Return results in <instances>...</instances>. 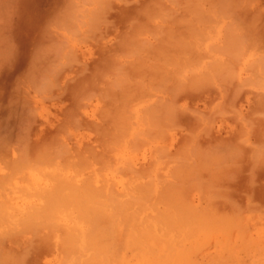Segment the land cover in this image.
I'll return each instance as SVG.
<instances>
[{"label": "rangeland", "instance_id": "374dc122", "mask_svg": "<svg viewBox=\"0 0 264 264\" xmlns=\"http://www.w3.org/2000/svg\"><path fill=\"white\" fill-rule=\"evenodd\" d=\"M19 1V2H18ZM17 2L19 3V5H17L18 6V8L19 9H17V8H15V11L17 10V14H18V16L16 17V15L13 17L12 16V18H13V20H11V21H13L12 22V24L13 25H11L12 26V32H13V35H14V37H15V40H16V42H17V46H18V48H19V50H20V55H19V57H18V59H17V65L15 64V65H13V66H16V67H13V66H10V67H8V69H5L4 70V73H1V75H0V148L1 149H3V150H1L2 151V153H0L1 155H3L2 157H4V159L6 160H2V161H0V180L1 179H3L4 180V182L2 183L3 184V187L5 188V186H9V185H7V184H5V183H7V182H5V179H8L9 177H12V178H14V176L16 177L15 179H13V183H9L10 185H14L15 187L13 188V187H9V190L7 189V187H6V189H7V192H5L4 190H6V189H1V190H3V193H5V195L1 192V190H0V192L2 193L1 194V196L3 197H1L0 196V199L1 200H4L3 202L5 203V201L7 200V199H9L8 201H6V204H7V202H8V204L10 203L11 204V206H9V208L7 207V205L5 206L6 208H4L2 205H4L3 203H2V201H1V203H2V205H1V203H0V213L2 212V214H0V225L5 229V230H3V228L0 226V230L2 231V235H5L6 237H3L4 238V240H2L1 238H0V260H2L1 262H0V264H11V262H12V264L14 263V264H31L32 262H33V264L35 263V264H60V262H61V264H62V261H63V258H65V257H67V258H65L64 259V261H63V264H79V263H83V264H85V262L87 261V259H89L87 262H86V264H91V263H88V262H91L92 261V264H94V263H96V264H127L128 262V264H136L135 263V260H136V262H137V264H152L153 262H155V263H153V264H157V262H158V264H168L169 262V264H172V263H174V264H183V262H184V264H264V155H262V154H264V151H263V153H261V150L259 151V152H257L258 154H261V156H257V158H256V154L254 155L255 156V158H253L254 156H251V155H253V152L252 151H254V150H252V149H255L257 146L256 145H251V143H255L256 144V142L258 141L259 143H260V147H261V143L263 142V144H264V141H260V140H263L264 139V135H260V133H263L264 131H262L263 129H264V127H263V125H264V112H261V111H264V109H263V106H264V103H262V102H264L263 101V99H264V53H262L263 51H264V41L263 42H258L259 40H260V37H261V39H264V0H238V1H241V2H238L239 4H236V3H233L232 4V7L233 6H235V8L239 5L240 7H238L239 8V10L241 9V8H243V6H244V8L247 10V11H245L247 14H248V16L250 17L251 16V14H252V16H251V19L249 20V22L248 21H246V20H248V16L245 14V16H243V14H239L240 12L242 13L243 11H237V13L239 14H235L237 17H238V19H239V16L241 17V16H243L244 18L242 19V17L240 18V21H241V19H242V21H244L245 19V21L243 22V24L245 23L246 24V26H245V28H247L248 30L249 29H251V27H254L255 29L257 28V29H259L258 31H260V32H258L257 30H255L254 29V31H256L255 33H257L256 35L258 36H256L255 35V33L253 32V30L251 29V31L249 30V31H247V30H245V28L242 26V27H240L239 28V25L241 26V23L242 22H239L237 19V22H239V23H236L235 21L236 20H234V19H232V20H234L233 22H231L232 20H231V18L233 17V14H232V16L231 15H229L228 17H229V19L227 18V15H228V13L226 14V10H227V8L230 10V5H227V3H225L224 4V0H221V1H219V2H222L221 4L223 5H227L228 7L226 8V10H225V7H224V5H223V8H224V10H225V14H223V12L224 11H222L220 14H219V11H220V9L219 8H221L222 6H221V4L218 2V1H216L215 2V0L214 1H212V0H200L201 2H200V5H199V7H197L196 8V10H194L193 9V7L194 6H197L199 3V0H197V3H195V4H197V5H195L193 2H195L196 0H193V4L192 3H189L190 1H192V0H188L187 2L190 4V5H194L192 8H190V5L189 4H187L188 6H186V2H185V0H175V2H177L176 4L178 5V6H176V4L173 2L174 0H171L172 2H170L169 0H151L150 1V3H149V0H138L139 2V5H138V3H137V1L136 0H103L104 2H102V3H104L102 6H100L101 8H103L104 6V11H106V12H104L103 11V9H100V10H102V12L100 11H98V5L99 4H96V2H97V0H95V2L93 1V0H89V2L87 1V3H85V4H87V6L86 5H84L83 4V2L84 1H86V0H84L83 2H82V0H79V2H78V0H73L74 2H76V5L77 4H79V6L77 7V11L80 9V11L82 12L83 10L85 11V7L84 8H81V7H83V6H86L87 7V9L90 11V12H93V11H95V12H93V13H89V11L87 12V11H85L84 13H89V15L88 16H90V20H82L83 19V17L85 16L86 17V14L84 15L83 14V12L82 13H80L79 14V18H80V22L78 23V25H77V28H76V30L80 33L79 34V37H77L76 35V37H74L73 35H71V36H73V39H72V37H70V34H67L68 35V37H70V38H68L67 37V35H66V33L64 34L63 33V31H62V29H60V28H58V26L54 23V20H53V18L54 17H56L57 16V14H59V13H62V12H64L63 10H66L67 9V7L69 6V3H71V1L70 0H18ZM59 1H62V2H59ZM70 1V2H69ZM93 1V2H92ZM99 1L101 2V0H98V2L97 3H99ZM109 1V2H108ZM124 1H125V3H124ZM130 1V2H129ZM132 1V2H131ZM146 3H145V2ZM180 1V2H179ZM182 1V2H181ZM227 0H225V2H226ZM228 1H230V0H228ZM250 1H252V3L250 2ZM59 2V3H58ZM74 2H73V6L75 5L74 4ZM91 2L92 3H94V4H91ZM129 2V3H128ZM157 2L159 3V5L160 6H158V4H157ZM167 2V3H166ZM212 2V3H211ZM243 2V3H242ZM16 3V2H15ZM17 3V4H18ZM90 3V4H89ZM137 3V4H136ZM142 3H144L145 5H143ZM154 4V6L156 7H152L153 6V4ZM164 3V4H163ZM182 3H184V5L185 6H183L182 5ZM213 3H214V5L216 4V3H218V4H216L215 5V10H214V5H213ZM229 3V2H228ZM245 3V4H244ZM246 3H248V4H246ZM254 3V4H253ZM58 4V5H57ZM89 4V5H88ZM97 6H96V5ZM106 4V5H105ZM109 6H108V5ZM148 4H150L149 5V7H150V10L151 11H149L151 14L150 15H143L142 14V11H143V13H145L144 12V10L146 11V8L145 9H143L144 8V6H148ZM156 4H157V6H156ZM161 4H162V6H161ZM175 4V5H174ZM210 4V5H209ZM230 4V3H229ZM237 6H236V5ZM143 5V6H142ZM181 7H180V6ZM202 5H204V6H202ZM208 5V6H207ZM220 5V6H219ZM247 5V6H246ZM57 6H58V8H57ZM62 6L65 8V9H63L62 8ZM66 6V7H65ZM97 7V8H95V7ZM131 6V8H128V7H130ZM133 6H136V7H133ZM138 6V7H137ZM140 6V7H139ZM141 6H142V8H141ZM146 6V7H147ZM171 6H172V8H171ZM202 6V11H203V13H204V15H207V17H209L208 15L209 14H206V13H210V14H212V15H214V17L213 18H215V22H214V19L213 20H211V18H207V20H205L206 19V17H205V19L204 18H202L201 17V15L203 14V13H201V15L199 14L200 13V11H201V9H200V11H198L197 12V9L198 8H200ZM219 6V8H217ZM230 6V7H229ZM246 6V7H245ZM249 6H251L250 8H249ZM53 7H54V10H53ZM151 7H152V9L154 8V12L152 11V9H151ZM171 8L170 9V11H172V13L171 14H174V16L172 17V15L171 14H169L170 13V11H169V8ZM186 7L187 8H189L190 10H188L187 9V11H185L184 9H186ZM205 7V8H204ZM261 7V8H260ZM56 8H57V10H56ZM109 8V9H108ZM113 10H112V9ZM139 8H141V10L139 9ZM160 8H161V10H163V11H161L160 10ZM211 8H213V10H212V12L210 11V9ZM243 8V9H244ZM127 9V10H126ZM129 9V10H128ZM167 11H166V10ZM174 9L175 10H177V11H174ZM209 9V10H208ZM217 9H219L218 11H216ZM237 9V8H236ZM242 9V10H243ZM263 11H262V10ZM53 10V11H52ZM93 10V11H92ZM110 10V11H109ZM114 10H116V11H114ZM133 10V11H132ZM137 10V11H136ZM147 10H149L148 9V7H147ZM208 10V11H207ZM233 10H235V9H233ZM261 10V11H260ZM15 11H14V13H15ZM129 11V12H128ZM134 11H136V13H134ZM139 11H141V12H139ZM158 11H160V12H158ZM190 11V12H189ZM205 11H207L206 13H205ZM215 11L217 12V13H215ZM235 11V12H236ZM49 12H51L50 14H49ZM58 12V13H57ZM127 12V13H126ZM138 12L141 14V16H140V14H139V16H138ZM147 12V14H149L148 13V11H146ZM176 12V13H175ZM185 12V13H184ZM57 13V14H56ZM95 13V14H94ZM128 13H130V14H128ZM134 13V14H137L136 16L135 15H132V14ZM166 13V14H165ZM181 13V14H180ZM234 13V12H233ZM244 13V12H243ZM16 14V13H15ZM20 14V15H19ZM53 14V15H52ZM54 14H56L55 16H54ZM91 14V15H90ZM93 14V15H92ZM106 14V16L105 17H107V18H105L104 19V15ZM126 14H128V15H126ZM146 14V13H145ZM155 14H159V16H157V15H155ZM171 15V16H169V15ZM183 14L185 15V16H183ZM200 16H199V15ZM217 14H219V16H221L222 17V15L223 16H225L224 18L222 17H217ZM255 15V17H254V15ZM259 16H258V15ZM48 15V16H47ZM52 15V16H51ZM84 15V16H83ZM94 15H96V17H95V20L97 19V21L96 22H92V21H95L94 19L92 20V16H94ZM103 15V16H102ZM128 17V16H130V17H128V18H126V16ZM132 15V16H131ZM163 15H168L167 17H165V19H164V16ZM187 15V16H186ZM194 15H196V17H198V18H200V20H201V22H199L198 21V18H196ZM46 16V17H45ZM51 16V17H50ZM152 16H157V18H154V17H152ZM160 16L162 17V18H160ZM180 16H182L181 18H186L187 17V19L189 18V20L188 21H190V19L192 20V21H190V23L192 24V28H191V24L189 23L188 25H187V19L185 20V19H181L180 18ZM193 16V19L191 18ZM231 16V17H230ZM138 17V18H137ZM170 17H172L171 19H170ZM210 17H212L211 15H210ZM235 17V16H234ZM233 17V18H234ZM246 17V18H245ZM254 17V18H253ZM256 17H258L259 18V20H257V18ZM88 18V17H87ZM140 18H141V20L142 21H144L143 23H141L142 25H143V27L145 28H143L144 29V31H143V29H141L142 28V26H140V28L138 27V24L141 22V20H140ZM153 18V19H152ZM254 20H256V21H253V19ZM46 19V20H45ZM55 19V18H54ZM107 19V20H106ZM112 19V20H111ZM115 19V20H114ZM122 19V20H121ZM128 19L130 20L129 22H128ZM136 21H135V20ZM139 19V20H138ZM151 19V20H150ZM220 20V21H218V20ZM105 20L107 21V22H105ZM126 20V22H121V21H125ZM132 20H134V21H132ZM137 20L139 21L138 23H137ZM165 20V21H164ZM170 20V21H169ZM176 20V21H175ZM183 20H185V21H183V23H182V21ZM44 21H46V22H44ZM196 21V22H195ZM198 21V22H197ZM205 21V22H204ZM210 23H209V22ZM251 21V22H250ZM45 24H44V23ZM103 22V23H102ZM109 22V23H108ZM115 22V23H114ZM131 22H133V23H135V24H137V25H135V24H133V25H131ZM177 22V23H176ZM218 22H221L220 24H219V27L218 28H220V29H218L216 26H217V23ZM226 22H227V24L230 22V23H232L231 25L230 24H228V25H230V27H233L234 29H235V31H236V33L235 32H231V34H232V36L230 35V36H228V39L230 38V40L229 41H231V42H229V43H231V44H228V43H225V40H226V37H224L225 35H228V32L229 31H231V30H233V28H230L229 29V27H226L227 25H226ZM20 23H22V24H20ZM47 23V24H46ZM105 23V24H104ZM123 23V24H122ZM176 23V24H175ZM184 23H186V24H184ZM199 23V24H198ZM201 23V24H200ZM216 23V24H215ZM43 24V25H42ZM49 24V29L47 28L46 29V26ZM80 24V25H79ZM123 26H122V25ZM124 24H126V25H124ZM167 24V25H166ZM236 24H238V25H236ZM256 24V26H254ZM107 25V26H106ZM136 26V28L138 27L139 29H138V32H136L135 30H132V29H134L135 27H133V28H131V26ZM146 25H147V27H146ZM157 25V26H156ZM160 25L163 27L162 29H161V27H160ZM165 25V26H164ZM170 25V26H169ZM186 25V26H185ZM194 25V26H193ZM251 25V26H250ZM42 26V27H41ZM44 26H45V29H44ZM105 26V27H104ZM116 26V27H115ZM149 26V27H148ZM172 26V27H171ZM190 27V29H196L197 31H195V32H198L200 29H201V31H199L200 32V34H199V32H198V35H197V37L199 36V38H203V40L202 39H198L197 40V38H196V34H194L195 32H194V30H193V34H192V32H191V30H189V27ZM198 26V27H197ZM212 26H214V28H215V30H216V32L214 31V28H212ZM260 26V27H259ZM262 26V27H261ZM82 27V28H81ZM173 27H175V28H173ZM194 27V28H193ZM227 28V30H225L226 28ZM237 27V28H236ZM259 27V28H258ZM43 30H42V29ZM87 28V29H86ZM101 28V29H100ZM113 28H115V29H113ZM125 28H127V29H125ZM165 28V29H164ZM167 28H169V30L170 31H167L166 29ZM178 28H180V29H178ZM184 28H186V29H184ZM197 28H199V30L197 29ZM225 28V29H224ZM243 28V29H242ZM41 29V30H40ZM127 31V32H125V34H124V31L125 30ZM128 29H130V30H128ZM141 29V31H142V33L140 32L139 33V30ZM158 29H159V31H158ZM160 29H161V32H162V36H161V34H160ZM172 29H174V30H176V31H174V30H172ZM188 29V30H187ZM228 29H229V31H228ZM239 29H241V31L239 30ZM45 30H48V32L50 33V34H52L53 36H56L57 38V41H61L62 43H63V46H62V48L65 50L64 51V54L63 55H65L66 54V57L64 58V57H62L61 56V59H60V57H59V59H60V61H63L62 63L61 62H59V63H61V64H66L65 62H68L67 61V56L70 54V56H68L70 59H68V60H72L71 62L72 63H68V65L66 66H64V64L61 66V64L59 65L58 64V66H59V68H57L58 66H57V64H56V66L57 67H54V66H52V68H54V69H57V70H60V71H58V72H56V70H55V72L57 73V78L55 77L56 75V73L54 72V71H51V72H53V74L52 73H50L51 75H52V77H54V78H56V80H57V82H59V84H60V87L61 88H58L59 86H57L58 84H56V82H55V84H56V87H54V85L55 84H52L55 80H53V81H51L52 80V77H50L49 75V82H48V80H47V82L45 83H43V85H42V87H37V88H35V85L33 86L32 85V83L30 82V80H28L27 78V74H26V72L29 70V69H27V68H29L30 67V64L28 63L29 61H31V60H28V58H30L31 59V53L34 51L33 49H35L36 48V46L38 45L37 44V42H38V40L40 39L41 40V37H43L42 35H44V34H40V33H44V31ZM53 30V31H52ZM91 30L93 31V33L91 32ZM150 30H152V33H154V34H152V33H149L150 32ZM164 30H165V32H164ZM221 30V31H220ZM80 31H83L82 33L80 32ZM90 33H89V32ZM136 33H135V32ZM148 31V32H147ZM154 31V32H153ZM226 31H228L227 33H226ZM234 31V30H233ZM244 31H245V33H244ZM65 32V31H64ZM169 32H170V34H169ZM178 32V33H177ZM181 32V33H180ZM239 32V33H238ZM240 32H242L243 34H246V36L247 37H249V40H248V38L247 39H245V36H241L242 34L240 33ZM37 33V34H36ZM75 33H77V32H75ZM135 33V34H134ZM223 33V34H222ZM224 33H226V34H224ZM230 33V32H229ZM254 33V34H253ZM36 34V35H35ZM82 34V35H81ZM85 34H87V36H85L84 38L86 39H81L80 38V36L81 37H83V35H85ZM89 34H90V36H89ZM92 34H93V37H92ZM119 34H120V36H123L124 35V38L127 36V35H129L130 34V38L132 39H139L140 40V44H142L141 46H143L145 49H142V50H148L147 52H146V54H145V51H143L144 52V54H143V52H142V50H139V51H141L140 52V55H142L143 57V61H144V63L142 64V66L141 65H139L140 67H138V68H134V66H133V63L131 64V62H132V60L134 61L136 58H137V56H134V55H132V56H130L129 55V51L127 52V55H129V57L128 56H124L123 57V55L124 54H126V52L125 51H123V45L125 44V42H126V46H127V44H129L127 41H126V39H125V41L119 36ZM123 34V35H122ZM150 34V35H149ZM152 34V35H151ZM160 34V35H159ZM178 34V35H177ZM204 34V35H203ZM208 34V35H207ZM235 34V35H234ZM248 34H251V35H248ZM41 35V36H40ZM117 35H118V37H117ZM126 35V36H125ZM169 37H168V36ZM190 35L192 36V37H190ZM202 35V36H201ZM207 37H206V36ZM236 35H237V37L239 38V36H240V39H237V37H236ZM38 38H37V37ZM65 36L67 37L66 38V40H67V42H66V40H65ZM89 36V37H88ZM152 36H155V37H152ZM201 36V37H200ZM209 36H210V38H209ZM213 36V37H212ZM17 37V38H16ZM22 37V38H21ZM40 37V38H39ZM88 37V38H87ZM94 37H96V38H98V41L96 40V39H93ZM119 37L124 41V44L123 45H119V44H121V39H119ZM172 37L174 38V39H172ZM178 38V42H179V44H178V42H177V38ZM236 37V38H235ZM252 37V38H251ZM60 38V39H59ZM75 38H77V39H75ZM92 38V39H91ZM103 38V39H102ZM111 38V39H110ZM127 38V37H126ZM150 40H148V39ZM163 38V39H162ZM176 38V39H175ZM192 38V39H191ZM224 38H225V40H224ZM38 39V40H37ZM108 39V40H107ZM116 39V40H115ZM119 39V40H118ZM129 39V38H128ZM171 39V40H170ZM179 39H181L180 41H179ZM209 39H211V40H209ZM233 39H234V41L236 40V41H239L240 43H238V42H235V45H234V41H233ZM242 39V40H241ZM254 39L256 40V42H253L254 41ZM258 39V40H257ZM22 42H21V41ZM40 40H39V42H40ZM78 40V41H77ZM96 40V41H95ZM103 40V41H102ZM175 41L174 43H173V41ZM182 40L184 41V42H182ZM185 40L187 41V43L185 42ZM199 40H202L201 41V43H199L200 41ZM244 40H246V42L244 41ZM251 40H253V41H251ZM19 41V42H18ZM71 41H72V43H71ZM84 41H85V43H84ZM108 41V42H107ZM113 43H111V42ZM163 41V42H162ZM168 43H167V42ZM171 41V42H170ZM241 41H242V43H243V41H244V43H243V45H242V43H241ZM31 42V43H30ZM33 42H35V45L36 46H34V44H32ZM38 42V43H39ZM68 42H70V43H68ZM94 42H98L97 43V45H99V46H95V44L96 43H94ZM120 42V43H119ZM131 42V41H130ZM155 42H157V43H155ZM162 42V43H161ZM212 42H214V44H215V48L212 46ZM20 43H22V44H20ZM74 43L76 44V45H74ZM107 43V44H106ZM119 43V44H118ZM123 43V42H122ZM161 43V44H160ZM172 43H173V45H172ZM175 43H177V45L179 46V49H178V46H176V44ZM199 43V44H198ZM202 43H203V45H202ZM237 43V44H236ZM252 43V44H251ZM257 43V44H256ZM94 44V45H93ZM106 46H105V45ZM132 44V43H131ZM162 44H163V46H162ZM167 44V45H166ZM195 44V45H194ZM210 44V45H209ZM227 44H228V46H230V47H232L233 45L234 46H236V45H238V48H237V46L236 47H234L233 49H235V50H231L232 52H230V50L228 51V49H230V47H228L227 46ZM233 44V45H232ZM255 44V45H254ZM20 45H21V47H20ZM23 45V46H22ZM29 45H33V46H29ZM70 45H72V46H70ZM91 45H93V46H91ZM111 45H115V46H111ZM119 45V46H118ZM130 45V44H129ZM217 45V46H216ZM225 45H226V47H225ZM242 45V46H241ZM108 46H109V48H108ZM125 46V45H124ZM141 46H140V48H141ZM185 46V48H183ZM197 46H199V48H200V50H199V48L197 47ZM26 47V48H25ZM112 47V48H111ZM114 47H117L116 49H113ZM173 47V48H172ZM177 47V48H176ZM242 47V48H241ZM256 47H257V49H256ZM261 47L263 48V49H261ZM105 50H104V49ZM210 48V49H209ZM213 48V49H212ZM260 48V49H259ZM30 49H32V50H30ZM113 49V50H112ZM139 49V47H137V49L136 50H138ZM169 49V50H168ZM183 49V50H182ZM219 49V50H218ZM232 49V48H231ZM259 49V50H258ZM62 50V49H61ZM101 50V51H100ZM114 50H115V53H114ZM118 50V51H117ZM129 50H131V49H129ZM168 50V51H167ZM173 50V51H172ZM180 50V51H179ZM182 50V51H181ZM185 50V51H184ZM213 50H215V51H213ZM216 50H218L219 51V53H218V51H216ZM249 52H248V51ZM260 51V52H258V51ZM87 51V52H86ZM105 51V52H104ZM112 51V52H111ZM121 51H123V52H125L124 54H121V55H119V53H122ZM139 51L137 52V53H139ZM164 51H166V53H167V56H170L171 54V57H167L166 56V54H165V56L163 55L164 54ZM171 53H170V52ZM178 51V52H177ZM201 51V52H200ZM208 51V52H207ZM228 51V52H227ZM235 51V52H234ZM238 51V52H237ZM242 51V52H241ZM63 52V51H62ZM66 52V53H65ZM110 53V55H109V53ZM118 52V59H117V53ZM170 54H169V53ZM176 52V53H175ZM185 52H188L189 54H187V53H185ZM197 52L199 53V54H197ZM246 52V53H245ZM29 53H30V55H29ZM68 53V54H67ZM100 53V54H99ZM163 53V54H162ZM213 53V54H212ZM234 53V54H233ZM259 53H261V54H259ZM61 54V53H60ZM102 54H104L103 56H102ZM174 54H175V56H174ZM205 54H206V57H205ZM213 55V56H211V55ZM219 54V55H218ZM232 56V57H230V55ZM29 55V56H28ZM74 55V56H73ZM112 55H114V58H115V61H117V62H119V63H117L116 62V64H117V67L119 66V65H123L122 67L124 68V70H125V67L124 66H126V63H127V66L126 67H128V65L129 66H131L132 68H129V69H127L126 68V70H127V73L128 74H130L131 76V78H129V79H127V80H131L132 82H133V84L132 83H130L132 86H128V88H127V90L129 89H131V87H132V89L131 90H133L132 92L131 91H129V92H131L133 95H134V97H133V95L132 94H127V95H129L130 97H132V98H130L129 96H127L128 97V99H127V97L125 98V101L123 100H121L120 99V101L117 103L119 106H122V110H120V111H122V112H120V116L121 115H124V116H126V117H117L118 119V121H120L119 123H118V127L120 126L119 124H122L123 126H121V127H123L124 129H122L125 133H126V131L128 130V128H129V132L127 131V133L128 134H126L125 135V133L124 134H122V132L123 131H119L120 130V128L121 127H117V125L115 124L114 125V128L112 127V125L114 124H112V122H111V118L108 120V119H105V117L106 118H108V117H111L109 114H108V116H106L107 114H105L104 112H106V111H108L109 109V107L108 108H106V106L108 105V103H110L111 101H110V99H108L109 97V95H107V91H108V89L106 88V87H108L104 82H106L105 80L103 81V79H102V81H101V78H100V76L102 77V74H105V67L107 66V63L108 64H110V63H113L114 65H115V61L114 62H111L112 60H114V59H112ZM140 55H138V57H140ZM179 56L178 57V59H177V56ZM210 55V56H209ZM221 55V56H220ZM233 55L235 56V57H233ZM241 55V56H240ZM254 55V56H253ZM28 56V57H27ZM110 56H111V58H110ZM164 56V57H163ZM202 56V57H201ZM210 58H209V57ZM227 56V57H226ZM127 58L126 60L125 59H123V58ZM156 57V58H155ZM166 57V59L169 61L168 63H171V64H173V65H175V63H173L174 61L173 60H177V62L179 63V64H176V65H178V66H173V65H171V64H166L165 63V60H164V62H161V61H163V58H165ZM185 57V58H184ZM199 57H201V58H199ZM204 57V59H202ZM217 57V58H216ZM245 57H247V58H245ZM255 57V58H254ZM260 57V58H259ZM94 58H96V59H94ZM134 58V59H133ZM183 58V59H182ZM73 59H74V61H73ZM105 59H106V61H105ZM123 59V60H122ZM130 59V60H129ZM151 59V60H150ZM161 59V60H160ZM201 61H200V60ZM216 59V60H215ZM218 59V60H217ZM247 59V60H246ZM127 60H128V62H127ZM141 60V59H140ZM157 60V61H156ZM263 60V61H262ZM26 61H28V62H26ZM79 63H78V62ZM120 61H122V62H120ZM126 61V62H125ZM171 61V62H170ZM211 61V63H210V65L212 64V63H214V62H218L219 64H220V66L217 64V62H216V64H215V66H216V68H218V70H219V68L221 67V73L219 74V72H216V70L215 71H213L211 68H212V66L213 65H211V67L209 68V66L210 65H208L207 66V64H209V62ZM223 61V62H222ZM230 61L231 63L227 66V64H228V62ZM237 61V62H236ZM19 62V63H18ZM24 64H23V63ZM83 62H84V64H83ZM86 62V63H85ZM97 64H96V63ZM206 62H207V64H206ZM246 62V63H245ZM29 64V67L28 66H26V65H28ZM31 63V62H30ZM78 63V64H77ZM145 63H148L147 65L145 64ZM153 63V64H152ZM157 63V64H156ZM185 63V64H184ZM187 63V64H186ZM197 63V64H196ZM254 63H256V65L254 64ZM258 63V64H257ZM21 64V65H20ZM106 64V65H105ZM112 64V65H113ZM119 64V65H118ZM154 64H155V66H154ZM182 64V65H181ZM199 64V65H198ZM205 64V65H204ZM232 64H234V66H235V68L233 67V65ZM254 64V65H253ZM261 64V65H260ZM19 65V66H18ZM72 65V66H71ZM97 65V66H96ZM157 65V66H156ZM168 65V66H167ZM188 65V67H190V68H188V69H185V68H183V67H186ZM193 67H192V66ZM230 65H231V67H233L232 68V70H233V73H232V70H231V67H230ZM247 65L248 66H250L249 68L247 67ZM86 66H87V68H86ZM96 66V67H95ZM103 69L102 70V72L100 73V71L98 70V69H100L101 70V68ZM137 66V65H136ZM144 66V67H143ZM181 66H182V68H181ZM215 66L213 67V69L215 68ZM219 66V67H218ZM253 66V67H252ZM258 67V71H256L257 70V68L256 67ZM22 67H24V68H22ZM26 67V68H25ZM150 67V68H149ZM156 67V68H155ZM158 67V68H157ZM161 67V68H160ZM166 67V68H165ZM173 67V68H172ZM179 67V68H178ZM204 67V68H203ZM229 67V68H228ZM12 68H14V69H12ZM22 68V69H21ZM60 68H62V69H60ZM155 68V69H154ZM192 68V69H191ZM199 68V69H198ZM256 68V69H255ZM11 69H12V71H11ZM25 69V70H24ZM54 69H52V70H54ZM82 69H84V70H82ZM95 71V69H96V71H95V73H94V71ZM131 69V70H130ZM140 69V70H139ZM158 69V70H157ZM174 69H175V71H174ZM179 69H180V71H181V69L183 70V69H185V71L183 70V71H179ZM194 69V70H193ZM235 69H236V72H234L235 71ZM246 69V70H245ZM254 69H255V71H254ZM17 70H21V71H17ZM22 70H23V72H22ZM89 70V72H87V71ZM99 71V74H100V76H98L99 78L97 79V77H96V73ZM125 70V71H126ZM151 70H153L152 72H151ZM156 70V71H155ZM159 70H161V71H159ZM168 70H170V72L168 71ZM191 70L193 71V73L195 72L196 73V76L198 77V75H200V73H201V71H202V73H204V72H206V71H204V70H207V72L206 73H208V74H206V73H204V74H206V75H208V76H211V77H209L210 79H211V81H209L208 79H207V81H205L206 80V78H203V76L204 75H200L201 77H199V79L197 78V77H193L194 76V74L192 75L191 74ZM197 70V71H196ZM199 70H201V71H199ZM229 70V71H228ZM26 71V72H25ZM90 71H93L92 72V74H93V76H92V74H91V72ZM104 71V72H103ZM124 71V72H125ZM129 71V72H128ZM135 71V72H134ZM138 71L140 72V73H138ZM144 71V72H143ZM146 71V72H145ZM190 73H189V72ZM220 71V70H219ZM261 71V72H260ZM19 72V73H18ZM60 72V73H59ZM76 72L78 73L77 75H76ZM79 72H80V74H79ZM81 72H82V74H84V75H81ZM84 72V73H83ZM87 72V73H86ZM177 72H180V73H178L177 74ZM184 72V73H183ZM187 72V73H186ZM211 74H210V73ZM218 73V74H216V73ZM226 72V74L224 75V76H226V77H224V78H227L229 75H230V73H232L231 74V76L230 77H232L231 79H230V77H229V79L227 78V80H221L222 78L220 77V76H222V73H225ZM18 75H17V74ZM28 73V72H27ZM133 73V74H132ZM135 73V74H134ZM137 73H138V75H137ZM145 73H146V75H145ZM155 73H157V74H155ZM162 73V74H161ZM229 75H228V74ZM258 73H260V74H258ZM261 73H263V74H261ZM5 74V75H4ZM11 74V75H10ZM22 74V75H21ZM98 74V75H99ZM180 74V75H179ZM182 74H187V76L188 77H186V75H182ZM198 74V75H197ZM237 75V77L235 78V79H233V75L234 76H236ZM256 76H255V75ZM258 74V75H257ZM26 75V76H25ZM77 77H76V76ZM79 75H81V76H79ZM132 75H134V76H136V77H133V79H132ZM143 77H142V76ZM182 75V76H181ZM215 75H218L219 77L217 78ZM242 75V76H241ZM260 75V76H259ZM16 76H18V77H16ZM83 76V77H82ZM141 76V77H140ZM207 76V77H208ZM257 76H259V77H257ZM24 77V78H23ZM79 77H80V79L82 78V80H80L79 79ZM110 77V79L113 77V75L111 76V75H109V76H107V77H105V75H104V78L107 80L108 78ZM137 77H139V78H137ZM161 77H162V81L164 80L165 81V83L166 84H164V85H161L162 83H164V81L161 83L160 82V80H161ZM176 77V78H175ZM204 77H206V76H204ZM246 77V78H245ZM248 77V78H247ZM258 79H257V78ZM90 78V79H89ZM103 78V77H102ZM155 78V79H154ZM157 78V79H156ZM181 78V79H180ZM185 78V79H184ZM194 78V79H193ZM26 79H27V81H26ZM67 79H68V81H67ZM70 79L72 80V82H70ZM85 79V80H84ZM91 79H92V81H91ZM100 79V80H99ZM139 79V80H138ZM141 79V80H140ZM148 79V80H147ZM198 81H197V80ZM203 79H205V80H203ZM213 79V80H212ZM252 79H253V81H252ZM5 80V81H4ZM45 80H46V77H45ZM44 80V81H45ZM74 80V81H73ZM76 80H78V81H76ZM94 80V81H93ZM109 80V79H108ZM107 80V81H108ZM111 80H113V78L111 79ZM134 80V81H133ZM145 80V81H144ZM177 80H179L178 81V84H177ZM181 80L182 81H184L183 82V85H182V83H180L181 82ZM185 80H186V82H185ZM196 80V81H195ZM250 80V81H249ZM50 81H51V84H50ZM129 81H127V82H129ZM139 82V81H141V84L139 83H136V82ZM148 81H150V83L148 82ZM248 83H247V82ZM28 82V83H27ZM66 82V83H65ZM76 82V83H75ZM81 82H82V84H81ZM123 82H125V81H123ZM144 82V83H143ZM158 82H160L161 84H159V87L157 86L158 85ZM197 82V83H196ZM242 82V83H241ZM244 82V83H243ZM250 82V83H249ZM49 83V84H48ZM152 83V84H151ZM157 83V84H156ZM180 83V84H179ZM219 83V84H218ZM238 83H240V84H238ZM255 83V84H254ZM68 84H71V85H68ZM83 84L84 85H86L87 84V86H85L84 88H86V87H88L89 86V89L90 90H88V88L87 89H85V91H84V88H83ZM108 84V83H107ZM121 84V83H120ZM124 84V83H123ZM122 84V85H123ZM127 83L125 82V85H126ZM136 84V85H135ZM143 84V85H142ZM195 84V85H194ZM246 86H245V85ZM258 84V85H257ZM52 85V86H51ZM67 85L70 87V86H73V87H75V88H72V87H68V89L70 90L69 92L67 91ZM74 85H77V86H74ZM109 85V84H108ZM127 85H129V84H127ZM137 85H141L140 86V89H139V87H138V89L140 90V91H138V89H136V87H137ZM154 85H156L155 87H153ZM166 85H167V87H166ZM180 85V86H179ZM187 85V86H186ZM205 85V86H204ZM239 85H240V90L238 89V88H236V86H238L239 87ZM242 85H243V88L241 89V87H242ZM252 85V86H251ZM254 85H256V86H254ZM12 86V87H11ZM21 86V87H20ZM32 86V87H31ZM50 86V87H49ZM79 86H80V89H79ZM93 88H92V87ZM121 86V85H120ZM120 86H117L118 88H120ZM149 86V87H148ZM161 86V87H160ZM178 86V87H177ZM259 86V87H258ZM21 89H20V88ZM34 87V88H33ZM76 87H77V89H76ZM123 88H125V89H123V88H121V89H123V90H126V87L123 85L122 86ZM142 87V88H141ZM148 87V88H147ZM162 87H164V88H162ZM172 87H177L176 89H178V90H176V95H175V93L173 94V92H175V89L174 88H172ZM180 87V88H179ZM197 87H198V89H197ZM203 87V88H202ZM223 87H224V90H223ZM30 88V89H29ZM39 88H40V92H39ZM49 88V89H48ZM66 88V91H64V89ZM152 88H155V89H152ZM157 88V89H156ZM159 88H162V89H159ZM202 88V89H201ZM227 88H229V90L227 89ZM19 89V90H18ZM37 89V90H36ZM63 89V90H62ZM76 89V90H75ZM91 89H95L94 91L93 90H91ZM168 89H173L174 91H171V90H168ZM191 89V90H190ZM193 89H195V90H193ZM236 89H238V91L236 90ZM34 90V91H33ZM50 90H51V92H50ZM78 90V91H77ZM82 90V91H81ZM109 90H110V86H109ZM122 90V91H123ZM222 90V91H221ZM36 91V92H35ZM63 91H64V93H63ZM75 91H77V93L79 94V96H78V94H76L77 96H78V99H76L75 98V101H74V96H76V95H74L75 94ZM81 91V92H80ZM116 91H118V92H120L119 91V89H116ZM121 91V92H122ZM163 91H165V92H163ZM181 91V92H180ZM183 91V92H182ZM189 91V92H188ZM205 91V92H204ZM207 91V92H206ZM224 91H226V93L227 94H225V92ZM228 91V92H227ZM21 92V93H20ZM23 92V93H22ZM72 92V93H71ZM74 92V93H73ZM92 92V93H91ZM94 92V93H93ZM115 92V91H114ZM125 92V91H124ZM123 92V93H124ZM127 92V91H126ZM138 94H137V93ZM141 92L143 93V94H141ZM149 92H151V94H155V96L154 95H151ZM172 92V93H171ZM194 92V93H193ZM204 92V93H203ZM211 92V93H210ZM14 93V94H13ZM20 93V94H19ZM60 93H62V94H60ZM84 93H86V94H84ZM90 93V94H89ZM141 95H140V94ZM149 93V94H148ZM9 94V95H8ZM55 94L57 95V96H55ZM60 94V95H59ZM84 94V95H83ZM88 94H89V96H88ZM91 94H93V96H91L90 97V95ZM116 94H118L119 96H120V98H121V95H122V93H117L116 92ZM203 96H202V95ZM211 94V95H210ZM263 94V95H262ZM14 95V96H13ZM28 95H30V96H28ZM52 95V96H51ZM62 95V96H61ZM139 95V96H138ZM142 95H144V97L142 96ZM146 95H149V96H146ZM168 95V96H167ZM174 95V96H173ZM206 95V96H205ZM210 95V96H209ZM236 95V96H235ZM60 96V97H59ZM117 96V95H116ZM118 96V97H119ZM123 96H126V95H123ZM122 96V97H123ZM136 96V97H135ZM158 96H161L162 97V99H161V97H159L158 98ZM173 96V97H172ZM198 98H197V97ZM200 96V97H199ZM226 96V98L224 99V97ZM239 96V97H238ZM22 97H24V99L22 98ZM50 97V98H49ZM52 97V98H51ZM81 97V98H80ZM88 97V98H87ZM89 97H90V99H89ZM211 97V98H210ZM228 97V98H227ZM251 97V98H250ZM261 97H263V99L261 98ZM14 98V99H13ZM16 98H18V99H16ZM60 98V99H59ZM117 98V97H116ZM158 98V99H157ZM173 98V99H172ZM230 98V99H229ZM247 98V99H246ZM10 99H11V101H10ZM25 99H27V101L26 102H28L27 104V109H28V107L29 106H32V107H29V108H31V110L29 111V112H31L32 110H33V114H32V112L29 114V112H28V115H26V113H25V104L26 103H24L23 101L21 102V100H24L25 101ZM62 99V100H61ZM86 99V100H85ZM123 99H124V97H123ZM130 99H133V101L132 100H130ZM137 100V102H136V100ZM168 101H167V100ZM172 101H171V100ZM229 99V100H228ZM255 99H257V100H255ZM9 100V101H8ZM50 100V101H49ZM60 100H61V102H60ZM126 100H129L128 102L126 101ZM135 100V101H134ZM141 100H142V102H141ZM144 100V101H143ZM150 100V101H149ZM156 100H160V102L158 101V102H156ZM186 100V101H185ZM20 101V102H19ZM35 101V102H34ZM169 101H171V103L173 102V107H175V109L174 110H176V111H174V112H179L180 114L181 113H183V115H182V117H179V115H178V113L177 114H175V116H173V118H172V113L170 114V115H168L167 113H166V116L168 115V116H171V117H169L170 118V120H171V122L168 120L169 118H168V116L166 117V118H168V119H166V118H164V114L161 112L162 111V109H163V111H165V109H166V105L169 107V109L171 110V108L170 107H172L171 105L169 106V104H171ZM176 101H177V103H176ZM195 101V102H194ZM222 101V102H221ZM8 102V103H7ZM10 102H11V104H10ZM76 103V104H74V103ZM106 102V103H105ZM124 102V103H123ZM127 102V103H126ZM139 102V103H138ZM158 103L157 105H159V104H161L162 103V107H165V108H157V109H159L160 110V112H159V114L158 113H155V114H158V116L160 115V117H158L159 118V120H161V124H159V122L156 124V119H155V123L153 122V125L151 124V120H150V118L151 117H153L152 116V114H151V111H148V109H147V114L145 113V110H144V112H143V109H146V107H150L149 106V103ZM169 102V103H168ZM217 102H218V105H217ZM225 102V103H224ZM13 103V104H12ZM15 103H17V104H15ZM22 103H24V105H22ZM36 103V104H35ZM72 103V104H71ZM86 103V104H85ZM154 103H153V105H154ZM165 103H166V105H165ZM181 103V104H180ZM195 103V104H194ZM204 105H203V104ZM224 103V104H223ZM244 103V104H243ZM249 103H251V104H249ZM255 103V104H254ZM3 104V105H2ZM22 106H24V107H22ZM31 104V105H30ZM34 104V105H33ZM73 104H74V106H73ZM179 104H180V106H179ZM184 104V105H183ZM186 104V105H185ZM233 104V105H232ZM262 104V105H261ZM9 105H11V108L10 107H8ZM70 105V106H69ZM183 105V106H182ZM199 105V106H198ZM217 105V106H216ZM221 105H222V108H221ZM250 105H252V106H250ZM258 105H261V106H258ZM19 106H21V107H19ZM37 108H36V107ZM69 106V107H68ZM80 106H81V108H80ZM86 106V107H85ZM105 106V107H104ZM160 106V105H159ZM185 106H187V107H185ZM229 106H232V107H235V108H233V109H235V111L233 110V109H231L232 107H229ZM245 106V107H244ZM18 107V108H17ZM68 107V108H67ZM72 107H74L73 108V113H75L74 115L76 116V121H71V122H69L71 119H72V117H74V116H71V114H67V112H71L72 111ZM132 107H134V108H132ZM142 107V108H141ZM143 107H145V108H143ZM152 107V106H151ZM150 107V108H151ZM155 107V106H154ZM177 107H180V108H178V109H176ZM189 107V108H188ZM191 107V108H190ZM197 107H198V109H197ZM217 107V108H216ZM259 107V108H258ZM11 109V110H8V109ZM15 109V112H14V110L13 109ZM22 108H24L23 110H24V112L23 113H25V116H28L27 118L26 117H24V114L21 112V110H22ZM182 108H183V111H182ZM225 108V109H224ZM229 108H230V111H229ZM245 108V109H244ZM251 108V109H250ZM258 109V110H256V109ZM263 110H262V109ZM36 109H37V111H36ZM64 109V110H63ZM67 109H71V111H67ZM132 109H133V111H132ZM141 109V110H140ZM153 109V108H152ZM156 109V108H155ZM156 109V110H157ZM172 109V110H173ZM195 109V110H194ZM217 109H219V111L220 112H222V113H224V112H226L225 114H222V113H220ZM228 109V110H227ZM248 109H250V110H248ZM254 109V110H253ZM259 109H261V110H259ZM7 110V111H6ZM18 110V111H17ZM20 110V111H19ZM34 110H35V113H34ZM77 110V111H76ZM100 110V111H99ZM102 110V111H101ZM197 110V112H195ZM8 111H10V112H12V113H10V112H8ZM19 114H22V116L21 115H18V113ZM110 111V110H109ZM108 111V112H109ZM134 111H135V115H134ZM140 111H141V113H140ZM154 111V110H153ZM158 111V110H157ZM166 111H168L167 109H166ZM165 111V112H166ZM180 111H182V112H180ZM203 112V114H201L202 112ZM211 111V112H210ZM233 111V112H232ZM257 111L259 112H261L262 114H260V113H257ZM78 112V113H77ZM170 111H168V113H169ZM201 112V113H200ZM227 112H230V113H232V116H237V114H239L240 116H237V117H232L231 116V114L230 113H228L227 114ZM236 112V113H235ZM241 112V113H240ZM254 112H256V114H259L260 115V117H257V116H259V115H256ZM72 113V112H71ZM163 114V116H162V114ZM193 113H194V115H193ZM204 113H205V116H203L204 115ZM211 113V114H210ZM246 113V114H245ZM250 113H252L251 115H250ZM6 114H7V117H6ZM9 114H10V116H9ZM12 114V115H11ZM14 114V115H13ZM67 116H66V115ZM105 114V115H104ZM146 114V115H145ZM148 114H151V117L149 116L148 117ZM207 114V115H206ZM216 114V115H215ZM226 114H227V116H226ZM244 114V115H243ZM18 115V116H17ZM68 115H70L71 116V119H70V116H68ZM144 115H145V118H147L146 120H145V118L143 119V117H144ZM176 115H178V116H176ZM180 115V116H181ZM223 115V116H222ZM248 115V116H247ZM261 115H262V118H261ZM20 117L19 119L20 120H22L21 122H20V120H18V118L17 117ZM156 116V115H155ZM188 116V119H189V117H191L190 119H192V120H188V119H183V118H186ZM195 116V117H194ZM209 116V117H208ZM242 116V117H241ZM243 116H245L244 118H246V117H249V121H253V124H257V125H259L260 124V126H257V125H254V126H252L251 125V122H249L250 123V125L253 127L252 129H251V131H250V125H247L245 122H248L247 120H245V122L243 121V122H239L240 120H244V119H241V118H243ZM255 116V117H254ZM23 117H24V119H23ZM34 118V120H32L33 118ZM64 117V118H63ZM69 117V118H68ZM140 117V118H139ZM174 117H175V119H174ZM194 117V118H193ZM208 117V118H207ZM214 117V118H213ZM252 117V118H251ZM7 118H9V120H8V122H6L7 121ZM11 118H13L12 119V121H11ZM22 118V119H21ZM31 118V119H30ZM67 118V119H66ZM75 118V117H74ZM73 118V119H74ZM77 118H79V121H80V123H78V124H81V126L79 125V126H75V124H77V122H78V120H77ZM103 118H104V120H103ZM161 118H164V119H161ZM177 118V119H176ZM180 118V119H179ZM181 118L183 119L182 121H181ZM232 118H233V120H232ZM236 118H238V120L237 121H235L234 119H236ZM256 118V120H252V119H255ZM257 118H259V119H257ZM66 119V123L64 122V120ZM68 119H69V121H68ZM72 119V120H73ZM121 119V120H120ZM123 119V120H122ZM126 121H125V120ZM152 119V118H151ZM260 119H262V120H260ZM29 120V121H28ZM86 120V121H85ZM108 120V121H107ZM139 120V121H138ZM143 120H145V121H143ZM148 120H150L151 122H149ZM158 120V121H159ZM174 121V124H175V126L177 127H175L174 125H172V123H173V121ZM178 120V121H177ZM201 120V121H200ZM202 120H204V121H202ZM209 120V121H208ZM219 120H220V122H219ZM33 121V122H32ZM62 121V122H61ZM68 121V122H67ZM162 121H165V123L164 122H162ZM186 121H191V123H194V124H190V122H186ZM213 121V122H212ZM227 121V122H226ZM235 121V122H234ZM255 121V122H254ZM18 122H20V123H18ZM30 122V123H29ZM112 124H110V123ZM121 122H123V123H121ZM140 122V123H139ZM147 122V123H146ZM176 122V123H175ZM186 122V123H185ZM199 122V123H198ZM206 122V123H205ZM237 122V123H236ZM7 123H9L8 125H7ZM17 123V124H16ZM64 123H65V125H64ZM68 123V124H67ZM74 123V124H73ZM99 123V124H98ZM109 123V124H108ZM169 123V124H168ZM171 123V124H170ZM208 123H209V125H208ZM226 123V124H225ZM232 123V124H231ZM240 123L242 124V125H240ZM30 124V125H29ZM70 124H72V125H70ZM97 124V125H96ZM102 124H104V125H102ZM181 124V125H180ZM211 124V125H210ZM220 124V125H219ZM231 124V125H230ZM243 124L245 125V127L243 126ZM4 125H6V126H4ZM16 125V126H15ZM25 125V126H24ZM61 125H64L62 128H63V130L61 129ZM67 125V126H66ZM69 125V126H68ZM86 127H85V126ZM100 125V126H99ZM106 125H107V127H106ZM111 125V126H110ZM168 126V129H166L167 128V126ZM171 126V129H169L170 128V126ZM185 125V126H184ZM222 125V126H221ZM225 125V126H224ZM228 125V126H227ZM262 125V126H261ZM3 126L4 127H6V129L4 128V132H2L3 131ZM21 126V127H20ZM26 128H24V127ZM77 128H75V127ZM103 126V127H102ZM125 126V127H124ZM152 126V127H151ZM157 126V127H156ZM164 126V127H163ZM165 126H166V128H165ZM179 126H181V128L179 127ZM182 126H184V128H182ZM198 126V127H197ZM248 126V127H247ZM18 127H19V130H17L18 129ZM23 127V128H22ZM74 127V128H73ZM102 127V128H101ZM111 128V129H109V130H111L110 131V133L108 134V132H107V134H106V131H109V130H106L105 131V129L103 130V128ZM117 127V128H116ZM127 127V128H126ZM146 127V128H145ZM148 127L149 128H151L150 130H151V132L150 131H148L147 130V132H149V133H147V135L145 136L144 134H142V132L141 131H145V133H146V130L145 129H148ZM172 127H174V128H172ZM210 127V128H209ZM243 127V128H242ZM258 127V128H257ZM16 128V129H15ZM29 128V129H28ZM99 128H101V129H99ZM117 130H116V129ZM164 128V129H163ZM195 128V129H194ZM227 130H226V129ZM256 128H257V131H256ZM7 129H9V130H7ZM23 129H25V130H23ZM65 129H66V131H65ZM162 129H163V132H165V134L163 133L162 134ZM215 129V130H214ZM221 130V131H219V130ZM240 129H243V131L246 129L247 130V132H250L251 134H249V133H247L248 135H245L246 133H244L243 134V131L242 132H240L241 130ZM259 129V130H258ZM261 129V130H260ZM22 130H23V133L25 132V134H26V132H27V134L26 135H28L29 136V131H30V136H31V140H30V138H29V140H28V136L26 137V135H24V134H22ZM61 130V131H60ZM102 130V131H101ZM203 130H205V131H203ZM249 130V131H248ZM15 131V132H14ZM21 131V132H20ZM34 131H37V133H38V136H34V135H32L33 134V132ZM64 131V132H63ZM67 131H68V133L71 135V136H69V134L67 133ZM114 131V132H113ZM117 131H119L118 133H117ZM224 131V132H223ZM6 132V133H5ZM16 132H17V136L18 135H20V134H22V136L20 135V136H18L20 139H21V137H26L27 139V141L25 140V139H18V140H16V138H18L17 136H16ZM20 134H19V133ZM87 132V133H86ZM121 132V133H120ZM190 132V133H189ZM205 132H206V134H205ZM245 132V131H244ZM5 133V134H4ZM7 133H9V134H7ZM14 133V134H13ZM113 133V134H112ZM154 133V134H153ZM161 133V134H160ZM192 133V135H190ZM233 133V134H232ZM238 133V134H237ZM240 133V134H239ZM7 134V135H6ZM50 134V135H49ZM78 136H77V135ZM119 134V135H118ZM120 134H122V135H120ZM134 134H135V136L138 138H135V139H137V141L134 139ZM150 136H149V135ZM153 134V136H151ZM157 135V138H156V135ZM169 134V135H168ZM193 134H194V136H193ZM205 134V135H204ZM208 134V135H207ZM258 134V135H257ZM264 134V133H263ZM46 135H49L48 137L49 138H47L46 137ZM75 135V136H74ZM107 135H116L117 137L119 136V141H120V143H119V146L117 145L116 146V143L115 142H117L118 140V138L115 136V138H116V140L117 141H115V139H114V137L112 136H108L107 137ZM154 135H155V137H154ZM158 135L160 136V137H158ZM207 135V136H206ZM222 137H221V136ZM241 135H243V136H241ZM250 135V136H249ZM252 135V136H251ZM257 135V137H259L260 139H258L257 137L255 138V136ZM260 135V136H259ZM7 136V137H6ZM29 136V137H30ZM74 136V137H73ZM121 136H122V138H124V139H121ZM228 136V137H227ZM237 136V137H236ZM254 136V137H253ZM261 136H262V138H261ZM46 138V141H45V138ZM50 137H51V139H50ZM68 137H70L69 139H68ZM109 137H110V139H109ZM162 137H164V138H162ZM218 137V138H217ZM230 137V138H229ZM234 137H235V139H234ZM245 137H250V139H246V141H245V139H243V138H245ZM6 138V139H5ZM37 138V139H36ZM54 138V139H53ZM127 138V139H126ZM131 138V140L132 141H136L137 142V145L139 146V148H138V146H136V142H134L133 144L135 145H133L131 142V140H129ZM159 138H161V139H159ZM191 138H193L192 140H191ZM198 138V139H197ZM219 138H221V139H219ZM224 138H226L225 140H224ZM231 138H233V140L231 139ZM240 138V139H239ZM257 140H255V139ZM32 139L34 140V141H32ZM41 139H43V140H41ZM48 139H50V141H48ZM111 139H113V140H111ZM227 139H228V141H227ZM231 139V140H230ZM236 139H238V141L236 140ZM242 139L244 140L243 142H245V144L246 145H248V146H246L245 148H244V143L242 142ZM4 140V141H3ZM25 142H23V141ZM100 140V141H99ZM127 140V141H126ZM239 140H241V141H239ZM255 140V141H254ZM6 141H7V143H6ZM13 141H16V142H13ZM22 141V143H20ZM45 141V142H44ZM60 141V142H59ZM114 141V143L115 144H112V142ZM118 141V142H119ZM131 141V142H130ZM197 141V142H196ZM214 141V142H213ZM217 141V142H216ZM218 141H221V142H218ZM229 141H231L230 142V144L231 145H229ZM234 141H235V143H234ZM252 141H254V142H252ZM10 142H11V144H10ZM47 142V143H46ZM51 142V143H50ZM58 142V143H57ZM111 142V143H110ZM185 142V143H184ZM188 142V143H187ZM225 144H224V143ZM258 142H257V145H258ZM12 143H14V146L12 145ZM45 143V145L46 146H44L43 144ZM67 143V144H66ZM73 143V144H72ZM85 143H87V144H85ZM89 143V144H88ZM122 143V144H121ZM130 143V144H129ZM173 143V144H172ZM238 143H240V144H238ZM20 144L21 145H23V147L22 146H20ZM40 144H41V146H40ZM57 144V145H56ZM61 144H62V147H61ZM79 145V147L77 148V146H75V145ZM147 144V145H146ZM153 144V145H152ZM184 144H186V145H184ZM188 144H190V145H188ZM197 144V145H196ZM207 144V145H206ZM237 144H238V146H241L242 144V148L240 149V148H234V147H238L237 146ZM1 145L3 146V147H1ZM5 145V146H4ZM11 145V146H10ZM17 145V146H16ZM18 145H19V147L20 148H22V150H23V148L25 149V150H28V148L30 149L31 147H32V149H31V152H33L34 150H33V146H34V148H35V150H36V148H41V150L43 151V152H45V153H43L44 154V156L46 157V155L47 156H49L48 158L49 159H46L45 161H43L42 159H41V157L43 156V154L42 155H40V157H38V156H36L38 153L39 154H41L42 152H39V150L40 149H37L38 150V152L36 153V151H35V153L36 154H34L33 155V153H31L33 156L32 157H34L35 158V162H39L40 163V161H41V163L40 164H42L43 162H47V164H48V162H50L51 163V165H50V163L48 164V165H50L51 167L52 166H54V164L52 165V154H54V152H52V154H50L51 152H49L48 153V150H49V146L51 147V149L50 150H53L52 149V145H53V147H55V145L58 147V150H56V152L57 151H59V149H60V151L59 152H57V153H60L61 151V154H60V156L63 158V156H65L67 159H65V161L67 162L68 161V157H70V155L71 156H73V158L72 157H70V161H71V164H69V167H66V168H68L67 170H70V169H72V170H74V172L71 170V171H67V170H65L64 168H63V164H66V163H64V158H63V160H61V158L60 159H56V156H55V158H54V161H56V160H61V161H63V163L61 162V161H59V164L60 163H62V165L60 164H57V168L60 166V170L61 169H63V170H61V176H62V181H63V177L65 178V176H67V181H73V179L71 180L70 179V177L72 178V176H73V174H77L76 175V177L74 178V180H76V185L78 186V187H81L83 184H85V182L87 181V178H88V184H87V186L88 185H90L91 186V184L92 185H94V186H96L97 187V190L99 189V188H101V187H103V186H101V184H105V183H102V182H105L106 181V185H108L109 187H110V185H112V184H114V185H112V187H114V188H116L115 189V191H113V190H111L112 191V195L110 194V198L111 199H105V197H107V195H108V191H109V187H108V191L107 190H105V188H107L106 186H105V188H102L103 190H100L101 192H102V194L104 193L103 191H105L106 193H107V195L105 196V197H99V196H95L96 194H97V192L96 193H94V191L93 190H95L96 188L95 187H92V192L91 191H88L89 193H91V194H93L91 197H90V202L88 203V196H90L89 194L88 195H86V197L87 198H84V196H81V194H84L85 193V191H84V189H82L83 187L86 189V190H89V189H91L90 188V186H84L83 185V187L81 188V190H78V192L76 191L77 189H79V188H77L76 190L74 189V187L76 186L75 184H74V186H73V184H72V187H69L70 189L72 188V189H74V191L75 192H73V190L71 189V191L74 193V195L76 196V194H79V193H81V194H79L80 195V197H79V195H78V198L79 199H81L80 200V205H86V203L84 204L83 203V200L86 202L87 201V203L89 204V206L91 207V211H89L90 209H89V206H88V209L86 210V207H87V205L86 206H84V207H82V206H80L79 207V205H78V208H76L77 209V212H76V209L74 208V205H76V204H74V202H71V199H76V197H73V195H70V193L71 194H73L70 190H68L69 188H68V186L67 185H71V184H67V183H69V182H67L65 179V182L66 183H63L64 184V186L66 187V188H68V189H66L65 190V192H64V186H62V188L61 187H59L58 185H57V187H55L54 186V184L56 183L55 181H53V180H51L52 178H54L53 176L50 178L49 176L48 177H46L45 175L47 174L46 172L48 171H51L52 170V172H53V174L55 173H57L58 175H59V172H57L58 170H56V165H55V170H54V168L53 169H51V167L49 166V170H48V166H46V168H43L42 166H45L44 164L43 165H40V166H38L39 165V163H38V165H36L37 163H35V162H30L31 164L30 165H28V168H29V166H31L30 167V169H28L26 166H27V163L28 162H26L25 160L26 159H24V157H23V155L22 154H24V153H21L19 150H21V149H19V147H18ZM27 145H30L31 147H29L28 146V148L26 147ZM49 145V146H48ZM58 145H60V147L58 146ZM89 145H91V146H89ZM93 145H94V147H93ZM110 145H111V147H110ZM112 145H113V148H115V149H113L112 148ZM128 145V146H127ZM133 145V146H132ZM181 145H183V146H181ZM196 146L195 148L196 149H194V146ZM222 145V146H221ZM227 145L230 147V149H228V148H226V150H228L227 151V153L229 152L230 154H227L226 153V150H224L222 147H224V146H226L227 147ZM25 146V147H24ZM38 146V147H37ZM48 146V147H47ZM66 146V147H65ZM132 146V147H131ZM159 146H162V148L161 147H159ZM163 146H164V148H163ZM186 146H187V149H186ZM212 146V147H211ZM216 146V147H215ZM251 146V147H250ZM46 147L48 148V150H46ZM57 147H56V149H57ZM87 149H86V148ZM121 147V148H120ZM134 147H136V151L135 150H133V149H131V148H134ZM158 147L160 148V150L158 149ZM167 147V149H168V152H167V149H165ZM231 147H233V150H232V148ZM259 147V148H260ZM264 147V146H263ZM27 148V149H26ZM62 148V149H61ZM64 148L65 149H69L70 150V153H72L73 152V154H70L69 153V151H68V149L67 150H64ZM77 148V149H76ZM174 148V149H173ZM181 148V149H180ZM192 148V149H191ZM212 148H214V149H212ZM225 148V147H224ZM244 148V149H243ZM246 148L248 149L249 148V150H248V153L250 154L251 152V154L250 155H248V153H247V150H246ZM262 148V147H261ZM5 149V150H4ZM109 149H112V150H109ZM137 149H138V151H137ZM159 151H158V150ZM210 149H211V152H210ZM218 149V150H217ZM236 151H235V150ZM240 150V152H239V150ZM242 149H243V151H242ZM258 149V148H257ZM256 149V150H257ZM264 149V148H263ZM18 150V151H17ZM21 150V151H22ZM33 150V151H32ZM46 150V151H45ZM54 150H55V148H54ZM53 150V151H54ZM101 150V151H100ZM117 150H119V152H117ZM129 150H131V151H129ZM133 150V151H132ZM166 150V153H164L163 154V152ZM170 150V151H169ZM187 150V151H186ZM195 150H197V153L198 152H200V154L204 151V154L202 155H200V154H197L196 153V155L194 154L196 151ZM200 150V151H199ZM212 150H214V151H216V155H214L215 154V152L214 151H212ZM222 150H224V151H222ZM66 151V152H65ZM67 151H68V153H67ZM77 151V152H76ZM83 151H84V154H83ZM104 151V152H103ZM157 151L160 153V155L162 156V154H163V156H162V158H157V157H161L160 155H158L157 154ZM177 151H178V153H177ZM195 151V152H194ZM230 151H232V152H230ZM233 151H234V155H232L233 157H231V158H229V157H227V156H229V155H231V153L233 154ZM242 151V152H241ZM250 151V152H249ZM3 152H5L4 154H3ZM8 152V153H7ZM22 152H24V150L22 151ZM93 154H92V153ZM128 152V153H127ZM133 152V153H132ZM141 152V153H140ZM194 152V153H193ZM212 152H214V156L212 155ZM223 152V153H222ZM243 153V154H237L236 155V153ZM244 152H246V153H244ZM16 153H17V157H16ZM21 153V157L19 156V159L20 158H22L23 157V159H22V161H20L19 159H18V155ZM57 153H56V155H57ZM64 153H67V154H64ZM86 153V154H85ZM89 153H91V154H89ZM101 153L103 154V155H101ZM162 153V154H161ZM182 153H184L183 155H182ZM220 153V154H219ZM225 153L227 154V155H225ZM6 154H8L7 156H6ZM46 154V155H45ZM49 154V155H48ZM105 154V155H104ZM130 154V155H129ZM169 154H170V157H169ZM179 154V155H178ZM194 154V155H193ZM223 154V155H222ZM1 155H0V158L1 159H3L2 157H1ZM51 155V156H50ZM84 155H88V156H84ZM96 155V156H95ZM99 155V156H98ZM149 155V156H148ZM165 155H167V157L165 156ZM176 155H178V157L180 158V159H178V158H176L177 160H179V162H176V160H174V158L176 157ZM186 155V156H185ZM200 155V156H199ZM225 155V156H224ZM235 155H236V157H237V159H236V157H235ZM44 156H43V158H44ZM53 156V157H54ZM58 156V155H57ZM68 156V157H67ZM77 156V158H78V160H77V158L75 159L74 157H76ZM92 156H93V158H92ZM95 156V157H94ZM98 156V157H97ZM104 158H103V157ZM174 157L173 159H171L172 157ZM220 156V157H219ZM246 156V157H245ZM250 156V157H249ZM8 157V158H7ZM39 158L40 159V161H38L36 158ZM59 157V156H58ZM81 157V158H80ZM102 157V158H101ZM106 157H108V158H106ZM109 157H112V159H113V161L111 160V158H109ZM121 157V159H119V158ZM190 158V160H189V158ZM199 157H202V159L200 158L199 159ZM204 157V158H203ZM226 157V158H225ZM239 157V158H238ZM241 157V158H240ZM34 158H31V155H30V157L28 158V159H30V160H34ZM92 158V159H91ZM101 160H100V159ZM105 158H106V160L107 161H105ZM130 158V159H129ZM166 158V159H165ZM186 158H188L187 159V163H186V165L187 166H189L190 164L192 165V159L191 158H193V162H195L196 164H197V162H198V164H204V165H206V166H208V167H206V166H202V168L200 169V167L201 166H199V165H196L198 168V170L195 168L196 166H194V168H195V170H197V176L199 177H201L202 176V178H201V182H200V177H199V182L200 183H202L201 185L198 183H196V182H198L197 180H194L195 178H193V177H196V178H198L197 176H195V174L196 173H194V171H192L193 173H194V175H193V173L192 172H188V174L187 173H184V170L187 172V170L186 169H190V171L192 170V168L193 167H187L186 166V169H184V164H185V159ZM206 158V159H205ZM252 158V159H251ZM0 159V160H1ZM18 159V160H17ZM52 159V160H51ZM56 159V160H55ZM87 159H90V160H87ZM98 159L100 160L99 162H101V163H99L98 162ZM109 159H110V161H112V162H110V163H108V161H109ZM119 159V160H118ZM129 159V161H131V159H133L132 161H131V164H132V162H133V164L131 165V168H128L127 166L129 165V164H126L125 162V160H128ZM156 159H158V160H156ZM205 159V160H204ZM225 159V160H224ZM233 159V161H231V160ZM236 159V160H235ZM254 159V160H253ZM255 159H259V160H255ZM261 159V160H260ZM37 160V161H36ZM50 160V161H49ZM73 160H77V161H74L73 163H78V165L77 164H74L75 166H74V169L72 168V166H73V163H72V161ZM83 160V161H82ZM156 160V161H155ZM163 160V161H162ZM172 161V163L170 162V161ZM189 160V161H188ZM202 160V161H201ZM208 162H207V161ZM253 162H252V161ZM19 161H20V164H19ZM28 161V160H27ZM70 161H69V163H70ZM79 161V162H78ZM91 163H89V162ZM92 161V162H91ZM104 161H105V163H107V164H109V166L107 167H105L104 168ZM118 161V162H117ZM154 161V162H153ZM162 161V162H161ZM174 161V162H173ZM226 163H225V162ZM263 161V162H262ZM5 164V162H6V164L4 165L3 163ZM23 162V163H22ZM26 162V163H25ZM86 162V163H85ZM124 162V163H123ZM182 162V163H181ZM212 162H213V165L211 166L210 164H212ZM215 162V163H214ZM217 162V163H216ZM255 162H260L261 163V165H259L258 167L259 168H257V166L255 167L254 166V164H255ZM2 163V164H1ZM18 163V164H17ZM35 163V165H33ZM53 163H57V161L56 162H53ZM80 163V164H79ZM127 163H129L128 161H127ZM154 163H156V164H154ZM194 163V164H195ZM233 163H234V165H233ZM248 163V165H246ZM16 165V166H19V167H17L19 170H17V169H15L16 168V166H14V165ZM29 164V163H28ZM68 164V163H67ZM67 164H66V166H67ZM82 164V165H81ZM87 166H86V165ZM90 164V165H89ZM107 164H105V165H107ZM136 164V165H135ZM153 164V165H152ZM160 164V165H159ZM177 164H178V166L179 167H177V169H173V170H177L178 172V174H180V177H182L183 178V176L185 177L184 179L185 180H187L188 181V183L186 182V181H184L182 178H180L179 176H177L178 174L176 173V175H173V174H175V172L173 173L172 172V166L173 165H176L177 166ZM208 164V165H207ZM214 164H215V166H214ZM220 164V165H219ZM226 164H228V166L226 165ZM231 164V165H230ZM263 164V165H262ZM3 165H4V167L5 166H7V167H5V168H2L3 167ZM21 165H22V167H21ZM59 165V166H58ZM81 167H80V166ZM85 165V166H84ZM104 168V169H106L105 170V175L106 176H104V174L102 175V177L100 178V174L103 172L104 173V171H102L101 172V170H99V172H101V173H99L98 172V170L96 171V169H99L101 166ZM112 167H111V166ZM127 165V166H126ZM190 165V166H191ZM221 165H223V167H221ZM252 165H253V167H252ZM13 166V167H12ZM33 166H34V168H33ZM62 166V167H61ZM90 168H89V167ZM120 166H121V168L123 169L124 167H127L128 169H134L135 167H137V174L139 173V171H140V169H145V172L142 170L141 172H140V174H142V175H144V178H143V176L141 177L140 175H135V171H136V168H135V170H133L134 172H132V174L133 175H135V176H133L132 174H131V172L128 170L127 171V168H125V169H121V171H125L126 172V175L123 173V172H121L120 171ZM134 166V167H133ZM143 166V167H142ZM154 166H155V168H154ZM218 168H217V167ZM220 166V167H219ZM224 166H226V168L224 167ZM231 166V167H230ZM232 166H234V168L232 167ZM238 166V167H237ZM246 166V167H245ZM39 168V170L41 169L42 171L43 170H47V171H45V174L44 173H42V171L40 170H38V168ZM42 167V168H41ZM71 167V168H70ZM77 167H79V169H81L82 167V171H78L79 169L77 168ZM88 167V168H87ZM93 167V169H91ZM99 167V168H98ZM113 168V170L111 169V168ZM117 167H119V168H117ZM130 167V166H129ZM133 167V168H132ZM139 167V168H138ZM145 167H149V168H145ZM183 167V168H182ZM203 167L204 168H206V169H203ZM215 167V168H214ZM237 169H236V168ZM251 167V168H250ZM8 168H10L11 170H13V172L14 171H20L19 172V174H15V175H11L10 173H13L12 171H10V173H9V171H8ZM21 168H23V171L21 170ZM27 168V169H26ZM31 168H33V171H34V173H32L33 171H32V169ZM37 168V170L39 171H35V169ZM76 168H77V172H76ZM112 170H110V169ZM115 168V169H114ZM160 168V169H159ZM173 168H174V166H173ZM176 168V167H175ZM222 168H224V169H226V170H224V169H222ZM230 168V169H229ZM3 169V170H2ZM91 171H90V170ZM119 169V170H118ZM138 169H139V171H138ZM147 169V170H146ZM149 169V170H148ZM154 169V170H153ZM184 169V170H183ZM200 169V170H199ZM214 170V171H216V172H214V171H212V170ZM218 169V170H217ZM220 169V170H219ZM228 169H229V171H228ZM235 171H233V170ZM252 169V170H251ZM262 169V170H261ZM8 172V173H6V171ZM65 170V171H64ZM88 170V171H87ZM117 170L118 171H120L121 173H123V176L121 175V173L119 172H117ZM223 170H224V172H223ZM64 171V172H63ZM147 171L149 172L150 171V173H147ZM189 171V170H188ZM207 171V172H206ZM222 171V172H221ZM227 171V173H225ZM6 174H5V173ZM27 172V173H26ZM41 172V173H40ZM44 172V171H43ZM51 172V173H52ZM62 172H63V174H62ZM68 172V173H67ZM88 172V173H87ZM157 172H162V177H164V178H162L163 180L164 179H166V181H163L160 177L161 176H159V179H160V181L164 184V186H163V184L161 183V182H157L158 180L156 179L157 178V176L158 175H160V174H158ZM170 172H171V174L173 175H169L170 174ZM196 172V171H195ZM198 172H200V174L198 173ZM203 172V173H202ZM205 172V173H204ZM210 172H211V175H213V172H214V174H216V176L215 175H213V176H211L210 175ZM220 173V174H218V173ZM230 172V173H229ZM231 172H234V175L236 176V177H234V175H233V173H231ZM17 173V172H16ZM43 174V175H41L40 176V174ZM72 173V174H71ZM79 173H81V176H80V174ZM84 173V174H83ZM94 173V176L93 175H91V174H93ZM96 173H98V174H96ZM144 173H147L148 175L147 176H145L146 174H144ZM157 173V174H156ZM193 175V176H191V174ZM242 173V174H241ZM9 174L11 175V176H9ZM49 174H50V172H49ZM49 174H47V175H49ZM57 174H56V177H59V176H57ZM88 174V175H87ZM202 174V175H201ZM209 174V175H208ZM4 175H8V176H4ZM34 175V176H33ZM65 175V176H64ZM87 175V176H86ZM100 175V176H99ZM120 175V176H119ZM128 175L131 177V178H129L128 179ZM182 175V176H181ZM186 175H187V177H186ZM222 175H224V176H222ZM231 175H232V177H231ZM44 176V177H43ZM51 176V175H50ZM60 176V177H61ZM89 176H90V178H89ZM108 176V177H107ZM138 176H140L141 178H139ZM178 177L177 179H178V181H177V179H176V177ZM190 176V177H189ZM210 178H209V177ZM221 176V177H220ZM246 176V177H245ZM3 177H7V178H3ZM46 177V178H45ZM59 177V180L61 179ZM91 177H93V181H92V178ZM95 177V178H94ZM121 177L123 178V179H121ZM132 177H134V181H136V182H134L133 180H131L130 181V179H133ZM137 177V178H136ZM147 177V178H146ZM149 177V178H148ZM192 177V178H191ZM205 177V178H204ZM214 179H213V178ZM216 177V178H215ZM219 177H220V179H219ZM226 177V178H225ZM230 177V178H229ZM245 177V178H244ZM248 177V178H247ZM19 178V179H18ZM85 178H86V180H85ZM98 178H99V180H98ZM143 178V179H142ZM187 178V179H186ZM206 178H209V179H207V180H205ZM231 178H232V180H231ZM235 178V179H234ZM10 179V181L12 180L11 178H9ZM8 179V180H9ZM18 179V180H17ZM45 179H47V180H45ZM91 179V182H89V180ZM107 179V180H106ZM141 179V180H140ZM182 179V180H181ZM191 179V180H190ZM203 179V180H202ZM217 179V180H216ZM223 179L225 180V181H223ZM255 179V180H254ZM2 180V181H3ZM31 183H33V185H30V182ZM32 180V181H31ZM84 182L83 184H81L82 183V181ZM95 180V181H94ZM109 180H110V183H109ZM114 182H113V181ZM145 182L146 180V182L145 183H150L147 187H151V189L149 188V189H147L148 191H147V193H148V198L146 197V201L145 200H142V199H144V197L141 199V204L139 203L140 202V200H139V202H138V199H140V196H138L139 195V190L140 189H143V190H140V191H142V194L144 195V196H146L147 194H146V192H145V188H147V187H139V184L141 183H143L144 184V182ZM148 180H149V182H148ZM179 180H181L182 181V183H180L181 181H179ZM195 181V182H193V181ZM211 180L213 181L211 184H213L212 186L215 188V189H213V188H211L212 190H210V189H208V188H210V182H211ZM215 180V181H214ZM234 180V181H233ZM241 180V181H240ZM2 181H0V184H1V182ZM7 181V180H6ZM43 181V182H42ZM47 181H48V183H47ZM50 181H52V182H50ZM56 181H58V180H56ZM128 181H130L131 183L133 182V183H135L136 184V186H138L139 187V189H138V193H137V190H135L136 191V194H138L137 196H138V198L136 199V198H131V197H128V195H131V196H133L132 194H131V192H130V186H131V188L134 190V186H135V184H127V185H129V187L126 185V183L128 182ZM138 181L140 182V183H138ZM185 182V186H184V182ZM228 181V182H227ZM36 182V183H35ZM47 184H46V183ZM54 182V183H53ZM59 182V181H58ZM58 182H57V184H58ZM61 182V181H60ZM95 182V183H94ZM113 182V183H112ZM118 182V183H117ZM120 182V183H119ZM122 182V183H121ZM126 182V183H125ZM166 182V183H165ZM168 182H170V183H168ZM191 182V183H190ZM192 182H193V184H192ZM208 182V183H207ZM222 182V183H221ZM240 184H239V183ZM250 182V183H249ZM94 183V184H93ZM109 183V184H108ZM112 183V184H111ZM116 183V184H115ZM124 183V184H123ZM129 183V182H128ZM168 183V184H167ZM173 183V184H172ZM175 183V184H174ZM180 185V184H182V185H180V186H178V184ZM195 183V184H194ZM224 183V184H223ZM255 183V184H254ZM258 183V184H257ZM1 184V185H2ZM4 184H5V186H4ZM52 184V185H51ZM59 184H62V183H59ZM122 184V185H121ZM138 184V185H137ZM140 184V185H141ZM165 184H167L168 185V188H167V185L165 186ZM172 184V185H171ZM205 184H207L206 185V187H204V185ZM242 184H243V186H242ZM251 184H252V186H251ZM0 185V187H2ZM38 185H40V187L38 186ZM56 185V184H55ZM115 185H117V187H115ZM119 185V186H118ZM121 185V186H120ZM125 185V186H124ZM146 185V184H145ZM170 185V186H169ZM225 185V186H224ZM23 186V187H22ZM48 186V187H47ZM52 186V187H51ZM53 186L56 188H53ZM99 186H101V187H99ZM135 186V187H136ZM142 186V185H141ZM160 186H163V187H165V188H162V187H160ZM176 186H178V187H180V188H182V187H185V188H182L183 190L182 191H184V197L182 198V200H180L181 199V197L183 196V193H181V190H180V188H177ZM194 188H193V187ZM209 186V187H208ZM220 187V190H221V188L223 189V190H225V191H220V190H218V188ZM234 186V187H233ZM251 186V187H250ZM32 187V188H31ZM38 191V190H40V191H43L44 190V188L45 187H47V188H45V190H44V193L45 194H43L42 192H37L36 190H35V192L37 193V194H35L34 193V188ZM60 189H59V188ZM99 187V188H98ZM111 187V188H112ZM173 187L175 188V190H173ZM187 187L189 188V187H192V189L189 191V189H187ZM203 187V188H202ZM208 187V188H207ZM224 187V188H223ZM228 187V188H227ZM10 188L12 189L13 188V190L14 191H18V192H13L12 190H10ZM18 188H21V189H23V193H26V194H24V195H22V197H20L21 196V192H19V189ZM24 188H25V192H24ZM28 188V189H27ZM40 188V189H39ZM41 188L43 189V190H41ZM50 188H53L55 191H53V189H50ZM87 188H89V189H87ZM95 188V189H94ZM114 188H112V189H114ZM162 188V189H161ZM207 188V189H206ZM230 188V189H229ZM252 188V189H251ZM27 189V190H26ZM31 189V190H30ZM131 189V191H132V193L134 194L135 193V191L133 192V190ZM136 189H137V187H136ZM167 189V190H166ZM177 189H179V190H177ZM207 190L206 191V193H208L209 191V195H207L206 193H205V190ZM228 189H229V191H228ZM30 190V191H29ZM53 192H52V191ZM118 192H123V193H127L126 194V198L128 197L129 198V200L131 199V200H133V199H135L138 203L137 204H135V205H133V203L134 202H136L135 200H133V202L132 201H129V203L131 202V207H135V206H142V204L144 203V202H146V208H147V206H148V208L146 209L145 207L143 208V207H140V208H142V209H145V211H146V215L145 216H147V217H150V216H148V215H151V214H153V212H155L151 217H150V219L149 220H151V219H153V221H156L155 219L157 218V221H158V223H156V222H151V221H148L147 220V218H145L144 220L142 219V216H140V214H142V212L144 211V210H141V209H139V211H142V212H140L139 213V215H138V218H139V216H140V220L142 221V223H140L141 221L138 219V218H136V220L133 218V220H135V221H131V222H126L125 220H126V217H127V215H128V218L130 217L131 218V220H132V217H134L135 215H137L138 213V211H134L135 209H133V211H132V213H131V211L129 212V209H128V211H127V209L125 208L126 206L125 205H129V203H126L125 204V202L126 201H124V202H122L121 204L123 205V203L125 204V205H123V206H125V207H122V205L120 204V202L122 201L121 199H123L122 197V195H124V194H122V193H118ZM162 190H164V192H165V190H166V192L165 193H167V195H168V191H170V196H167V200H170V201H173L171 204V206H167L166 204H169L170 202L169 201H167L166 203H162V201H160L161 202V204H159L160 202H159V200H163V199H161V196H159L161 193H163L164 194V192L162 191ZM171 190H173L172 192H171ZM188 190V191H187ZM213 190H215V191H213ZM237 190H239L240 192H237ZM11 191H12V194H11ZM27 191V192H26ZM47 191H48V193H47ZM84 191V192H83ZM96 191V190H95ZM162 191V192H161ZM174 191H176L175 193H174ZM251 191L253 192V193H251ZM57 193V194H53V193ZM65 193L64 195H63V193ZM68 192V193H67ZM70 192V193H69ZM87 192V193H88ZM99 192V191H98ZM100 192V193H101ZM115 192H117V194L119 195V194H122L121 196L119 195V197H120V200L117 198V196H115L114 194H115ZM144 192V193H143ZM179 192V193H178ZM188 192V193H187ZM218 192V193H217ZM219 192H221L222 194H220ZM224 192H226L225 194H224ZM227 192L228 193H230V194H232V196L230 195V194H228L227 195ZM6 193H7V196H6ZM30 193H32V194H30ZM39 193H41V194H43V195H41V196H43V197H41L40 195H39ZM50 193V194H49ZM87 193H85V194H87ZM109 193H110V191H109ZM185 193H187V194H185ZM205 195H204V194ZM212 193V194H211ZM213 193H215V197L213 196ZM242 193V194H241ZM13 194H15V195H13ZM17 194V195H16ZM27 194H28V196H27ZM29 194H30V196L31 195H35V197L34 196H32V197H30L29 196ZM62 194V195H61ZM66 194H68V196L66 195ZM84 194V195H85ZM99 194V193H98ZM97 194V195H98ZM101 194V195H102ZM163 194H162V196H163ZM173 194V195H172ZM175 194V195H174ZM177 194V195H176ZM190 195V197H189V195ZM9 195L11 196V198H13V199H11V198H7V197H9ZM20 195V196H19ZM27 197H29V198H27ZM142 195V196H143ZM172 195V196H171ZM180 195H181V197H180ZM202 195H204V196H202ZM225 195V196H224ZM240 195V196H239ZM250 195H251V197H250ZM18 196V197H17ZM38 198H37V197ZM53 198V200L51 199V197ZM60 196H62V200H61V197ZM63 196H65L64 198H63ZM141 196V197H142ZM158 196V197H157ZM166 196V195H165ZM165 196H163V198L164 199H166L165 198ZM187 196V197H186ZM202 196V197H201ZM218 196H220V198L219 199H215L216 197L218 198ZM222 196V197H221ZM229 198H228V197ZM234 196H236L235 198H234ZM6 197V198H5ZM20 197V198H19ZM25 197V198H24ZM41 199H40V198ZM55 197V198H54ZM57 197V198H56ZM68 197V199H70V202H67L68 200H66V198ZM72 197V198H71ZM134 197H136V195L134 194ZM155 197H157V198H159V200L157 201L158 202V204H157V202H156V200H157V198L155 199ZM169 197H171V198H173V200H171V198L170 199H168ZM175 197V198H174ZM178 197H180L179 199H178ZM208 197H211L210 199L208 198ZM212 197H214V198H212ZM228 199H227V198ZM251 199H250V198ZM16 198V199H15ZM47 198H49V199H47ZM95 198V199H94ZM100 200H102V201H100V204H99V206H100V208L101 209H103V210H101V209H99L98 207V204H96V202L97 201H99V199ZM128 198L126 199V200H128ZM185 198V199H184ZM187 198H189V199H187ZM202 198V199H201ZM205 198V199H204ZM225 198V199H224ZM6 199V200H5ZM15 199V200H14ZM19 199V200H18ZM46 200V202H45V200ZM85 199H87V200H85ZM92 199V200H91ZM97 199V200H96ZM148 199H149V202L147 203V201H148ZM177 199V200H176ZM191 199V200H190ZM203 199H204V201H203ZM214 199H215V201H214ZM235 199V200H234ZM239 201H238V200ZM77 200V199H76ZM96 200V201H95ZM117 202H116V201ZM154 200V201H153ZM175 200H176V202H175ZM184 200V201H183ZM189 200V201H188ZM40 201V203H41V205L44 203V205H42L41 207H40V204H38L37 202H39ZM64 202V204L66 205V202H67V205H68V203L69 204H74L73 206L72 205H69L68 207L67 206H65L64 204H62V203H58V202ZM72 201H74V200H72ZM78 201V200H77ZM76 201V202H77ZM82 201V202H81ZM108 201V202H107ZM111 201H112V203H111ZM181 203V201L183 202L182 204H178L179 202ZM193 203H192V202ZM212 201H214V202H212ZM240 205V207L242 208L241 209V212L242 213H240L241 215H239V213H238V211H240L239 209V206H238V208H237V206L235 207V204H237L236 202ZM253 204H251L250 202ZM12 202V203H11ZM48 202V204H53L52 206V208L53 209H56V210H54V212H56L57 213V215H56V213H54L55 215L53 216V209L51 208L50 209V205H46L45 206V204ZM55 202V203H54ZM79 202V201H78ZM95 202V203H94ZM102 202V203H101ZM104 202V203H103ZM106 202H107V206H106ZM118 202H119V204H118ZM128 202V201H127ZM163 202H165V200L163 201ZM178 202V203H177ZM184 202H186L187 203V205H186V203H185V206L183 207V205H184ZM211 202V203H210ZM249 202V203H248ZM30 203L31 204H33V205H31L30 206ZM36 203V204H35ZM58 203V204H57ZM97 203H99V202H97ZM110 203V204H109ZM114 203H116V205H114ZM174 203H175V205H174ZM209 203H210V205H209ZM214 203V205H212ZM254 203H256V204H254ZM257 203H258V205H257ZM261 203V204H260ZM12 204H13V206H12ZM23 204V205H22ZM26 204V205H25ZM57 204V205H56ZM59 204H61L63 207H64V209H61L62 207H61V205H59ZM96 204V205H95ZM102 204V205H101ZM145 204V203H144ZM151 204V205H150ZM192 204H194V205H192ZM216 204V205H215ZM237 204V205H238ZM243 204V205H242ZM251 204V205H250ZM35 205H36V208H35ZM37 205H39V207L37 206ZM54 205L55 206H60V207H55L54 208ZM108 205H112L111 207H112V209H113V212L112 211H109V209L110 210H112L111 209V207L110 206H108ZM119 205V206H118ZM133 205V206H132ZM166 206L167 208H169V209H167L166 207H164L165 209H167V210H162V207L163 206ZM191 205V206H190ZM246 206V208H244L245 206ZM14 206H16L14 209L15 210H13L12 208L14 207ZM20 206V207H19ZM29 206H30V208H29ZM32 206H33V209H32ZM71 206V207H70ZM96 206H97V208H98V210H101V212L100 211H95V209H96ZM103 206V207H102ZM121 206V208L118 210V208H117V210H118V213H116L117 211H114L115 210V208L116 207H120ZM174 206V208H172ZM176 206L178 207V209H180V208H182V209H184L183 210V213H182V211H181V209H180V213H182L181 215L180 214H177V215H179V216H181L180 217V220H182L183 221V223L179 220V222L178 221H176V222H173V221H175L176 219L178 220L179 219V217L175 214L176 212H178L177 210H175V208H176ZM187 206V207H186ZM193 206H196L195 208L193 207ZM201 206V207H200ZM204 206V207H203ZM249 208H248V207ZM18 207V208H17ZM23 207H25V208H23ZM44 207V208H43ZM49 209H48V208ZM75 207H77V206H75ZM108 207H110L109 209H108ZM130 206H127V208H131ZM133 207V208H134ZM192 207V208H191ZM197 207H198V209H197ZM216 207H218V208H216ZM45 208H47L46 210H45ZM59 208V209H58ZM67 208H68V213H69V211H70V209H72V208H74V210L72 209V211H74L73 212V214H72V211H70L71 213H69L71 216H72V218L70 217V216H68V214L67 213H65V212H67ZM70 208V209H69ZM82 209V208H85V212L86 213H91L92 212V210L93 211H95V213H101V214H99V215H101V216H98V214H96L95 216L97 217H101L100 219H98V218H96L95 219V216H92L91 214H86L84 211H83V209L82 210H79V209ZM135 208H138V207H135ZM203 209H205V210H203L205 213H206V216L204 215V212H202V210ZM254 209V211H250L249 212V210L250 209ZM4 210V212H3V210ZM8 210V212L9 213H11V215L10 216H8V212L6 213V214H4L7 210ZM19 209L21 210V211H23V212H25L27 209H29L28 211L29 212H27L26 211V214H28V216H26L25 215V213H21V211L20 212H18L19 211ZM41 209H42V211L44 212H42L41 211ZM60 209L61 210H64L63 212L62 211H60ZM105 209V210H104ZM124 209V210H123ZM148 209H152L151 211H149ZM174 209V210H173ZM187 209V210H186ZM195 209V210H194ZM252 209V210H253ZM18 210V211H17ZM31 210H33V212H34V214H33V212H31ZM49 210V211H48ZM50 210H51V212H50ZM58 210H59V212H58ZM80 211V213H79V211ZM137 210V209H136ZM158 210H162V212L164 211H166L165 213L163 212V214L161 215V212L160 211H158ZM173 210V211H172ZM186 210V211H185ZM206 210H207V212H210L211 214H207V212H206ZM209 210V211H208ZM256 210V211H255ZM258 210V211H257ZM38 211V212H37ZM81 211H83V214H81L82 212ZM122 211L124 212V211H127V212H129V214H126V216H122V219L123 218H125V219H121V217L118 219V217H114L115 215H113V214H116V216H117V214L119 215V216H121L122 215ZM145 211H144V213L142 214L143 215V218H144V214H145ZM147 211H149V212H147ZM160 212V214H158V215H155L156 214V212ZM168 211H171V214H170V212L168 213ZM176 211V212H175ZM196 211V212H195ZM219 211V212H218ZM235 211V212H234ZM247 211V212H246ZM31 212V213H30ZM44 214V216H47L48 218H49V216H50V220H48V218L47 217H42L41 216V214ZM48 212L49 213H52V214H49L48 215ZM109 212V213H108ZM112 212V214H110ZM121 212V213H120ZM133 212H135V215L133 214ZM174 212V213H173ZM222 212V215L221 216H223V214H225L226 216H227V218H226V216L224 217L223 216V218L221 219V218H214L215 216L217 217V215L219 216L220 215V213ZM12 213L14 214V216L12 215ZM18 215H16V214ZM38 213V214H37ZM60 213H62V214H60ZM76 213H77V215L78 214H80V215H76ZM94 212H92V214H93ZM94 213V214H95ZM121 215H120V214ZM200 213V214H199ZM201 213H203V216H205L204 218H203V216H202V214ZM219 213V214H218ZM233 213L235 214V215H233ZM22 214H23V216L25 215L26 216V218H25V216H24V218H22ZM31 214V217L29 216ZM37 214V215H36ZM66 214H67V217H66ZM85 214H86V216H88L89 215V217H90V215H91V220L90 221H92V220H94V221H92V223L89 221V217H84L85 216ZM124 214H125V212H124ZM130 214H133V215H130ZM168 214V215H167ZM175 216H173V215ZM213 214V217H211V215ZM3 215V216H2ZM6 217H5V216ZM17 217H19L20 216V218H22V219H24V220H20V218H16V216ZM37 216V218H35V216ZM40 215V216H39ZM59 215V216H58ZM65 215V216H64ZM84 215V216H83ZM166 215V216H165ZM171 215V216H170ZM199 215H201V216H199ZM2 216V217H1ZM52 216H53V218H52ZM57 216V218H56V220L58 219L59 221H60V223H59V225H61V224H63V222H64V224L62 225V227L61 226H59V227H61L62 228V230H61V228H58L57 226L58 225H56L59 221L57 220L56 222V224H53L54 222H52L54 219H55V217ZM76 216L78 217V218H76ZM81 216H83V218L81 217ZM110 216H113V217H110ZM132 216V217H131ZM154 216V217H153ZM159 216H160V218H159ZM163 216H165V217H163V218H165V220H163L162 219V217ZM168 216H170L169 218H168ZM173 216V218H171ZM220 216V217H221ZM242 216V217H241ZM250 216V217H249ZM59 217V218H58ZM82 219H81V218ZM93 217H94V219H93ZM156 217V218H155ZM166 217H167V219H166ZM177 217V218H176ZM201 217V218H200ZM207 217V218H206ZM210 217V218H209ZM229 217V218H228ZM232 217H235L234 219L235 220H233V221H235V223H231L230 222V219L232 218ZM244 217V218H243ZM1 218H3V219H1ZM5 218V219H4ZM7 218V219H6ZM31 218V219H30ZM33 218H35V219H33ZM39 218V221H40V219L42 220V224H41V222H39L37 219ZM44 220H43V219ZM45 218H47V219H45ZM63 218V219H62ZM64 218H65V220H64ZM68 218V219H67ZM74 219V221L76 222V223H79L78 221H80L81 223H82V225H81V223H79L80 225H76L77 226V229H75V228H73V227H75L74 225L76 224V223H74V221H72L71 219ZM89 218V219H88ZM113 218V220L111 221V219ZM118 219V221L119 220H122V221H119V224L117 223L118 221L117 220H115V219ZM155 218V219H154ZM171 218V219H170ZM176 218V219H175ZM182 218V219H181ZM209 218V219H208ZM10 219V224L12 225L13 224V226H15L14 227V229L15 230H17L18 231V229H19V231L18 232H20L21 231V233L20 234H15V232H17V231H14V230H11L12 229V227L8 224V226H7V224H5V226H4V221L5 220H9ZM19 219V220H18ZM29 219H30V221H31V223L32 222H38L37 224H39V226L38 225H35V223H32L31 225H32V229L30 230H28L27 231V227L28 228H30L31 227V225L29 226V225H23V224H26V221H28L29 222ZM76 219H77V221H76ZM78 219H80V220H78ZM86 219V221H83V220H85ZM98 219V221L97 222H101V224H99V223H97L96 222V220ZM161 219H162V221H164V222H162L161 221ZM174 219V220H173ZM199 219V220H198ZM212 221H211V220ZM216 219V220H215ZM4 220V221H3ZM36 220V221H35ZM46 220V221H45ZM88 220V221H87ZM101 220V221H100ZM129 219H127V221H128ZM139 220V221H138ZM173 220V221H172ZM210 220V221H209ZM218 220H219V222H218ZM224 220V221H223ZM232 220V219H231ZM20 221V222H19ZM25 222V223H23V222ZM43 221H45V222H47V221H50L51 222V224L49 225V223H44L45 224V226H44V228L47 226L48 228H46L48 231L46 232V229H44L42 226H43ZM71 221V222H70ZM83 221V222H82ZM115 222V223H117L116 224V228L113 226V225H115V223H113L112 224V222ZM138 221V222H137ZM145 221L147 222L148 221V224H150V225H148L147 223L145 224ZM166 221H168V222H166ZM172 221V222H171ZM207 221H209V222H207ZM222 222V224H221V226H220V224L219 223H221ZM226 221L228 222V223H226ZM256 221V222H255ZM6 222V221H5ZM12 222V223H11ZM67 222V223H66ZM93 222H96V223H93ZM135 222H136V224H135ZM144 222V223H143ZM159 222H161V223H159ZM165 222L167 223L166 225H164L165 224ZM169 222H171V223H169ZM211 222V223H210ZM214 222V223H213ZM218 222V223H217ZM74 223V224H73ZM85 225H84V224ZM89 223H90V225H89ZM104 223V224H103ZM120 223H121V225H120ZM122 223H124V225L122 224ZM126 223H130V224H126ZM132 223H133V225H132ZM154 223H156V224H154V226H152ZM163 223V224H162ZM169 223V224H168ZM173 223V224H172ZM182 223V224H181ZM224 223H226V225L224 224ZM240 223V224H239ZM27 224H29V223H27ZM70 226H68V225ZM87 224V225H86ZM93 224V225H92ZM144 224L146 225L145 227L148 229V230H146V228L144 227ZM160 224L162 225V226H160ZM177 224V225H176ZM180 224V225H179ZM211 224V225H210ZM215 224H217V225H215ZM224 224V225H223ZM228 224H229V226L231 225V227H233V228H231V229H229L228 228ZM232 224H235V226L233 225L232 226ZM244 224V225H243ZM249 224H251V225H249ZM51 225L54 227V225H56V229H53V227H51ZM66 225V226H65ZM73 225V226H72ZM100 225V226H99ZM128 226V229H127V226ZM170 225V226H169ZM184 225V226H183ZM223 225V226H222ZM236 225H237V227H236ZM246 225V226H245ZM248 225V226H247ZM255 225H256V227H255ZM23 226H25L26 228H24ZM37 226V227H36ZM51 228H50V227ZM65 226V228H67L70 232H68V231H66V229L65 228H63ZM80 228H79V227ZM92 226V227H91ZM96 226V227H95ZM120 226V227H119ZM129 226H131V227H129ZM138 226V227H137ZM148 226H150V227H148ZM165 226H169V227H165ZM181 226V227H180ZM215 226V227H214ZM216 226H219V227H221V229L223 230V232H222V230L219 228V227H216ZM227 226V227H226ZM242 226H243V230H239V229H241L242 228ZM250 226H253V227H250ZM9 229H8V228ZM40 227H42V228H40ZM73 228L72 230L70 229V228ZM82 227V228H81ZM102 229H101V228ZM103 227H105V228H103ZM125 227L126 229H127V231H128V233H127V231L125 232L124 230H125V228L123 229V228ZM134 227V228H133ZM152 227H154V229L152 228ZM157 229H156V228ZM172 229H171V228ZM179 227V228H178ZM193 227V228H192ZM203 227V228H202ZM211 227H213V228H211ZM239 227H241V228H239ZM55 228V227H54ZM80 229V231H79V229ZM93 228V229H92ZM95 228H98L99 229V235H101L102 236V234H100L101 233V230H102V232H103V235H105V238L104 239H102L104 236H102V238H99V239H102V240H99L98 242H97V244L95 243V238L97 237L98 238V229H95ZM167 228H168V230H167ZM182 228V229H181ZM185 228V229H184ZM218 228V229H217ZM226 229L227 228V232L225 233V230L224 229ZM246 228H248V230L246 231L245 229ZM8 229V230H7ZM39 231H38V230ZM44 229V231H42ZM52 229V230H51ZM75 229V230H74ZM92 229V230H91ZM135 229H137V230H135ZM162 229V230H161ZM210 229V230H209ZM216 229H217V231H216ZM219 229H220V231H219ZM233 229H234V231H233ZM54 230V231H53ZM56 230H57V232H56ZM59 230V231H58ZM76 230H78L79 232L77 233V231ZM82 230V231H81ZM104 230V231H103ZM117 230H118V232H117ZM132 230H134V231H132ZM155 231V233L153 232V231ZM164 230H166V231H164ZM212 230H213V232H212ZM251 232H250V231ZM14 231V232H13ZM52 233H51V232ZM66 231V232H65ZM72 231V232H71ZM136 231V232H135ZM149 231V232H148ZM173 231V232H172ZM175 231V232H174ZM233 231V232H232ZM7 232H9V234L7 233ZM12 232V233H11ZM34 232V233H33ZM39 232V233H38ZM61 232V233H60ZM64 232H65V234L68 232L69 234L71 233V235L69 236V234H66V235H68L69 237H71V236H73V234L76 232V234H74L75 235V239H73L74 241H71V239H72V237H71V239H69V237H67V236H65V234H64ZM86 232V233H85ZM136 234H135V233ZM152 234H151V233ZM181 232H184V234L183 233H181ZM188 232V233H187ZM209 232V233H208ZM221 232V234H219V233ZM228 232H229V234H228ZM48 233V234H47ZM59 233V234H58ZM81 233V234H80ZM90 233L92 234V235H90ZM95 233H97V236L95 237L94 235H96ZM115 233H116V235H115ZM121 233V234H120ZM126 233H127V235H126ZM131 233V234H130ZM149 233V235H147V234ZM160 235V237H159V235ZM174 233H177V234H174ZM201 233H203V234H200ZM209 234V235H207L206 236V234ZM0 234H1V232H0ZM15 234V235H14ZM38 235V234H41V235H38V236H35V237H33V239H32V236L33 235ZM43 234V235H42ZM64 234V235H63ZM84 234H86L85 236L86 237H88V241L89 242H87V239L84 237ZM107 234H108V237H107ZM112 234V235H111ZM114 234V235H113ZM133 234V235H132ZM139 234V235H138ZM171 234V235H170ZM173 234V235H172ZM183 234V235H182ZM189 234V235H188ZM199 234V235H198ZM8 235V236H7ZM32 235V236H31ZM49 235V236H48ZM58 235H60L59 237H57ZM61 235H62V237H61ZM78 235V236H77ZM89 235H90V237H89ZM109 235L110 236H113L112 238H110L109 237ZM123 235V236H122ZM128 235H129V237H131V238H129L128 237ZM135 235H136V237H135ZM156 235H158V236H156ZM204 235L206 236V238H204ZM250 235V236H249ZM101 236H99V237H101ZM134 236V237H133ZM179 236V237H178ZM197 236H200V237H197ZM208 236H210L209 238H208ZM211 236H212V238H211ZM230 236H231V239H230ZM245 236V237H244ZM254 236V237H253ZM38 237V238H37ZM45 237H47V238H45ZM50 237V238H49ZM53 237H55V238H53ZM65 237L68 239H66L67 240V242L65 241ZM77 237V238H76ZM83 237V238H82ZM92 237V238H91ZM93 237H95V238H93ZM150 237V240H151V242L153 241V245H154V243H155V245L153 246L150 242H148V238ZM154 237V238H153ZM163 237V238H162ZM165 237V238H164ZM202 237V238H201ZM227 237H229L228 239H227ZM262 237V238H261ZM19 238V239H18ZM53 238V239H52ZM59 238V239H58ZM73 238H74V236H73ZM86 239V247L87 248H85V245H84V243H85V239ZM89 238L91 239V240H89ZM97 238H96V241H97ZM120 238H122V239H120ZM125 238V239H124ZM126 238H128V240H126ZM140 239V241H139V239ZM178 238V239H177ZM192 238V239H191ZM195 238H197L198 239V241H196L195 240ZM221 238V239H220ZM244 238V239H243ZM51 239V240H50ZM56 239V240H55ZM77 239V240H76ZM110 239H112L111 241H109ZM134 239H135V242L133 243V241H134ZM186 239L188 240L187 242H186ZM204 239V240H203ZM211 239V240H210ZM225 239H226V241L227 242H229V243H227L226 241H225ZM31 240V241H30ZM53 240V241H52ZM81 240H83L84 242H82ZM115 240V241H114ZM131 240V241H130ZM133 240V241H132ZM155 240V241H154ZM193 242V240H194V242H196V246L195 245H193V243L191 242V241ZM220 240H221V242H220ZM30 241V242H29ZM66 242V243H63V245H62V243L61 242ZM71 241V242H70ZM80 241V242H79ZM94 241V242H93ZM101 241H104V244L103 243H101ZM119 241V242H118ZM121 241V242H120ZM138 241V242H137ZM156 241H157V243H156ZM159 241V242H158ZM31 242H32V244H31ZM50 242V243H49ZM52 242V243H51ZM70 242V243H69ZM91 242V243H90ZM115 242H116V245H115ZM127 242L131 245H129L128 246V244H127ZM142 242L144 243V244H142ZM182 242L184 243L183 245H182ZM220 242V243H219ZM250 242H251V246H250ZM79 243H83L82 245H80ZM88 243H89V245H88ZM92 243H95L94 245L92 244ZM137 243V244H136ZM159 243H161V244H163L164 243V248L162 247V252H163V249H166V250H164V253L163 254H161L162 252H160V254L158 253V251L160 250L159 248H161L160 246H161V244H159ZM171 243V244H170ZM225 243H226V245H225ZM263 243V244H262ZM2 244V245H1ZM66 244V245H65ZM69 244V245H68ZM73 244H75V246L73 245ZM91 244V245H90ZM99 244H102V245H99ZM113 244L115 245V247L113 246ZM133 244V245H132ZM135 244V245H134ZM142 244V245H141ZM149 244V245H148ZM156 244H157V249H154V247L156 246ZM191 244V245H190ZM199 244V245H198ZM222 244V245H221ZM224 244V245H223ZM247 244V245H246ZM70 245H71V250H70ZM84 245V246H83ZM96 245H98L97 246V248H96ZM118 245V246H117ZM159 245V246H158ZM186 247H185V246ZM190 245V246H189ZM252 245H253V247H252ZM261 245V246H260ZM263 245V246H262ZM30 246V247H29ZM94 246V247H93ZM119 246H121V247H119ZM148 246V247H147ZM152 246V247H151ZM167 246V247H166ZM170 246V247H169ZM173 246V247H172ZM193 246V247H192ZM199 248H198V247ZM208 246V247H207ZM40 247H44V248H41V252H40V250H38ZM64 247V248H63ZM74 247V248H73ZM80 247H83L82 249L80 248ZM89 247H92V248H89ZM102 247V248H101ZM105 247V248H104ZM126 247V248H125ZM132 247V248H131ZM142 247H144V248H142ZM175 247V248H174ZM189 247V251H188V249H186V248H188ZM252 247V248H251ZM4 248H5V250H4ZM37 248V250H38V253H42V254H38L37 253V251L35 250ZM61 248V249H60ZM62 248H63V250H62ZM75 250V252L73 251V249ZM106 248H107V251H106ZM122 248H123V250H122ZM140 248V249H139ZM141 248H142V250H141ZM183 248V249H182ZM202 248V249H201ZM263 248V249H262ZM7 249V250H6ZM49 249V250H48ZM66 249H69L70 250V252H72L73 251V253H70V252H68V250H66ZM77 249H79V253H77L78 252V250ZM86 249V250H85ZM89 249V250H88ZM92 249H94V250H91ZM99 249V250H98ZM116 249V250H115ZM118 249V250H117ZM125 249V250H124ZM132 249V250H131ZM169 249V250H168ZM178 249V250H177ZM42 250L45 252V253H43L42 252ZM45 250H47V251H45ZM77 250V251H76ZM81 250V251H80ZM97 250H98V255L97 254H95V253H97ZM101 250H103V251H105V252H101ZM135 250V251H134ZM158 250V251H157ZM160 250V251H161ZM168 250V251H167ZM89 252V254H90V256H89V254H88V252ZM109 251V252H108ZM115 251V252H114ZM125 251L127 252V254L125 253ZM132 253H131V252ZM139 251V252H138ZM141 251H143V254H142V252ZM145 251H147V252H145ZM178 251H182V252H178ZM185 251H187V252H185ZM37 253V255H36V253ZM47 252H49V254L47 253ZM66 252V253H65ZM84 252H86V254H84L83 255V253ZM92 252V253H91ZM106 252H108V253H106ZM135 252H136V255L134 256V254H135ZM153 252V253H152ZM238 252V253H237ZM6 253H7V255L9 256V258H8V256H7V258H6ZM22 253V254H21ZM64 253V254H63ZM82 253V254H81ZM99 253H101L102 255H105V256H99L100 254ZM48 254V255H47ZM67 254V255H66ZM76 254H81L80 256L79 255H76ZM106 254H107V256H106ZM120 254V255H119ZM147 254H148V256H147ZM5 255V256H4ZM39 255V256H38ZM41 255H43L42 257H41ZM63 255V256H62ZM65 255V256H64ZM78 256L79 257V259H78V257H76V256ZM83 255V256H82ZM119 255V256H118ZM126 256V259H125V256ZM129 255H132V256H129ZM139 255V256H138ZM147 257H146V256ZM150 255L152 256V259H151V257H150ZM159 255V256H158ZM4 256V257H3ZM23 256V257H22ZM45 256V257H44ZM82 256V257H81ZM96 256H98V257H96ZM110 257V259H108L109 257ZM137 256V257H136ZM153 256H154V258H153ZM163 256V257H162ZM221 256H223V257H221ZM36 257V258H35ZM42 259H44V260H46V261H44V260H42ZM73 257H76L75 259L73 258ZM84 257V258H83ZM100 257H101V259H100ZM105 257V258H104ZM108 257V258H107ZM116 259H115V258ZM129 257H132L133 259V261H131V258L130 259H128ZM148 257H150L149 259H147ZM157 257V258H156ZM164 257H165V259H164ZM167 257V258H166ZM216 257V258H215ZM4 258V259H3ZM25 258V259H24ZM31 258H32V260H31ZM90 258H91V260H90ZM102 258L103 259H107V260H102ZM118 258V259H117ZM145 258V259H144ZM161 258V259H160ZM181 258H182V260H181ZM218 258V259H217ZM6 259H7V261H6ZM8 259H9V261H8ZM35 259H38V260H35ZM40 259H41V261H40ZM52 259V260H51ZM81 259H85L84 260V262L83 261H81ZM112 259V260H111ZM163 259V260H162ZM217 259V260H216ZM220 259V260H219ZM3 260H4V263H3ZM61 260V261H60ZM66 260V261H65ZM95 260H96V262H95ZM98 260V261H97ZM100 260H102V261H100ZM123 260V261H122ZM130 260V261H129ZM145 260V262H143ZM159 260H161V262L159 261ZM166 260V261H165ZM172 260H173V262H172ZM222 260V261H221ZM14 261V262H13ZM20 261H21V263H20ZM71 261H73V262H71ZM151 261H153V262H151ZM183 261V262H182ZM38 262V263H37ZM41 262H43V263H41ZM65 262V263H64ZM120 262V263H119ZM127 262V263H126ZM142 262V263H141ZM163 262V263H162Z\"/></svg>", "mask_w": 264, "mask_h": 264}, {"label": "bare ground", "instance_id": "6f19581e", "mask_svg": "<svg viewBox=\"0 0 264 264\" xmlns=\"http://www.w3.org/2000/svg\"><path fill=\"white\" fill-rule=\"evenodd\" d=\"M17 1H18V0H0V75H1V73H4V70H5V69H8V67L15 65V64L17 63V59H18V57H19V55H20V53H19L20 50H19V48H18V46H17V42H16L15 37H14L15 34L13 35L12 29H11V28H12L11 25L14 24V23L12 24L13 21H11V20H13L12 16H13V15H14V16L16 15V17L18 16V14H17V10L15 11V8L19 9L18 6H17V5H19V3H18L19 1H18V2H17ZM70 1H71V3H69V6L67 7V9H66V10H63L64 12L59 13V14H57V13H58V12H57V13H56L57 16L54 17L55 19L53 18V20H54V23L58 26V28L62 29V31H63L64 34H65V33H66V35H67V34H70V37H72V39H73V36H74V37H76V36L79 37V34H80V33L77 31L79 28L76 30L77 25H78V23L80 22L79 14L83 12V14L85 15L86 13H84V12H85V11H87V12L89 11V10L87 9V7H86L87 4H85V3H87V1L89 2V0H86V1L82 0V2L84 1L83 4L86 5V6L81 7V8H84V7H85V8H84L85 11L83 10L82 12L80 11V9H79L78 11L76 10L80 3L76 5V2H74L75 0H74V1H73V0H70ZM70 1H69V2H70ZM93 1L95 2V0H93ZM93 1H92V2H93ZM104 1H105V0H104ZM104 1L101 0V2L99 1V3H97V2H98V0H97V2H96V4H99V5H98V8H99L98 11H99V12H100V11L102 12V10H100V9H103V11H104V9H105V8H104L105 6H104L103 8L100 7V6H102V5L104 4V3H102V2H104ZM136 1H137V3L139 2L138 0H136ZM150 1H151V0H149V3H150ZM166 1H167V0H166ZM169 1L172 2L171 0H169ZM176 1H177V0H176ZM187 1H188V0H185V2H186V3H185L186 6H188L187 4L193 2V0L190 1L189 3H188ZM203 1H204V0H203ZM208 1H209V0H208ZM212 1H214V0H212ZM216 1H218V0H215V2H216ZM219 1H221V0H219ZM219 1H218V2H219ZM235 1L237 2L238 0H230V1L227 0L226 2H225V0H224V4L227 3V5H230V6H231V7L229 6V7H230V10L227 8V7H228L227 5H224V4H223V5H224V7H225V10H226V8H227V10H226V14L228 13V15H227V18H228V19H229L228 16H229V15L232 16V14H233V17H234V16H235V17H234V18L232 17L231 20H232V19H234V20L237 19L239 22H242V23H241V26L239 25V28H240V27H242V26L245 24V23L243 24V22H244L246 19H245L244 21H242V19L244 18L243 16H245V14L248 16V14H247L248 12H247V13L245 12V11H247V10L244 8V6H243L244 9H243V8L240 9L241 11L244 12V13H243V12H242V13H241V12L239 13V14H243V16H241L242 19H241V21H240V18H241V17L239 16V19H238L237 16H238L239 14L237 13V11H240L238 7L241 6V5H240L241 3L239 4L238 2H241V1H238L237 3H236ZM244 1H245V0H244ZM246 1H247V0H246ZM248 1H249V0H248ZM248 1H247V2H248ZM15 2H16V3H15ZM59 2H62V1H59ZM59 2H58V3H59ZM73 2H74V4H75L74 6L72 5ZM78 2H79V0H78ZM92 2H91V4H94V3H92ZM108 2H109V1H108ZM129 2H130V1H129ZM129 2H128V3H129ZM131 2H132V1H131ZM144 2H145V1H144ZM146 2H147V1H146ZM146 2H145V3H146ZM173 2H174L175 4L177 3V2H175V0H174ZM173 2H172V3H173ZM179 2H180V1H179ZM181 2H182V1H181ZM200 2H201L200 0H199V2H198L199 4L197 3V0H196L195 2H193L194 4H195V3L198 4V5L195 4V5H197V6H194V5H193L194 7H193L192 5L189 4V5H190V8L193 7V9L196 10V8L199 7ZM204 2H205V1H204ZM209 2H210V1H209ZM228 2H229L230 4H229ZM232 2H233V3H236V4H239L240 6H239V5L237 6V5L235 4V5L237 6V7H236L237 9H236L235 6L232 7V4H233ZM250 2L252 3V1H250ZM17 3H18V4H17ZM124 3H125V1H124ZM137 3H136V4H137ZM166 3H167V2H166ZM193 3H192V4H193ZM201 3H202V2H201ZM211 3H212V2H211ZM219 3L221 4L222 2H219ZM242 3H243V2H242ZM248 3H249V2H248ZM248 3H246V4H248ZM89 4H90V3H89ZM89 4H88V5H89ZM96 4H95V5H96ZM142 4L145 5L144 3H142ZM150 4H151V3H150ZM150 4H148V6L146 5V6L148 7L149 10H147V7H146V6H144V8H143V9L146 8V11H148L149 14H147V12H146L145 10H144V12H145L146 14L143 13V11L141 10V8H142L143 5L141 6V8H139V9L142 11V14H143V15H146V16H147V15H150V14H151V13L149 12V11H151V10H150V7H149ZM152 4H153V3H152ZM157 4H158V6H160L158 2H157ZM157 4H156V6H157ZM163 4H164V3H163ZM175 4H174V5H175ZM216 4H218V3H216ZM216 4H215V5H216ZM244 4H245V3H244ZM253 4H254V3H253ZM57 5H58V4H57ZM105 5H106V4H105ZM107 5H108V4H107ZM138 5H139V3H138ZM182 5L185 6L184 3H182ZM209 5H210V4H209ZM213 5H214V3H213ZM215 5H214V10H215ZM223 5L221 4V6H222L221 8H219L220 5L217 7V8L220 9L219 14H220L222 11H224L223 14H225V10H224V8H223ZM96 6H97V5H96ZM108 6H109V5H108ZM161 6H162V4H161ZM176 6H178V5L176 4ZM179 6H180V5H179ZM191 6H192V7H191ZM202 6H204V5H202ZM202 6H201L200 8L197 9V12L200 11V9H201V11H200V13H199L200 15H201V13H203V11H204V10L202 11V9H203ZM207 6H208V5H207ZM216 6H217V5H216ZM246 6H247V5H246ZM246 6H245V7H246ZM65 7H66V6H65ZM94 7H95V6H94ZM133 7H136V6H133ZM137 7H138V6H137ZM139 7H140V6H139ZM152 7H155L154 4H153ZM152 7H151V9H152ZM180 7H181V6H180ZM188 7H189V6H188ZM250 7H251V6H249V8H250ZM57 8H58V6H57ZM57 8H56V10H57ZM62 8L65 9L63 6H62ZM95 8H97V7H95ZM128 8H131V6L128 7ZM155 8H156V7H155ZM168 8H169V7H168ZM171 8H172V6H171ZM171 8H169V11H170ZM204 8H205V7H204ZM260 8H261V7H260ZM108 9H109V8H108ZM111 9H112V8H111ZM131 9H132V8H131ZM187 9L190 10V9L187 8V7H186V9H184V10L187 11ZM219 9H217L216 11H218ZM233 9H235V10H233ZM242 9H243V10H242ZM53 10H54V7H53ZM53 10H52V11H53ZM112 10H113V9H112ZM126 10H127V9H126ZM128 10H129V9H128ZM160 10H161V8H160ZM165 10H166V9H165ZM208 10H209V9H208ZM208 10H207V11H208ZM212 10H213V8L210 9L211 12H212ZM221 10H222V11H221ZM236 10H237V11H236ZM244 10H245V11H244ZM261 10H262V9H261ZM261 10H260V11H261ZM14 11H15L16 14L14 13ZM92 11H93V10H92ZM109 11H110V10H109ZM114 11H116V10H114ZM132 11H133V10H132ZM136 11H137V10H136ZM136 11H134V13H136ZM141 11H139V12H141ZM152 11L154 12V8L152 9ZM161 11H163V10H161ZM166 11H167V10H166ZM174 11H177V10L174 9ZM207 11H205V13H206ZM216 11H215V13H217ZM235 11H236V12H235ZM262 11H263V10H262ZM79 12H80V13H79ZM93 12H95V11H93ZM93 12H90V11H89V13H93ZM104 12H106V11H104ZM128 12H129V11H128ZM139 12H138V16H139V14H140ZM158 12H160V11H158ZM189 12H190V11H189ZM230 12H231L232 14H231ZM233 12H234V13H233ZM50 13H51V12H49V14H50ZM89 13L86 14V17L83 15L84 17H83L82 20H84V19H85V20H86V19H87V20H90V19H89L90 16H88ZM126 13H127V12H126ZM134 13H133V14L131 13V14L136 16L137 14H134ZM171 13H172V11H170L169 14H171ZM175 13H176V12H175ZM184 13H185V12H184ZM56 14H54V16H55ZM94 14H95V13H94ZM128 14H130V13H128ZM128 14H126V15H128ZM165 14H166V13H165ZM169 14H168V15H169ZM180 14H181V13H180ZM199 14H198V15H199ZM206 14H209V15H208L209 17H207V15H204V13L201 15V17L203 16L202 18H204V19H205V17H206L205 20H207V18H211V20L214 19V22L216 21L215 18H213L214 15H212V14H210V13H206ZM219 14H217V17H221V16H219ZM221 14H222V13H221ZM221 14H220V15H221ZM235 14H236V15L238 14V15L236 16ZM19 15H20V14H19ZM52 15H53V14H52ZM52 15H51V16H52ZM90 15H91V14H90ZM92 15H93V14H92ZM126 15H125V16H126ZM132 15H131V16H132ZM155 15H157V14H155ZM168 15H166V16L163 15V16H164V19H165V17H167ZM171 15H172V17L174 16V14H171ZM171 15H169V16H171ZM200 15H199V16H200ZM210 15H211L212 17H210ZM253 15H254V14H253ZM257 15H258V14H257ZM14 16H13V17H14ZM47 16H48V15H47ZM51 16H50V17H51ZM102 16H103V15H102ZM105 16H106V14L103 16L104 19L107 18V17H105ZM140 16H141V14H140ZM140 16H139V17H140ZM157 16H159V14H158ZM157 16H155V17L152 16V17L157 18ZM183 16H185V15L183 14ZM186 16H187V15H186ZM194 16L196 17V15H194ZM199 16H198V17H199ZM204 16H205V17H204ZM225 16H226V15H225ZM225 16L222 15L223 18H224ZM231 16H230V17H231ZM251 16H252V14H251ZM251 16H250V17L248 16V20H246V21L249 22V20L251 19ZM258 16H259V15H258ZM45 17H46V16H45ZM87 17H88V18H87ZM95 17H96V15L92 16V17H91L92 20H93V19L95 20ZM128 17H130V16H128ZM128 17L126 16V18H128ZM147 17H148V16H147ZM172 17H170V19H171ZM181 17H182V16H180V18H181ZM198 17H196V18H198ZM222 17H221V18H222ZM254 17H255V15H254ZM254 17H253V18H254ZM96 18H97V17H96ZM137 18H138V17H137ZM160 18H162V17L160 16ZM191 18L193 19V16H192ZM225 18H226V17H225ZM245 18H246V17H245ZM249 18H250V19H249ZM253 18H252V19H253ZM256 18H257V20H259L258 17H256ZM152 19H153V18H152ZM181 19H185V20H186L187 17H186V18L184 17V18H181ZM45 20H46V19H45ZM106 20H107V19H106ZM106 20H105V22H107ZM111 20H112V19H111ZM114 20H115V19H114ZM121 20H122V19H121ZM134 20H135V19H134ZM134 20H132V21H134ZM138 20H139V19H138ZM138 20H137V23L139 22ZM140 20H141V18H140ZM150 20H151V19H150ZM185 20H183V21H185ZM188 20H189V18L187 19V22H188L187 25L190 23V21H192L191 19H190V21H188ZM201 20H202V19H201ZM201 20H200V18H198V21H199V22H201ZM217 20H218V19H217ZM234 20H232L231 22H233ZM237 20H236L235 22H236V23H239V22H237ZM96 21H97V19H96L95 21H92V22H96ZM129 21H130V20L128 19V22H129ZM135 21H136V20H135ZM135 21H134V22H135ZM164 21H165V20H164ZM169 21H170V20H169ZM175 21H176V20H175ZM181 21H182V20H181ZM183 21H182V23H183ZM198 21H197V22H198ZM218 21H220V20H218ZM253 21H256V20L253 19ZM44 22H46V21H44ZM44 22H43V23H44ZM121 22H126V20H125V21H121ZM143 22H144V21L141 20V22L138 24V27H139V28H140V26H142L141 29L144 28L143 25L141 24V23H143ZM195 22H196V21H195ZM204 22H205V21H204ZM208 22H209V21H208ZM250 22H251V21H250ZM102 23H103V22H102ZM108 23H109V22H108ZM114 23H115V22H114ZM176 23H177V22H176ZM176 23H175V24H176ZM191 23H192V22H191ZM191 23H190V24H191ZM209 23H210V22H209ZM220 23H221V22H218V23H217V26H216L217 28L219 27V24H220ZM20 24H22V23H20ZM44 24H45V23H44ZM46 24H47V23H46ZM104 24H105V23H104ZM122 24H123V23H122ZM122 24H121V25H122ZM133 24H135V23L131 22V25H133ZM184 24H186V23H184ZM198 24H199V23H198ZM200 24H201V23H200ZM215 24H216V23H215ZM228 24L231 25L232 23L229 22ZM228 24H227V22H226V25H227L226 27H229V29H230V28H233V27H230V25H228ZM242 24H243V25H242ZM42 25H43V24H42ZM79 25H80V24H79ZM124 25H126V24H124ZM131 25H130V26H131ZM135 25H137V24H135ZM135 25H134V26H131V28L135 27V28L132 29V30H135V31L137 30L136 32H138V29H139V28H138V27L136 28ZM166 25H167V24H166ZM236 25H238V24H236ZM48 26H49V24L46 26V29H47V28L49 29ZM106 26H107V25H106ZM122 26H123V25H122ZM156 26H157V25H156ZM162 26H163V25H162ZM162 26L160 25L161 29L163 28ZM164 26H165V25H164ZM169 26H170V25H169ZM185 26H186V25H185ZM193 26H194V25H193ZM231 26H232V25H231ZM245 26H246V24H245L243 27L245 28ZM250 26H251V25H250ZM254 26H256V24H255ZM41 27H42V26H41ZM104 27H105V26H104ZM115 27H116V26H115ZM146 27H147V25H146ZM148 27H149V26H148ZM171 27H172V26H171ZM188 27H189V26H188ZM197 27H198V26H197ZM226 27H225V28H226ZM259 27H260V26H259ZM259 27H258V28H259ZM261 27H262V26H261ZM81 28H82V27H81ZM173 28H175V27H173ZM191 28H192V24H191ZM193 28H194V27H193ZM212 28H214V26H212ZM225 28H224V29H225ZM236 28H237V27H236ZM41 29H42V28H41ZM41 29H40V30H41ZM44 29H45V26H44ZM86 29H87V28H86ZM100 29H101V28H100ZM113 29H115V28H113ZM125 29H127V28H125ZM125 29H124V30H125ZM141 29L139 30V33H140V32L142 33ZM144 29H145V28H144ZM144 29H143V31H144ZM161 29H160V34H161V36H162ZM164 29H165V28H164ZM178 29H180V28H178ZM184 29H186V28H184ZM197 29L199 30V28H197ZM218 29H220V28H218ZM229 29H228V31H229ZM242 29H243V28H242ZM251 29L253 30L254 33L256 32V31H254V29H255L254 27H251ZM251 29H249V30L251 31ZM259 29H260V28H259ZM259 29L256 28L255 30L258 31ZM42 30H43V29H42ZM128 30H130V29H128ZM166 30H167V31H170L169 28H167ZM172 30H174V29H172ZM187 30H188V29H187ZM189 30H191L192 34H193V30H194V32L197 31L196 29H190V27H189ZM225 30H227V28H226ZM230 30H231V29H230ZM233 30H234V31H233ZM233 30L229 31L230 33H229L228 31H226V33L228 32V35H225V36H224V37L227 36V37H226V40H225V38H224L225 43L231 44V43H229V42H231V41H229L230 38L228 39V36H230V35L232 36L231 32H235V33H236V31H235L234 28H233ZM239 30L241 31V29H239ZM245 30L249 31L247 28H245ZM52 31H53V30H52ZM64 31H65V32H64ZM135 31H134V32H135ZM158 31H159V29H158ZM174 31H176V30H174ZM199 31H201V29H200ZM199 31H198V32H199ZM214 31L216 32L215 28H214ZM220 31H221V30H220ZM260 31H261V30H260ZM260 31H258V32H260ZM75 32H77V33H75ZM80 32L82 33L83 31H80ZM88 32H89V31H88ZM91 32L93 33L92 30H91ZM125 32H127V31L125 30V31H124V34H125ZM136 32H135V33H136ZM147 32H148V31H147ZM153 32H154V31H153ZM164 32H165V30H164ZM198 32H195V33H194V34H196V38H197V40H198V39H202V40H203V38H199V36L197 37ZM50 33H51V32H50ZM50 33L48 32V30H45L44 33H43V32L40 33V34H44V35H42L43 37H41V40L39 39L40 42H39V40L37 39L38 42H39V43L37 42L38 45L36 44V45H37V46H36V45H35V42L32 43V44H34V46H36V48H35L33 45H29V46H33L35 49H33L34 51L31 53V54H32V55H31V56H32L31 59L28 58V60H31V61H29V62L26 61V62H28V63L30 64V67H29V64L27 63L28 65H26V66L29 67V68H27V69H29V70L27 71L28 73H27L26 71H25V72H26L27 77H28L27 79L30 80V82L32 83V85H33V84L35 85V88H37V87H42L43 83H44V82L46 83L47 80H48V82H49V78L52 77V75H51L50 73L53 74V72H51V71H54V72H55V70H56V72L60 71V70H57V69L52 68V66L57 67L58 64L60 65V64L63 62V61H60L61 56L64 54V51H65V50L62 48L63 43H62L61 41H57V39H56L57 37H56V36H53V35L50 34ZM83 33H84V32H83ZM89 33H90V32H89ZM135 33H134V34H135ZM149 33H152V30H150ZM177 33H178V32H177ZM180 33H181V32H180ZM226 33H224V34H226ZM238 33H239V32H238ZM240 33L242 34L241 36H245V39L248 38V40H249V37H247L246 34H243L242 32H240ZM244 33H245V31H244ZM254 33H253V34H254ZM36 34H37V33H36ZM36 34H35V35H36ZM152 34H154V33H152ZM152 34H151V35H152ZM157 34H158V33H157ZM157 34H156V35H157ZM160 34H159V35H160ZM169 34H170V32H169ZM199 34H200V32H199ZM222 34H223V33H222ZM229 34H230V35H229ZM256 34H257V33H255V35H256ZM71 35H73V36H71ZM75 35H76V36H75ZM81 35H82V34H81ZM122 35H123V34H122ZM149 35H150V34H149ZM154 35H155V34H154ZM156 35H155V36H156ZM177 35H178V34H177ZM203 35H204V34H203ZM207 35H208V34H207ZM234 35H235V34H234ZM248 35H251V34H248ZM40 36H41V35H40ZM85 36H87V34L83 35V37L80 36V38L83 39ZM89 36H90V34H89ZM89 36H88V37H89ZM119 36H120V34H119ZM125 36H126V35H125ZM155 36H152V37H155ZM167 36H168V35H167ZM201 36H202V35H201ZM201 36H200V37H201ZM205 36H206V35H205ZM256 36H257V35H256ZM36 37H37V36H36ZM67 37H68V35H67ZM67 37L65 36V40H66ZM70 37H68V38H70ZM88 37H87V38H88ZM92 37H93V34H92ZM117 37H118V35H117ZM120 37H121L124 41H125V39H126L127 42L129 41L128 43H129L130 45L127 44V46H126V42H125V44H124V41H123ZM120 37H119V39H121V44H119L120 42H119L118 44H119L120 46L123 45V44L125 45V46L123 45V47H124V48H123V51H125L126 54H124L125 52L121 51L122 53H119V55L124 54L123 57H124L125 55L129 57V55L132 56V55L135 54L134 56H137V58H136L134 61L132 60L131 64L133 63L134 68H138V67H140L139 65L142 66V64L144 63V61H143V58H142L143 56L140 55V52H141V51H139V50H142V49H145V48H144L143 46H141L142 44H140V40H139V39H133V38L131 39V38H130V34L126 36L127 38H126V37L124 38V35H123V36H120ZM168 37H169V36H168ZM190 37H192V36L190 35ZM206 37H207V36H206ZM212 37H213V36H212ZM232 37H233V36H232ZM236 37H237V35H236ZM236 37H235V38H236ZM257 37H258V36H257ZM16 38H17V37H16ZM21 38H22V37H21ZM37 38H38V37H37ZM39 38H40V37H39ZM85 38H86V37H85ZM85 38H84V39H85ZM128 38H129V39H128ZM155 38H156V37H155ZM176 38H177V37H176ZM176 38H175V39H176ZM209 38H210V36H209ZM251 38H252V37H251ZM59 39H60V38H59ZM70 39H71V38H70ZM72 39H71V40H72ZM75 39H77V38H75ZM91 39H92V38H91ZM93 39H96V40L98 41V38H96V37H94ZM102 39H103V38H102ZM110 39H111V38H110ZM119 39H118V40H119ZM147 39H148V38H147ZM162 39H163V38H162ZM172 39H174V38L172 37ZM191 39H192V38H191ZM237 39H240V36H239V38L237 37ZM85 40H86V39H85ZM96 40H95V41H96ZM107 40H108V39H107ZM115 40H116V39H115ZM148 40H149V39H148ZM170 40H171V39H170ZM180 40H181V39H179V41H180ZM202 40H199V41H200L199 43H201ZM209 40H211V39H209ZM241 40H242V39H241ZM257 40H258V39H257ZM20 41H21V40H20ZM77 41H78V40H77ZM102 41H103V40H102ZM130 41H131V42H130ZM149 41H150V40H149ZM172 41H173V40H172ZM233 41H234V39H233ZM244 41L246 42V40H244ZM244 41H243V43H244ZM251 41H253V40H251ZM263 41H264V39H261V37H260V40H259L258 42H263ZM18 42H19V41H18ZM21 42H22V41H21ZM66 42H67V40H66ZM107 42H108V41H107ZM110 42H111V41H110ZM122 42H123V43H122ZM162 42H163V41H162ZM162 42H161V43H162ZM166 42H167V41H166ZM170 42H171V41H170ZM174 42H175V41H173V43H174ZM177 42H178V38H177ZM182 42H184V41L182 40ZM185 42L187 43L186 40H185ZM235 42L240 43L239 41H236V40H235V41H234V45H235ZM253 42H256V40L254 39ZM30 43H31V42H30ZM68 43H70V42H68ZM71 43H72V41H71ZM71 43H70V44H71ZM84 43H85V41H84ZM94 43H96V44H95V46H96L98 42H94ZM111 43H112V42H111ZM131 43H132V44H131ZM155 43H157V42H155ZM161 43H160V44H161ZM167 43H168V42H167ZM173 43H172V45H173ZM199 43H198V44H199ZM212 43H213L212 46H213V45L215 46L214 42H212ZM241 43H242V41H241ZM243 43H242V45H243ZM246 43H247V42H246ZM20 44H22V43H20ZM72 44H73V43H72ZM106 44H107V43H106ZM112 44H113V43H112ZM175 44H176V46H178L177 43H175ZM178 44H179V42H178ZM228 44H227V46H228ZM236 44H237V43H236ZM251 44H252V43H251ZM256 44H257V43H256ZM74 45H76V44L74 43ZM93 45H94V44H93ZM93 45H91V46H93ZM104 45H105V44H104ZM119 45H118V46H119ZM166 45H167V44H166ZM194 45H195V44H194ZM202 45H203V43H202ZM209 45H210V44H209ZM232 45H233V44H232ZM234 45H233L232 47L228 46V47H230V49H228V51L230 50V52H232L231 50H235V49H233V48L236 47V46H237V48H238V45H236V46H234ZM242 45H241V46H242ZM254 45H255V44H254ZM263 45H264V44H263ZM22 46H23V45H22ZM70 46H72V45H70ZM97 46H99V45H97ZM105 46H106V45H105ZM111 46H115V45H111ZM140 46H141V48H140ZM162 46H163V44H162ZM214 46H213V47H214ZM216 46H217V45H216ZM20 47H21V45H20ZM93 47H94V46H93ZM137 47H139L138 50H136ZM197 47L199 48V46H197ZM225 47H226V45H225ZM21 48H22V47H21ZM25 48H26V47H25ZM108 48H109V46H108ZM111 48H112V47H111ZM116 48H117V47H114L113 49H116ZM172 48H173V47H172ZM176 48H177V47H176ZM183 48H185V46H184ZM200 48H201V47H200ZM200 48H199V50H200ZM214 48H215V47H214ZM226 48H227V47H226ZM231 48H232V49H231ZM241 48H242V47H241ZM61 49H62V50H61ZM103 49H104V48H103ZM113 49H112V50H113ZM129 49H131V50H129ZM178 49H179V46H178ZM209 49H210V48H209ZM212 49H213V48H212ZM256 49H257V47H256ZM259 49H260V48H259ZM259 49H258V50H259ZM261 49H263V48L261 47ZM30 50H32V49H30ZM104 50H105V49H104ZM168 50H169V49H168ZM168 50H167V51H168ZM182 50H183V49H182ZM182 50H181V51H182ZM218 50H219V49H218ZM218 50H216V51H218ZM258 50H257V51H258ZM62 51H63V52H62ZM100 51H101V50H100ZM117 51H118V50H117ZM128 51H129V55H127V52H128ZM138 51H139V53H137ZM143 51H145V54H146V52H147L148 50H147V51H146V50H142V52H143ZM172 51H173V50H172ZM179 51H180V50H179ZM184 51H185V50H184ZM213 51H215V50H213ZM228 51H227V52H228ZM247 51H248V50H247ZM86 52H87V51H86ZM104 52H105V51H104ZM111 52H112V51H111ZM111 52H110V53H111ZM142 52H141V53H142ZM169 52H170V51H169ZM169 52H168V53H169ZM177 52H178V51H177ZM200 52H201V51H200ZM207 52H208V51H207ZM234 52H235V51H234ZM237 52H238V51H237ZM241 52H242V51H241ZM248 52H249V51H248ZM258 52H260V51H258ZM60 53H61V54H60ZM65 53H66V52H65ZM108 53H109V52H108ZM110 53H109V55H110ZM114 53H115V50H114ZM170 53H171V52H170ZM170 53H169V54H170ZM175 53H176V52H175ZM185 53L189 54L188 52H185ZM218 53H219V51H218ZM245 53H246V52H245ZM262 53H264V51H263ZM67 54H68V53H67ZM99 54H100V53H99ZM116 54H117L116 56H117V59H118V52H117ZM143 54H144V52H143ZM162 54H163V53H162ZM165 54H166V56H167L166 51H164V54H163V55L165 56ZM197 54H199V53L197 52ZM212 54H213V53H212ZM233 54H234V53H233ZM259 54H261V53H259ZM29 55H30V53H29ZM29 55H28V56H29ZM103 55H104V54H102V56H103ZM138 55H140V57H138ZM171 55H172V54H171ZM171 55H170V56H167V57H171ZM210 55H211V54H210ZM210 55H209V56H210ZM218 55H219V54H218ZM229 55H230V54H229ZM28 56H27V57H28ZM68 56H70V54H69ZM68 56H67V61H68V62H65L67 65H68L69 62L72 63V62H71L72 60H71V61L68 60V59H70ZM73 56H74V55H73ZM104 56H105V55H104ZM112 56H113L112 59H114V60H112L111 62H114V61H115L114 55H112ZM164 56H163V57H164ZM174 56H175V54H174ZM176 56H177V55H176ZM209 56H208V57H209ZM211 56H213V55H211ZM220 56H221V55H220ZM240 56H241V55H240ZM253 56H254V55H253ZM59 57H60V59H59ZM62 57L65 58V57H66V54L63 55ZM105 57H106V56H105ZM178 57H179V56H177V59H178ZM201 57H202V56H201ZM201 57H199V58H201ZM205 57H206V54H205ZM226 57H227V56H226ZM230 57H232V56L230 55ZM233 57H235V56L233 55ZM106 58H107V57H106ZM110 58H111V56H110ZM129 58H130V57H129ZM155 58H156V57H155ZM184 58H185V57H184ZM209 58H210V57H209ZM216 58H217V57H216ZM245 58H247V57H245ZM254 58H255V57H254ZM259 58H260V57H259ZM263 58H264V57H263ZM94 59H96V58H94ZM123 59L126 60L127 58L125 57V58H123ZM123 59H122V60H123ZM133 59H134V58H133ZM140 59H141V60H140ZM182 59H183V58H182ZM202 59H204V57H203ZM202 59H201V60H202ZM118 60H119V59H118ZM118 60H117V61H118ZM129 60H130V59H129ZM150 60H151V59H150ZM160 60H161V59H160ZM164 60H165V63L167 62L166 64H171V63H168L169 61L166 59V57L163 58V61H161V62H164ZM199 60H200V59H199ZM201 60H200V61H201ZM215 60H216V59H215ZM217 60H218V59H217ZM246 60H247V59H246ZM58 61L61 62V63H59ZM73 61H74V59H73ZM105 61H106V59H105ZM117 61L114 62L115 65H114L113 63H110V64L107 63V66L105 67V68H106V69H105V74H102V77H103V78H102V77L100 76V74H99V71H100V73H101L102 70H103L100 66H99V67L101 68V70L98 69L99 71L97 70L98 72L95 74L96 77H97V79L99 78L98 76H100L101 81H102V79H103V81L105 80L106 82H104V83L108 86V87H106V88L108 89V91H107V92H108L107 95H109V96H108V97H109L108 99H110L111 102L108 103V105L106 106V108L109 107L108 109H109L110 111L108 110L109 112L106 111V112H104V113L107 114L106 116H108V114H109V115L111 114V115H110L111 117H108V118L105 117V119H108V120H109V119L111 118V122H112V124H113V123H114V124L112 125L110 122H109V123L112 125L113 128H114V125H115V124H116L117 127H118V123L120 122V121H118V120H119L118 118H119V117L122 118V117L124 116V115H121V116L119 115L120 112H122L123 110L121 109L122 106H119L117 103L120 101V99H121L122 101H123V100L125 101V98H126L127 96H129V95H127V94H128V93H129V94H132L131 92L133 91V90H131L132 87H131L130 90H129V89L127 90L128 86H132L130 83L133 84V82H132L131 80H130V81L127 80V79L131 78V77H130V76H131V75H130L131 73L128 74V73H127V70H126V68L129 69V68H132V67L129 66V65H128L129 68L126 67V66H127V63H126V66H124V67H125V70H126V71H125L124 68L122 67L124 64H123L122 66L118 64L119 66L117 67V64H116ZM156 61H157V60H156ZM173 61H174L173 63H175V62H176V63H175V65H173V64H171V65H173V66H178V65H176V64H179V63L177 62V60H176V61L173 60ZM262 61H263V60H262ZM30 62H31V63H30ZM74 62H75V61H74ZM77 62H78V61H77ZM106 62H107V61H106ZM120 62H122V61H120ZM125 62H126V61H125ZM127 62H128V60H127ZM170 62H171V61H170ZM208 62H209V61H208ZM216 62H217V61H216ZM216 62H214V63L211 64V65H213L211 69H212L213 71H215V70L217 69L216 72H219V74H220V73L222 72V71H221V67L219 68V70H220V71H219L218 68H216V66H215ZM222 62H223V61H222ZM227 62H228V61H227ZM236 62H237V61H236ZM18 63H19V62H18ZM22 63H23V62H22ZM78 63H79V62H78ZM78 63H77V64H78ZM85 63H86V62H85ZM95 63H96V62H95ZM117 63H119V62H117ZM128 63H129V62H128ZM210 63H211V61L209 62V64H207V62H206L207 66L210 65ZM230 63H231V62L229 61L228 64H227V66H228ZM245 63H246V62H245ZM23 64H24V63H23ZM56 64H57V66H56ZM63 64H64V63H63ZM63 64H61V66H62ZM66 64H64V66H65ZM83 64H84V62H83ZM96 64H97V63H96ZM112 64H113V65H112ZM145 64L147 65L148 63H145ZM152 64H153V63H152ZM156 64H157V63H156ZM184 64H185V63H184ZM186 64H187V63H186ZM196 64H197V63H196ZM217 64L220 66V64H219L218 62H217ZM254 64L256 65V63H254ZM254 64H253V65H254ZM257 64H258V63H257ZM16 65H17V64H16ZM20 65H21V64H20ZM67 65H66V66H67ZM105 65H106V64H105ZM136 65H137V66H136ZM148 65H149V64H148ZM181 65H182V64H181ZM198 65H199V64H198ZM204 65H205V64H204ZM211 65L209 66V68L211 67ZM232 65H233V67L235 68L234 64H232ZM260 65H261V64H260ZM18 66H19V65H18ZM71 66H72V65H71ZM96 66H97V65H96ZM96 66H95V67H96ZM154 66H155V64H154ZM156 66H157V65H156ZM167 66H168V65H167ZM191 66H192V65H191ZM214 66H215V68L213 69ZM219 66H218V67H219ZM256 66H257V65H256ZM256 66H255V67H256ZM13 67H16V66H13ZM143 67H144V66H143ZM187 67H188V65H187L186 67H183V68H185V69L190 68V67H188V68H187ZM192 67H193V66H192ZM230 67H231V65H230ZM233 67H231V70H232ZM247 67L249 68L250 66L247 65ZM252 67H253V66H252ZM22 68H24V67H22ZM22 68H21V69H22ZM25 68H26V67H25ZM57 68H59V66H58ZM86 68H87V66H86ZM149 68H150V67H149ZM155 68H156V67H155ZM155 68H154V69H155ZM157 68H158V67H157ZM160 68H161V67H160ZM165 68H166V67H165ZM172 68H173V67H172ZM178 68H179V67H178ZM181 68H182V66H181ZM203 68H204V67H203ZM228 68H229V67H228ZM256 68H257L256 71H258V67H256ZM256 68H255V69H256ZM12 69H14V68H12ZM12 69H11V71H12ZM52 69H54V70H52ZM60 69H62V68H60ZM87 69H88V68H87ZM185 69H183V70L185 71ZM191 69H192V68H191ZM198 69H199V68H198ZM249 69H250V68H249ZM255 69H254V71H255ZM24 70H25V69H24ZM82 70H84V69H82ZM92 70H93V69H92ZM130 70H131V69H130ZM139 70H140V69H139ZM157 70H158V69H157ZM183 70L181 69V71H183ZM193 70H194V69H193ZM245 70H246V69H245ZM17 71H21V70H17ZM86 71H87V70H86ZM93 71H94V70H93ZM93 71H90L91 74H92ZM95 71H96V69H95ZM95 71H94V73H95ZM124 71H125V72H124ZM152 71H153V70H151V72H152ZM155 71H156V70H155ZM159 71H161V70H159ZM168 71L170 72V70H168ZM174 71H175V69H174ZM179 71H180V69H179ZM181 71H180V72H181ZM196 71H197V70H196ZM199 71H201V70H199ZM204 71L207 72V70H204ZM228 71H229V70H228ZM263 71H264V70H263ZM22 72H23V70H22ZM56 72H55V73H56ZM60 72H61V71H60ZM60 72H59V73H60ZM87 72H89V70H88ZM87 72H86V73H87ZM103 72H104V71H103ZM128 72H129V71H128ZM134 72H135V71H134ZM143 72H144V71H143ZM145 72H146V71H145ZM180 72H177V74L180 73ZM188 72H189V71H188ZM206 72H204V73H206ZM216 72H215V73H216ZM234 72H236V69H235ZM260 72H261V71H260ZM18 73H19V72H18ZM55 73H54V74H55ZM83 73H84V72H83ZM138 73H140V72L138 71ZM138 73H137V75H138ZM183 73H184V72H183ZM186 73H187V72H186ZM189 73H190V72H189ZM204 73H202V71H201V73H200V75L202 74V75L206 76V77L203 76V78H206V80H205V79H203V80L207 81V79H208L209 81H211V79L209 78V77H211V76L206 75V74H208V73H206V74H204ZM209 73H210V72H209ZM232 73H233V70H232ZM232 73H230V75L227 73V74L229 75V76L227 77L228 79H229V77L231 76ZM236 73H237V72H236ZM16 74H17V73H16ZM49 74H50L51 76H50ZM54 74H53V75H54ZM77 74H78V73L76 72V75H77ZM79 74H80V72H79ZM98 74H99V75H98ZM132 74H133V73H132ZM134 74H135V73H134ZM155 74H157V73H155ZM161 74H162V73H161ZM191 74H192V75L194 74L193 77H197V76H196V73H195V72L193 73L192 70H191ZM210 74H211V73H210ZM216 74H218V73H216ZM223 74L225 75L226 72H225V73H222V76H220V77L222 78L221 80H227V78H224V77H226L227 75L224 76ZM258 74H260V73H258ZM258 74H257V75H258ZM261 74H263V73H261ZM4 75H5V74H4ZM10 75H11V74H10ZM17 75H18V74H17ZM21 75H22V74H21ZM48 75H49L50 77H49ZM55 75H56L55 77L57 78V73H56ZM76 75H75V76H76ZM81 75H84V74H82V72H81ZM81 75H79V76H81ZM104 75H105V77H107V76H109V75H111V76L113 75V77H112L113 80H111L112 78L110 79V77H109V78H108L109 80L107 79V80H108V81H107V80L104 78ZM145 75H146V73H145ZM179 75H180V74H179ZM182 75H186V77L189 76V75L187 76V74H182ZM182 75H181V76H182ZM197 75H198V74H197ZM200 75H198V77H197L198 79H199V77H201ZM235 75H236V74H235ZM254 75H255V74H254ZM25 76H26V75H25ZM47 76H48L49 78H48ZM92 76H93V74H92ZM141 76H142V75H141ZM141 76H140V77H141ZM207 76H208V77H207ZM215 76H216L217 78L219 77L218 75H215ZM241 76H242V75H241ZM255 76H256V75H255ZM259 76H260V75H259ZM259 76H257V77H259ZM16 77H18V76H16ZM45 77H46V80H45ZM76 77H77V76H76ZM82 77H83V76H82ZM133 77H136V76L132 75V79H133ZM142 77H143V76H142ZM234 77L236 78L237 75H236V76L233 75V79H235ZM257 77H256V78H257ZM23 78H24V77H23ZM56 78L52 77V80H51V81L55 80L52 84H55V82H56V84H58L57 86H59L58 88H61V87H60V84H59V82H57ZM137 78H139V77H137ZM175 78H176V77H175ZM211 78H212V77H211ZM231 78H232V77H230V79H231ZM245 78H246V77H245ZM247 78H248V77H247ZM27 79H26V81H27ZM79 79H80V77H79ZM89 79H90V78H89ZM154 79H155V78H154ZM156 79H157V78H156ZM180 79H181V78H180ZM184 79H185V78H184ZM193 79H194V78H193ZM257 79H258V78H257ZM44 80H45V81H44ZM80 80H82V78H81ZM84 80H85V79H84ZM99 80H100V79H99ZM138 80H139V79H138ZM140 80H141V79H140ZM147 80H148V79H147ZM196 80H197V79H196ZM196 80H195V81H196ZM199 80H200V79H199ZM212 80H213V79H212ZM231 80H232V79H231ZM4 81H5V80H4ZM51 81H50V84H51ZM67 81H68V79H67ZM73 81H74V80H73ZM76 81H78V80H76ZM91 81H92V79H91ZM93 81H94V80H93ZM123 81H125V82H126L127 84H129V85H127V84L125 85V82H123ZM127 81H129V82H127ZM133 81H134V80H133ZM144 81H145V80H144ZM163 81H164V80H163ZM163 81H162V77H161L160 82L162 83ZM178 81H179V80H177V84H178ZM197 81H198V80H197ZM249 81H250V80H249ZM252 81H253V79H252ZM70 82H72L71 79H70ZM148 82L150 83V81H148ZM160 82H158V85H157L158 87H159V84H161ZM183 82H184V81L181 80L180 83H182V85H183ZM185 82H186V80H185ZM246 82H247V81H246ZM27 83H28V82H27ZM65 83H66V82H65ZM75 83H76V82H75ZM107 83H108L109 85H108ZM120 83H121V84H120ZM123 83H124V84H123ZM136 83H138V84L140 83V84H141V81H139V82L137 81ZM143 83H144V82H143ZM180 83H179V84H180ZM196 83H197V82H196ZM241 83H242V82H241ZM243 83H244V82H243ZM247 83H248V82H247ZM249 83H250V82H249ZM48 84H49V83H48ZM56 84L54 85V87H56ZM81 84H82V82H81ZM122 84H123L125 87L127 86V87H126V90H123V89H125V88L122 87V86H123ZM151 84H152V83H151ZM156 84H157V83H156ZM164 84H166L165 81H164V83H162L161 85H164ZM218 84H219V83H218ZM238 84H240V83H238ZM254 84H255V83H254ZM34 85H33V86H34ZM68 85H71V84H68ZM68 85H67V91L69 92L70 90L68 89V87H69ZM120 85H121V86H120ZM135 85H136V84H135ZM142 85H143V84H142ZM194 85H195V84H194ZM240 85H241V84H240ZM240 85H239V87L236 86V88H238L239 90H240ZM244 85H245V84H244ZM257 85H258V84H257ZM51 86H52V85H51ZM74 86H77V85H74ZM85 86H87V84H86V85L83 84V88H84ZM109 86H110V90H109ZM117 86H120V88H118ZM140 86H141V85H137L136 89H138V87H139V89H140ZM155 86H156V85H154L153 87H155ZM157 86H156V87H157ZM179 86H180V85H179ZM186 86H187V85H186ZM204 86H205V85H204ZM245 86H246V85H245ZM251 86H252V85H251ZM254 86H256V85H254ZM11 87H12V86H11ZM20 87H21V86H20ZM20 87H19V88H20ZM31 87H32V86H31ZM49 87H50V86H49ZM70 87L75 88V87H73V86H70ZM70 87H69V88H70ZM91 87H92V86H91ZM148 87H149V86H148ZM148 87H147V88H148ZM158 87H157V88H158ZM160 87H161V86H160ZM166 87H167V85H166ZM177 87H178V86H177ZM177 87H175V88L172 87V88L175 89V92H173V94L175 93V95H176V90H178V89H176ZM258 87H259V86H258ZM33 88H34V87H33ZM87 88H88V90H90V89H89V86H88V87L84 88V91H85V89H87ZM92 88H93V87H92ZM121 88H123V89H121ZM141 88H142V87H141ZM157 88H156V89H157ZM162 88H164V87H162ZM162 88H159V89H162ZM179 88H180V87H179ZM202 88H203V87H202ZM202 88H201V89H202ZM242 88H243V85H242L241 89H242ZM20 89H21V88H20ZM29 89H30V88H29ZM37 89H38V88H37ZM37 89H36V90H37ZM48 89H49V88H48ZM63 89H64V88H63ZM63 89H62V90H63ZM76 89H77V87H76ZM76 89H75V90H76ZM79 89H80V86H79ZM116 89H119L120 92L116 91ZM139 89H138V91L141 90V89H140V90H139ZM152 89H155V88H152ZM197 89H198V87H197ZM227 89L229 90V88H227ZM238 89H236V90L238 91ZM18 90H19V89H18ZM91 90L94 91L95 89H91ZM122 90H123V91H122ZM162 90H163V89H162ZM168 90L174 91L173 89H168ZM190 90H191V89H190ZM193 90H195V89H193ZM223 90H224V87H223ZM33 91H34V90H33ZM64 91H66V88L64 89ZM64 91H63V93H64ZM67 91H66V92H67ZM77 91H78V90H77ZM77 91H75V94H74V95L78 94ZM81 91H82V90H81ZM81 91H80V92H81ZM114 91H115V92H114ZM121 91H122V92H121ZM124 91H125V92H124ZM126 91H127V92H126ZM129 91H131V92H129ZM178 91H179V90H178ZM221 91H222V90H221ZM35 92H36V91H35ZM39 92H40V88H39ZM50 92H51V90H50ZM116 92L119 93V94L122 93L121 98H120V96H119L118 94H116ZM123 92H124V93H123ZM163 92H165V91H163ZM180 92H181V91H180ZM182 92H183V91H182ZM188 92H189V91H188ZM204 92H205V91H204ZM204 92H203V93H204ZM206 92H207V91H206ZM224 92H225V94H227L226 91H224ZM227 92H228V91H227ZM20 93H21V92H20ZM20 93H19V94H20ZM22 93H23V92H22ZM71 93H72V92H71ZM73 93H74V92H73ZM91 93H92V92H91ZM93 93H94V92H93ZM136 93H137V92H136ZM149 93L151 94V92H149ZM149 93H148V94H149ZM171 93H172V92H171ZM193 93H194V92H193ZM210 93H211V92H210ZM13 94H14V93H13ZM60 94H62V93H60ZM60 94H59V95H60ZM84 94H86V93H84ZM84 94H83V95H84ZM89 94H90V93H89ZM89 94H88V96H89ZM137 94H138V93H137ZM139 94H140V93H139ZM141 94H143V93L141 92ZM141 94H140V95H141ZM8 95H9V94H8ZM116 95H117V96H116ZM123 95H126V96H123ZM132 95H133V94H132ZM151 95H154V96H155V94H151ZM201 95H202V94H201ZM210 95H211V94H210ZM210 95H209V96H210ZM262 95H263V94H262ZM13 96H14V95H13ZM28 96H30V95H28ZM51 96H52V95H51ZM55 96H57V95L55 94ZM61 96H62V95H61ZM78 96H79V94H78ZM78 96H77V95L74 96V101H75V98L78 99ZM91 96H93V94H91L90 97H91ZM118 96H119V97H118ZM122 96L124 97V99H123ZM138 96H139V95H138ZM142 96L144 97V95H142ZM146 96H149V95H146ZM167 96H168V95H167ZM173 96H174V95H173ZM173 96H172V97H173ZM202 96H203V95H202ZM205 96H206V95H205ZM235 96H236V95H235ZM59 97H60V96H59ZM90 97H89V99H90ZM116 97H117V98H116ZM129 97H130V96H129ZM133 97H134V95H133ZM135 97H136V96H135ZM159 97H161V96H158V98H159ZM196 97H197V96H196ZM199 97H200V96H199ZM238 97H239V96H238ZM22 98L24 99V97H22ZM49 98H50V97H49ZM51 98H52V97H51ZM80 98H81V97H80ZM87 98H88V97H87ZM130 98H132V97H130ZM158 98H157V99H158ZM197 98H198V97H197ZM210 98H211V97H210ZM225 98H226V96L224 97V99H225ZM227 98H228V97H227ZM250 98H251V97H250ZM261 98L263 99V97H261ZM13 99H14V98H13ZM16 99H18V98H16ZM59 99H60V98H59ZM127 99H128V97H127ZM161 99H162V97H161ZM172 99H173V98H172ZM229 99H230V98H229ZM229 99H228V100H229ZM246 99H247V98H246ZM61 100H62V99H61ZM61 100H60V102H61ZM85 100H86V99H85ZM130 100L133 101V99H130ZM135 100H136V99H135ZM135 100H134V101H135ZM166 100H167V99H166ZM170 100H171V99H170ZM255 100H257V99H255ZM8 101H9V100H8ZM10 101H11V99H10ZM22 101H23L24 103H26V104H25V109L22 108L21 112L23 113L24 110H25L26 115H28V112L31 110V108H29V107H32V106H29L28 109H27V105H28V104H27L28 102H26L27 99H25V101H24V100H21V102H22ZM49 101H50V100H49ZM126 101L128 102L129 100H126ZM143 101H144V100H143ZM149 101H150V100H149ZM158 101L160 102V100H156V102H158ZM167 101H168V100H167ZM171 101H172V100H171ZM171 101H169V102L171 103ZM185 101H186V100H185ZM263 101H264V99H263ZM19 102H20V101H19ZM34 102H35V101H34ZM75 102H76V101H75ZM127 102H126V103H127ZM129 102H130V101H129ZM136 102H137V100H136ZM141 102H142V100H141ZM169 102H168V103H169ZM194 102H195V101H194ZM221 102H222V101H221ZM7 103H8V102H7ZM24 103H22V105H24ZM73 103H74V102H73ZM105 103H106V102H105ZM123 103H124V102H123ZM138 103H139V102H138ZM153 103H154V102H153ZM153 103H149V106L151 105L152 107H151V106H150L151 108H150V107H146V109H143V112H144V110H145V113L147 114V113H148V112H147V109H148V111H151V114H152L153 117H151V114H148V117L150 116V117L152 118V119L150 118V120H151L152 122H151L150 120H148V121L151 122L152 125H153V122L155 121V119H156V121H155L156 124H157L158 122H159V124H161V123H160L161 120H159V118H158V117H160V115L158 116V114H159V112H160L159 109H160V108H165V107H162V106H161L162 103L159 104L160 106L157 105L158 103H156V104L154 103V105H153ZM176 103H177V101H176ZM224 103H225V102H224ZM224 103H223V104H224ZM262 103H264V102H262ZM10 104H11V102H10ZM12 104H13V103H12ZM15 104H17V103H15ZM35 104H36V103H35ZM71 104H72V103H71ZM74 104H76V103H74ZM74 104H73V106H74ZM85 104H86V103H85ZM180 104H181V103H180ZM180 104H179V106H180ZM194 104H195V103H194ZM202 104H203V103H202ZM243 104H244V103H243ZM249 104H251V103H249ZM254 104H255V103H254ZM2 105H3V104H2ZM20 105H21V104H20ZM22 105H21V106H22ZM30 105H31V104H30ZM33 105H34V104H33ZM165 105H166V103H165ZM170 105L172 106V105H173V102H172L171 104H169V106H170ZM183 105H184V104H183ZM183 105H182V106H183ZM185 105H186V104H185ZM203 105H204V104H203ZM217 105H218V102H217ZM217 105H216V106H217ZM232 105H233V104H232ZM261 105H262V104H261ZM261 105H258V106H261ZM21 106H19V107H21ZM69 106H70V105H69ZM69 106H68V107H69ZM154 106H155V107H154ZM198 106H199V105H198ZM250 106H252V105H250ZM8 107L11 108V105H9ZM22 107H24V106H22ZM35 107H36V106H35ZM68 107H67V108H68ZM85 107H86V106H85ZM104 107H105V106H104ZM185 107H187V106H185ZM229 107H232V106H229ZM244 107H245V106H244ZM10 108H9L8 110H11ZM17 108H18V107H17ZM36 108H37V107H36ZM73 108H74V107H72V111H71V109H67V111H71V112H72V113H71V112H67V114H71V116H74V117H75V118L72 117V119L74 118V119L72 120V119H71V116L68 115V116H70V119H71L70 121H69V119H68L69 122H71V121H76L75 119H76V116H77V115H76V116L74 115L76 112L73 113V111H74ZM80 108H81V106H80ZM132 108H134V107H132ZM141 108H142V107H141ZM143 108H145V107H143ZM152 108H153V109H152ZM155 108H156V109L159 108V109H157L158 111H157ZM170 108H171V110H170L169 107L166 105V109H167L168 111H170L169 113H168V111H166V109H165L166 112L163 111V109H162L161 112L164 114V118H166V117H167L168 115H170L171 113H172V114H171V115H172V118H173V116H175V114H177V113H178V115L180 114L178 111H177V112H174V111H176V110H174L175 107L172 106V107H170ZM173 108H174V109H173ZM178 108H180V107H177L176 109H178ZM188 108H189V107H188ZM190 108H191V107H190ZM216 108H217V107H216ZM221 108H222V105H221ZM233 108H235V107H232L231 109H233ZM258 108H259V107H258ZM12 109H13V108H12ZM23 109H24V110H23ZM29 109H30V110H29ZM172 109H173V110H172ZM197 109H198V107H197ZM224 109H225V108H224ZM244 109H245V108H244ZM250 109H251V108H250ZM250 109H248V110H250ZM255 109H256V108H255ZM261 109H262V108H261ZM261 109H259V110H261ZM263 109H264V106H263ZM263 109H262V110H263ZM13 110H14V112H15V109H13ZM28 110H29V111H28ZM63 110H64V109H63ZM120 110H122V111H120ZM140 110H141V109H140ZM153 110H154V111H153ZM194 110H195V109H194ZM198 110H199V109H198ZM217 110L219 111V109H217ZM227 110H228V109H227ZM233 110L235 111V109H233ZM253 110H254V109H253ZM256 110H258V109H256ZM6 111H7V110H6ZM17 111H18V110H17ZM17 111H16V112H17ZM19 111H20V110H19ZM36 111H37V109H36ZM76 111H77V110H76ZM99 111H100V110H99ZM101 111H102V110H101ZM132 111H133V109H132ZM182 111H183V108H182ZM182 111H180V112H182ZM229 111H230V108H229ZM250 111H251V110H250ZM8 112H10V111H8ZM31 112H32V114H33V110H32ZM31 112H29V114H30ZM195 112H197V110H196ZM201 112H202V111H201ZM201 112H200V113H201ZM210 112H211V111H210ZM219 112H220V111H219ZM222 112H223V111H222ZM222 112H220V113H222ZM232 112H233V111H232ZM261 112H264V111H261ZM261 112H260V111H259V112L257 111V113L262 114ZM10 113H12V112H10ZM17 113H18V112H17ZM25 113H23V114H24V117L27 118L28 116H25ZM34 113H35V110H34ZM77 113H78V112H77ZM140 113H141V111H140ZM155 113H158V114H155ZM162 113H161V114H162ZM166 113L168 114L167 116H166ZM225 113H226V112H224V113H222V114H225ZM228 113H230V112H227V114H228ZM235 113H236V112H235ZM240 113H241V112H240ZM254 113L256 114V112H254ZM35 114H36V113H35ZM105 114H104V115H105ZM146 114H145V115H146ZM163 114H162V116H163ZM181 114L183 115V113H181ZM181 114H180V115H181ZM201 114H203V112H202ZM210 114H211V113H210ZM227 114H226V116H227ZM230 114H231V116H232V113H230ZM245 114H246V113H245ZM251 114H252V113H250V115H251ZM11 115H12V114H11ZM13 115H14V114H13ZM18 115H21V116H22V114H19V113H18ZM18 115H17V116H18ZM65 115H66V114H65ZM134 115H135V111H134ZM145 115H144L143 119L145 118ZM155 115H156V116H155ZM178 115H176V116H178ZM180 115H179V117H182V115H181V116H180ZM193 115H194V113H193ZM206 115H207V114H206ZM215 115H216V114H215ZM243 115H244V114H243ZM256 115H259V114H256ZM9 116H10V114H9ZM17 116H16V117H17ZM66 116H67V115H66ZM118 116H119V117H118ZM203 116H205V113H204ZM222 116H223V115H222ZM234 116H235V115H234ZM234 116H232V117H234ZM237 116H240V115L237 114ZM237 116H235V117H237ZM247 116H248V115H247ZM6 117H7V114H6ZM10 117H11V116H10ZM24 117H23V119H24ZM117 117H118V118H117ZM124 117H126V116H124ZM169 117H171V116H168V118H169ZM194 117H195V116H194ZM194 117H193V118H194ZM208 117H209V116H208ZM208 117H207V118H208ZM241 117H242V116H241ZM244 117H245V116H243V118H241V119H244V120H240L239 122H243V121L245 122V120L248 119V120H247L248 122H245L247 125H250L249 122H251V125H252V126L257 125V124H253V121H249V120H250L249 117H246L247 119L244 118ZM254 117H255V116H254ZM257 117H260V115L257 116ZM263 117H264V116H263ZM17 118H18V120H20V119H19L20 117H17ZM28 118H29V117H28ZM32 118H33V117H32ZM63 118H64V117H63ZM68 118H69V117H68ZM139 118H140V117H139ZM164 118H161V119H164ZM168 118H166V119H168ZM190 118H191V117H189V119H188V116H187L186 118H183V119H185V120H186V119H188V120H192V119H190ZM213 118H214V117H213ZM251 118H252V117H251ZM261 118H262V115H261ZM12 119H13V118H11V121H12ZM21 119H22V118H21ZM30 119H31V118H30ZM66 119H67V118H66ZM66 119H65V120L63 119L64 122L66 121ZM117 119H118V120H117ZM146 119H147V118H145V120H146ZM174 119H175V117H174ZM176 119H177V118H176ZM179 119H180V118H179ZM183 119L181 118V121H182ZM257 119H259V118H257ZM8 120H9V118H7V121H6V122H8ZM24 120H25V119H24ZM32 120H34V118H33ZM77 120H78V122H77V124H75V126H79V125L81 126V124H78V123H80L79 118H77ZM103 120H104V118H103ZM108 120H107V121H108ZM120 120H121V119H120ZM122 120H123V119H122ZM124 120H125V119H124ZM145 120H143V121H145ZM158 120H159V121H158ZM168 120L171 122L170 118H169ZM232 120H233V118H232ZM234 120L237 121L238 118H236V119H234ZM252 120H256V118H255V119H252ZM260 120H262V119H260ZM21 121H22V120H20V122H21ZM28 121H29V120H28ZM68 121H67V122H68ZM85 121H86V120H85ZM125 121H126V120H125ZM138 121H139V120H138ZM172 121H173V120H172ZM177 121H178V120H177ZM200 121H201V120H200ZM202 121H204V120H202ZM208 121H209V120H208ZM235 121H234V122H235ZM20 122H18V123H20ZM32 122H33V121H32ZM61 122H62V121H61ZM155 122H154V123H155ZM162 122L165 123V121H162ZM186 122H190L191 125L194 124V123H191V121H186ZM186 122H185V123H186ZM212 122H213V121H212ZM219 122H220V120H219ZM226 122H227V121H226ZM254 122H255V121H254ZM263 122H264V121H263ZM29 123H30V122H29ZM65 123H66V122H65ZM65 123H64V125H65ZM109 123H108V124H109ZM121 123H123V122H121ZM139 123H140V122H139ZM146 123H147V122H146ZM175 123H176V122H175ZM198 123H199V122H198ZM205 123H206V122H205ZM236 123H237V122H236ZM8 124H9V123H7V125H8ZM16 124H17V123H16ZM67 124H68V123H67ZM73 124H74V123H73ZM98 124H99V123H98ZM165 124H166V123H165ZM168 124H169V123H168ZM170 124H171V123H170ZM225 124H226V123H225ZM231 124H232V123H231ZM231 124H230V125H231ZM29 125H30V124H29ZM64 125H61V126H60L62 130H63L62 127H63ZM70 125H72V124H70ZM96 125H97V124H96ZM102 125H104V124H102ZM111 125H110V126H111ZM119 125H120L119 127L123 126L122 124H119ZM172 125L175 126L174 121H173ZM180 125H181V124H180ZM208 125H209V123H208ZM210 125H211V124H210ZM219 125H220V124H219ZM240 125H242V124L240 123ZM251 125H250V131H251V129L253 128ZM4 126H6V125H4ZM4 126H3V128H2V129H3L2 132H4V128L6 129V127H7V126H6V127H4ZM8 126H9V125H8ZM15 126H16V125H15ZM24 126H25V125H24ZM24 126H23V127H24ZM66 126H67V125H66ZM68 126H69V125H68ZM72 126H73V125H72ZM75 126H74V127H75ZM84 126H85V125H84ZM99 126H100V125H99ZM166 126H167V125H166ZM166 126H165V128H166ZM169 126H170V125H169ZM184 126H185V125H184ZM184 126H182V128H184ZM221 126H222V125H221ZM224 126H225V125H224ZM227 126H228V125H227ZM243 126L245 127L244 124H243ZM257 126H260V124L257 125ZM261 126H262V125H261ZM20 127H21V126H20ZM23 127H22V128H23ZM74 127H73V128H74ZM85 127H86V126H85ZM102 127H103V126H102ZM102 127H101V128H102ZM106 127H107V125H106ZM112 127H111V128H112ZM117 127H116V128H117ZM119 127H118V128H119ZM124 127H125V126H124ZM151 127H152V126H151ZM156 127H157V126H156ZM163 127H164V126H163ZM175 127H176V126H175ZM179 127L181 128V126H179ZM197 127H198V126H197ZM247 127H248V126H247ZM263 127H264V125H263ZM24 128H25V127H24ZM75 128H76V127H75ZM101 128H99V129H101ZM108 128H109V127H108ZM108 128L106 129V128L104 127L103 130L105 129V131H106V130L111 129V128H109V129H108ZM116 128H115V129H116ZM126 128H127V127H126ZM129 128H130V127H129ZM129 128H128V130H127L128 132H129ZM145 128H146V127H145ZM172 128H174V127H172ZM176 128H177V127H176ZM209 128H210V127H209ZM242 128H243V127H242ZM257 128H258V127H257ZM257 128H256V131H257ZM15 129H16V128H15ZM25 129H26V128H25ZM25 129H23V130H25ZM28 129H29V128H28ZM76 129H77V128H76ZM122 129H124V128L121 127L119 131H123ZM150 129H151V128L148 127V129H145V130H146V133H145L144 130L141 131V132H142V134H144V135L146 136L147 133H149V132H147V130L151 132L152 129H151V130H150ZM163 129H164V128H163ZM163 129H162L161 132H162V134H163V133L165 134V132H163ZM166 129H168V126H167ZM169 129H171V126H170ZM194 129H195V128H194ZM225 129H226V128H225ZM7 130H9V129H7ZM17 130H19V127H18ZM23 130H22V134L26 135L27 132H26V134H25V132L23 133ZM116 130H117V129H116ZM214 130H215V129H214ZM218 130H219V129H218ZM221 130H222V129H221ZM221 130H219V131H221ZM226 130H227V129H226ZM240 130H241L240 132L243 131V129H240ZM258 130H259V129H258ZM260 130H261V129H260ZM0 131H1V130H0ZM60 131H61V130H60ZM65 131H66V129H65ZM101 131H102V130H101ZM110 131H111V130L106 131V134H107V132H108V134H109ZM119 131H117V133H118ZM127 131H126V133L123 131L122 134H124V133H125V135L128 134ZM203 131H205V130H203ZM244 131H245V132H244ZM244 131H243V134L246 133L245 135H248L247 133L251 134L250 132H247L246 129H245ZM248 131H249V130H248ZM262 131H264V129H263ZM14 132H15V131H14ZM20 132H21V131H20ZM63 132H64V131H63ZM113 132H114V131H113ZM223 132H224V131H223ZM5 133H6V132H5ZM5 133H4V134H5ZM18 133H19V132H18ZM67 133H68V131H67ZM86 133H87V132H86ZM120 133H121V132H120ZM189 133H190V132H189ZM263 133H264V132H263ZM263 133H260V135H264ZM0 134H1V133H0ZM7 134H9V133H7ZM7 134H6V135H7ZM13 134H14V133H13ZM19 134H20V133H19ZM22 134H20V135L22 136ZM68 134H69V133H68ZM110 134H111V133H110ZM112 134H113V133H112ZM122 134H120V135H122ZM153 134H154V133H153ZM153 134H152L151 136H153ZM160 134H161V133H160ZM205 134H206V132H205ZM205 134H204V135H205ZM232 134H233V133H232ZM237 134H238V133H237ZM239 134H240V133H239ZM20 135H18V136H20ZM32 135H34V136H38L37 131H34ZM49 135H50V134H49ZM49 135H46V137L49 138V137H48ZM76 135H77V134H76ZM118 135H119V134H118ZM148 135H149V134H148ZM155 135H156V134H155ZM155 135H154V137H155ZM165 135H166V134H165ZM168 135H169V134H168ZM190 135H192V133H191ZM207 135H208V134H207ZM207 135H206V136H207ZM257 135H258V134H257ZM257 135L255 136V138L257 137ZM260 135H259V136H260ZM0 136H1V135H0ZM16 136H17V132H16ZM18 136H17V137H18ZM27 136H28V135H26V137H27ZM29 136H30V131H29ZM29 136H28V140H29V138H30V140H31V136H30V137H29ZM69 136H71V135L69 134ZM74 136H75V135H74ZM74 136H73V137H74ZM77 136H78V135H77ZM108 136H111V135H107V137H108ZM112 136L114 137L115 141H117V140L119 141V136L117 137V136L115 135V136L118 138L117 140H116V138H115L114 135H112ZM112 136H111V137H112ZM122 136H123V135H122ZM122 136H121V139H124L125 137L122 138ZM149 136H150V135H149ZM193 136H194V134H193ZM220 136H221V135H220ZM241 136H243V135H241ZM249 136H250V135H249ZM251 136H252V135H251ZM6 137H7V136H6ZM26 137H21V139H25V140H26V139H27ZM158 137H160V136L158 135ZM221 137H222V136H221ZM227 137H228V136H227ZM236 137H237V136H236ZM253 137H254V136H253ZM44 138H45V137H44ZM69 138H70V137H68V139H69ZM135 138H137V137H136L135 134H134V139H135ZM156 138H157V135H156ZM162 138H164V137H162ZM217 138H218V137H217ZM229 138H230V137H229ZM255 138H254V139H255ZM257 138L260 139L259 137H257ZM261 138H262V136H261ZM0 139H1V138H0ZM5 139H6V138H5ZM18 139H20V138H19V137L16 138V140H18ZM21 139H20V140H21ZM36 139H37V138H36ZM50 139H51V137H50ZM50 139H48V141H50ZM53 139H54V138H53ZM109 139H110V137H109ZM126 139H127V138H126ZM137 139H138V138H137ZM137 139H135V140L137 141ZM159 139H161V138H159ZM192 139H193V138H191V140H192ZM197 139H198V138H197ZM219 139H221V138H219ZM225 139H226V138H224V140H225ZM231 139L233 140V138H231ZM231 139H230V140H231ZM234 139H235V137H234ZM239 139H240V138H239ZM243 139H245V141H246V139L248 140V139H250V137H248V138L245 137V138H243ZM243 139H242V142L244 141ZM25 140H24V141H25ZM30 140H29V141H30ZM41 140H43V139H41ZM69 140H70V139H69ZM111 140H113V139H111ZM129 140H131V138H130ZM236 140L238 141V139H236ZM255 140H256V139H255ZM255 140H254V141H255ZM3 141H4V140H3ZM22 141H23V140H22ZM22 141H21L20 143H22ZM24 141H23V142H24ZM26 141H27V140H26ZM32 141H34V140L32 139ZM45 141H46V138H45ZM45 141H44V142H45ZM99 141H100V140H99ZM118 141L115 142V143H116V146H117V145L119 146L120 141H119V142H118ZM126 141H127V140H126ZM131 141H132V140H131ZM131 141H130V142H131ZM136 141H132L131 143L133 144V143L136 142ZM227 141H228V139H227ZM239 141H241V140H239ZM254 141H252V142H254ZM256 141H257V140H256ZM260 141L262 142V141H264V139H263V140H260ZM0 142H1V141H0ZM13 142H16V141H13ZM59 142H60V141H59ZM196 142H197V141H196ZM213 142H214V141H213ZM216 142H217V141H216ZM218 142H221V141H218ZM230 142H231V141H229V145H231ZM257 142H258V141H257ZM257 142H256V144H255V143H251V145H253V146L256 145V146H257L255 149H252V150H254V151H252V152H253V155H251V156H254V155L256 154V155H255L256 158H257V156H258V157L261 156V154H258L257 152H259V151L261 150V153H263V151H264V149H263V148H264V147H263V146H264L263 142L261 143V147H262V148L260 147V143H259V142H258V145H257ZM6 143H7V141H6ZM24 143H25V142H24ZM46 143H47V142H46ZM50 143H51V142H50ZM57 143H58V142H57ZM110 143H111V142H110ZM115 143H114V141L112 142V144H115ZM184 143H185V142H184ZM187 143H188V142H187ZM223 143H224V142H223ZM231 143H232V142H231ZM234 143H235V141H234ZM243 143H244V145H245L244 148H245L246 146H248V145L245 144V142H243ZM10 144H11V142H10ZM66 144H67V143H66ZM72 144H73V143H72ZM85 144H87V143H85ZM88 144H89V143H88ZM121 144H122V143H121ZM129 144H130V143H129ZM135 144H136V146H138V145H137V142H136ZM172 144H173V143H172ZM224 144H225V143H224ZM238 144H240V143H238ZM238 144H237V146H238ZM12 145L14 146V143H12ZM43 145L46 146L45 143H44ZM56 145H57V144H56ZM56 145H55V147H53V145H52V149L54 150V148H55L54 151H53V150H50L51 147H50L49 145H48V146H49V150H48V148H47L48 146L46 147V150H48V153L51 152L50 154H52V152H54V154H52V157H51V158L53 159V160L51 159V160H52V165L54 164V166H52V167L50 166V165H51V163H50L51 161H50V160H49L50 162H48V164L50 163V165H48L47 162H43L42 164H40L41 161H42L43 159H44L43 161H45L46 159H49V158H48L49 156H47L46 154H45V155H46L47 158L44 156L43 153H45V152H43V151H42L43 149L41 150L40 147H39V148H36V150H37V149H40L39 152H42V153H41V154L38 153L36 156L39 155L38 157H40V155L43 154L44 158H43V156H42V157H41V159H42L41 161H40V159H39L38 157L36 158L37 160L39 159L38 161H40V163L38 162L39 165H38L37 162H35V158L32 157L34 154H36V153L38 152V150H37V151L35 150L34 146H33V150H34V151L32 150L33 152H31L32 147H31L30 145H27V146H26L27 148H28V146L31 147L30 149L28 148V150H25V149L23 148L24 152H22L23 150H22V148L19 147V145H18V147H19V149L22 150V151H21V150H19V151H20L21 153H24V154H22V155H23L24 159H26L25 161L29 163V164L27 163V166H26L27 168H28V165L31 164L30 162L33 161V162L37 163L36 165H38V166L44 164L45 166H42L43 168H46V166H48V167H47L48 170H49V166L51 167V169L54 168V170H55V165H56V170H58V169L60 168L59 165H60V164L62 165V163H63V161H61V160H63V158H64V163H66V164L68 163L67 166H66V164H63L64 166L62 165L63 168L65 169L66 167H69V164H71V161H70V160L73 158V156L70 155V157H72L71 159H70V157L67 156L69 159H68V161L66 162L65 159H67V158H66L65 156H63V158H62V157H61L62 155L60 156V154H61L62 151H61L60 153H57V152L60 151V149H59V151L56 152V150H58V147H57ZM74 145H75V144H74ZM133 145H134V144H133ZM133 145H132V146H133ZM146 145H147V144H146ZM152 145H153V144H152ZM184 145H186V144H184ZM188 145H190V144H188ZM196 145H197V144H196ZM206 145H207V144H206ZM242 145H243V144H242ZM242 145H241V146H242ZM4 146H5V145H4ZM10 146H11V145H10ZM16 146H17V145H16ZM20 146L23 147V145H21V144H20ZM40 146H41V144H40ZM58 146L60 147V145H58ZM75 146H77V145H75ZM89 146H91V145H89ZM127 146H128V145H127ZM132 146H131V147H132ZM134 146H135V145H134ZM181 146H183V145H181ZM193 146H194V145H193ZM221 146H222V145H221ZM241 146L234 147V148H235V149H236V148H240ZM1 147H3V146L1 145ZM24 147H25V146H24ZM37 147H38V146H37ZM56 147H57V149H56ZM61 147H62V144H61ZM65 147H66V146H65ZM78 147H79V145L77 146V148H78ZM91 147H92V146H91ZM93 147H94V145H93ZM110 147H111V145H110ZM159 147L162 148V146H159ZM159 147H158V149L160 150ZM195 147H196V146H194V149H196ZM211 147H212V146H211ZM215 147H216V146H215ZM224 147H225V148H224ZM224 147H222V148H223L224 150H226V148H228L229 146L227 145V147H226V146H224ZM242 147H243V146H242ZM242 147H241V148H242ZM250 147H251V146H250ZM254 147H255V146H254ZM259 147H260V148H259ZM27 148H26V149H27ZM62 148H63V147H62ZM62 148H61V149H62ZM77 148H76V149H77ZM85 148H86V147H85ZM87 148H88V147H87ZM87 148H86V149H87ZM112 148H113V145H112ZM120 148H121V147H120ZM138 148H139V146H138ZM163 148H164V146H163ZM231 148H232V150H233V147H231ZM241 148H240V149H241ZM244 148H243V149H244ZM257 148H258V149H257ZM0 149H1V148H0ZM67 149H68V148H67ZM67 149L64 148V150H67ZM113 149H115V148H113ZM131 149L135 150L136 147L131 148ZM139 149H140V148H139ZM158 149H157V150H158ZM165 149H167V147H166ZM173 149H174V148H173ZM180 149H181V148H180ZM186 149H187V146H186ZM191 149H192V148H191ZM212 149H214V148H212ZM228 149H230V147H229ZM235 149H234V150H235ZM243 149H242V151H243ZM256 149H257V150H256ZM1 150H3V149H1ZM1 150H0V153H2ZM4 150H5V149H4ZM46 150H45V151H46ZM109 150H112V149H109ZM133 150H132V151H133ZM159 150H158V151H159ZM161 150H162V149H161ZM161 150H160V151H161ZM217 150H218V149H217ZM217 150H216V151H217ZM224 150H222V151H224ZM236 150H237V149H236ZM236 150H235V151H236ZM238 150H239V149H238ZM246 150H247V153H248L249 148H248V149L246 148ZM258 150H259V151H258ZM17 151H18V150H17ZM35 151H36V153H35ZM68 151H69V153H70V150H69V149H68ZM68 151H67V153H68ZM100 151H101V150H100ZM129 151H131V150H129ZM135 151H136V150H135ZM137 151H138V149H137ZM158 151H157V154L159 153ZM169 151H170V150H169ZM186 151H187V150H186ZM195 151H196V152H195ZM195 151H194L195 153H194V152H193V153L196 155L197 150H195ZM199 151H200V150H199ZM212 151H214V150H212ZM216 151H214L215 154H214V152H212V155H213V154L216 155ZM227 151H228V150H226V153H227ZM242 151H241V152H242ZM256 151H257V152H256ZM65 152H66V151H65ZM76 152H77V151H76ZM103 152H104V151H103ZM117 152H119V150H117ZM167 152H168V149H167ZM210 152H211V149H210ZM230 152H232V151H230ZM239 152H240V150H239ZM249 152H250V151H249ZM252 152H251V153H252ZM4 153H5V152H3V154H4ZM7 153H8V152H7ZM21 153L18 155V159H19V156L21 155ZM31 153H33V155H32ZM56 153H57V155H58L59 157L56 155ZM67 153H64V154H67ZM91 153H92V152H91ZM91 153H89V154H91ZM127 153H128V152H127ZM132 153H133V152H132ZM140 153H141V152H140ZM164 153H166V150L163 152V154H164ZM177 153H178V151H177ZM202 153L204 154V151H203ZM202 153H201V154H202ZM222 153H223V152H222ZM226 153H225V155L230 154L229 152H228L227 154H226ZM235 153H236V152H235ZM244 153H246V152H244ZM251 153H250V154H251ZM259 153H260V152H259ZM70 154H73V152L70 153ZM83 154H84V151H83ZM85 154H86V153H85ZM92 154H93V153H92ZM92 154H91V155H92ZM161 154H162V153H161ZM163 154H162V156H163ZM183 154H184V153H182V155H183ZM194 154H193V155H194ZM197 154H200V152H198ZM201 154H200V155H201ZM203 154H202V155H203ZM219 154H220V153H219ZM237 154H238V153H236V155H237ZM239 154H240V153H239ZM239 154H238V155H239ZM241 154H243V153H241ZM241 154H240V155H241ZM250 154L248 153V155H250ZM0 155H1V154H0ZM7 155H8V154H6V156H7ZM30 155H31V158H34V160H30V159H28V158L30 157ZM48 155H49V154H48ZM54 155L56 156V159H60V158H61V160H59V161H61L62 163L59 164V161L56 160V159H55V160L57 161V163H53V162H56V161H54V158H55ZM67 155H68V154H67ZM101 155H103V154L101 153ZM104 155H105V154H104ZM129 155H130V154H129ZM158 155H160V153H159ZM178 155H179V154H178ZM178 155H176L175 158L171 156V157H172L171 159L174 158V160H176V162H179V160L176 159V158L180 159V158L178 157ZM200 155H199V156H200ZM214 155H213V156H214ZM222 155H223V154H222ZM225 155H224V156H225ZM232 155H234V151H233V154L231 153V155H229V156H227V157L231 158V157H233ZM236 155H235V157H236ZM238 155H237V156H238ZM243 155H244V154H243ZM262 155H264V154H262ZM2 156H3V155H1V157H2ZM50 156H51V155H50ZM53 156H54V157H53ZM84 156L86 157V156H88V155H84ZM95 156H96V155H95ZM95 156H94V157H95ZM98 156H99V155H98ZM98 156H97V157H98ZM148 156H149V155H148ZM160 156H161V155H160ZM162 156H161V157H157V158H162ZM165 156L167 157V155H165ZM185 156H186V155H185ZM241 156H242V155H241ZM255 156H254L253 158H255ZM4 157H5V156H4ZM4 157H2L3 159L0 158V159H1L0 161H2V160L4 161V160H5ZM16 157H17V153H16ZM20 157H21V156H20ZM23 157L20 158L21 160H20V159H19V160L22 161ZM88 157H89V156H88ZM102 157H103V156H102ZM102 157H101V158H102ZM169 157H170V154H169ZM214 157H215V156H214ZM219 157H220V156H219ZM245 157H246V156H245ZM249 157H250V156H249ZM7 158H8V157H7ZM45 158H46V159H45ZM74 158L76 159L77 156L74 157ZM80 158H81V157H80ZM92 158H93V156H92ZM92 158H91V159H92ZM103 158H104V157H103ZM106 158H108V157H106ZM106 158H105V161L108 160V159L106 160ZM109 158H111L112 161H113V159H114V158L112 159V157H109ZM118 158H119V157H118ZM188 158H189V157H188ZM188 158L185 159L186 162H185V164H184V165H185V166H184V169H186V166H187L186 163H187V159H188ZM200 158L202 159V157H199V159H200ZM203 158H204V157H203ZM225 158H226V157H225ZM233 158H234V157H233ZM238 158H239V157H238ZM240 158H241V157H240ZM263 158H264V157H263ZM18 159H17V160H18ZM93 159H94V158H93ZM99 159H100V158H99ZM99 159H98V162L101 160V159H100V160H99ZM119 159H121V157H120ZM119 159H118V160H119ZM129 159H130V158H129ZM129 159H128V160H125V161H126L125 163H126V164H129L128 166L126 165L128 168H131V165L133 164V162H132V164H131V161H132L133 159H131V161H129ZM165 159H166V158H165ZM191 159H192V165L190 164L191 166L189 165V166H187V167H190V168L193 167V168H192L191 171H190V169H186L187 172L183 169V170H184V173H187V174H188V172H192V171H194V173H196L195 176H197V170H198L197 168H198L199 166H201V167H200V169H201L202 166H203L204 164H203V165H202V164H198V162H197V164H196L195 162H193V161H194L193 158H191ZM205 159H206V158H205ZM205 159H204V160H205ZM236 159H237V157H236ZM236 159H235V160H236ZM251 159H252V158H251ZM27 160H28V161H27ZM37 160H36V161H37ZM77 160H78V158H77ZM77 160H73L72 163H73L74 161H77ZM87 160H90V159H87ZM156 160H158V159H156ZM156 160H155V161H156ZM189 160H190V158H189ZM189 160H188V161H189ZM202 160H203V159H202ZM202 160H201V161H202ZM224 160H225V159H224ZM230 160H231V159H230ZM253 160H254V159H253ZM255 160L257 161V160H259V159H255ZM260 160H261V159H260ZM5 161H6V160H5ZM20 161H19V164H20ZM46 161H47V160H46ZM69 161H70V163H69ZM82 161H83V160H82ZM105 161H104V168H105L106 166H107V167L109 166V164L105 163ZM112 161H110V159H109L108 163H110V162H112ZM127 161H128L129 163H127ZM162 161H163V160H162ZM162 161H161V162H162ZM169 161H170V160H169ZM206 161H207V160H206ZM231 161H233V159H232ZM251 161H252V160H251ZM263 161H264V160H263ZM263 161H262V162H263ZM26 162H25V163H26ZM78 162H79V161H78ZM88 162H89V161H88ZM91 162H92V161H91ZM101 162H102V161H101ZM101 162H99V163H101ZM117 162H118V161H117ZM153 162H154V161H153ZM170 162L172 163V161H170ZM173 162H174V161H173ZM207 162H208V161H207ZM224 162H225V161H224ZM252 162H253V161H252ZM2 163H3V162H2ZM2 163H1V164H2ZM22 163H23V162H22ZM35 163H34L33 165H35ZM85 163H86V162H85ZM89 163H90V162H89ZM102 163H103V162H102ZM123 163H124V162H123ZM181 163H182V162H181ZM194 163H195V164H194ZM214 163H215V162H214ZM216 163H217V162H216ZM225 163H226V162H225ZM263 163H264V162H263ZM3 164H4V163H3ZM5 164H6V162H5ZM5 164H4V165H5ZM17 164H18V163H17ZM57 164H59V165H58V166H59L58 168H57ZM74 164H77V165H78V163H73V166H72L73 169H74V166H75ZM79 164H80V163H79ZM90 164H91V163H90ZM90 164H89V165H90ZM105 164H107V165H105ZM154 164H156V163H154ZM258 164L261 165L260 162H259V163H258V162H255L254 166H255V167L257 166V168H259L260 166H259ZM4 165H3L2 168L7 167V166L4 167ZM13 165H14V164H13ZM71 165H72V164H71ZM81 165H82V164H81ZM85 165H86V164H85ZM85 165H84V166H85ZM135 165H136V164H135ZM152 165H153V164H152ZM156 165H157V164H156ZM159 165H160V164H159ZM196 165H199V166L197 167ZM207 165H208V164H207ZM210 165L212 166V165H213V162H212V164H210ZM219 165H220V164H219ZM226 165L228 166V164H226ZM230 165H231V164H230ZM233 165H234V163H233ZM246 165H248V163H247ZM262 165H263V164H262ZM14 166H16V165H14ZM62 166H61V167H62ZM79 166H80V165H79ZM86 166H87V165H86ZM100 166H101V165H100ZM110 166H111V165H110ZM129 166H130V167H129ZM173 166H174V168H173ZM173 166H172V172H173V171H174V172L176 171L175 174H173V175H176V173H177L178 171H177V170H173V169H177V167H179V166H178V164H177V166H176V165H173ZM194 166H196L195 168H196L197 170H195ZM204 166H206V165H204ZM214 166H215V164H214ZM258 166H259V167H258ZM12 167H13V166H12ZM17 167H19V166H16L15 169L19 170ZM21 167H22V165H21ZM30 167H31V166H29L28 169H30ZM42 167H41V168H42ZM75 167H76V166H75ZM80 167H81V166H80ZM88 167H89V166H88ZM88 167H87V168H88ZM111 167H112V166H111ZM111 167H110V168H111ZM127 167H124L123 169H125V168H127ZM133 167H134V166H133ZM133 167H132V168H133ZM142 167H143V166H142ZM175 167H176V168H175ZM206 167H208V166H206ZM216 167H217V166H216ZM219 167H220V166H219ZM221 167H223V165H221ZM224 167L226 168V166H224ZM230 167H231V166H230ZM232 167L234 168V166H232ZM237 167H238V166H237ZM245 167H246V166H245ZM252 167H253V165H252ZM27 168H26V169H27ZM33 168H34V166H33ZM33 168H31L32 171H33ZM37 168H38V167H37ZM37 168L35 169V171L37 170ZM70 168H71V167H70ZM77 168L79 169V167H77ZM77 168H76V172H77ZM82 168H83V167H82ZM82 168L79 169L78 171H79V172L82 171ZM89 168H90V167H89ZM98 168H99V167H98ZM104 168L101 166L99 169H96V171L98 170V172H99V170H101V172L104 171V173H103V172H102V173L99 172V173H101V174H100L101 176L99 175L100 178L102 177L103 174H104V176H106L105 173H106L107 171L105 172V170H106L107 168H106V169H104ZM110 168H109V169H110ZM117 168H119V167H117ZM128 168H127V171L129 170V171L131 172V174H132V172H134L133 170H135V168H136L135 175H140V176H141V175L143 174V173L140 174V172H141L142 170L145 172V169H140V171H139V169H138L139 173L137 174V173H136V172H137V167H135L133 170H132V169H128ZM138 168H139V167H138ZM145 168H149V167H145ZM154 168H155V166H154ZM182 168H183V167H182ZM214 168H215V167H214ZM217 168H218V167H217ZM235 168H236V167H235ZM250 168H251V167H250ZM5 169H6V168H5ZM67 169H68V168H66L65 170H67ZM91 169H93V167H92ZM94 169H95V168H94ZM94 169H93V170H94ZM111 169L113 170V168H111ZM111 169H110V170H111ZM114 169H115V168H114ZM119 169H120V171H121V169H122L121 166H120ZM119 169H118V170H119ZM123 169H122V170H123ZM159 169H160V168H159ZM200 169H199V170H200ZM203 169H206V168L203 167ZM222 169H224V168H222ZM229 169H230V168H229ZM229 169H228V171H229ZM236 169H237V168H236ZM2 170H3V169H2ZM9 170L13 172L14 169L11 170L10 168H8V171H9ZM17 170L14 171L13 173H10V171H9V173H10L11 175H12V174H13V175H15V174H19L20 171L18 172ZM21 170L23 171V168H21ZM38 170H39V168H38ZM38 170H37V171H38ZM40 170H41V169H40ZM40 170H39V171H40ZM61 170H63V169H61ZM61 170L59 169V170L57 171V172L60 171V172H59V175L56 173L57 176H59V177L61 176V174H60V173H61ZM65 170H64V171H65ZM71 170H72V169L67 170V171H71ZM89 170H90V169H89ZM112 170H111V171H112ZM118 170H117V172L119 173L120 171H118ZM146 170H147V169H146ZM148 170H149V169H148ZM153 170H154V169H153ZM188 170H189V171H188ZM206 170H207V169H206ZM211 170H212V169H211ZM217 170H218V169H217ZM219 170H220V169H219ZM224 170H226V169H224ZM224 170H223V172H224ZM232 170H233V169H232ZM251 170H252V169H251ZM261 170H262V169H261ZM5 171H6V170H5ZM39 171H38V172H39ZM41 171H42V170H41ZM43 171H44V172H43ZM43 171H42V173L45 174V171H47V170H43ZM64 171H63V172H64ZM72 171L74 172V170H72ZM87 171H88V170H87ZM90 171H91V170H90ZM113 171H114V170H113ZM195 171H196V172H195ZM212 171H214V170H212ZM233 171H234V170H233ZM16 172H17V173H16ZM49 172H50V174H49ZM49 172L47 171L46 173L49 174V175L46 174L45 176H46V177L49 176L50 178L53 176L54 178H52L51 180H53V181L56 182V183H55L56 185L54 184V186L57 187V185H58V186L60 185L59 187L62 188V186H64L63 183H66L65 180H66V181L68 180V179H67V176L64 175L66 179L63 177V181H62V176L60 177L61 179L59 180V177H56V174H55V173L53 174L52 170L49 171ZM51 172H52V173H51ZM63 172H62V174H63ZM82 172H83V171H82ZM121 172H123V171H121ZM121 172H120V173H121ZM174 172H173V173H174ZM206 172H207V171H206ZM214 172H216V171H214ZM214 172H213V175L216 176V174H214ZM221 172H222V171H221ZM221 172H220V173H221ZM234 172H235V171H234ZM234 172H231V173H233V175H234ZM4 173H5V172H4ZM6 173H8V172L6 171ZM6 173H5V174H6ZM26 173H27V172H26ZM32 173H34V171H33ZM40 173H41V172H40ZM40 173H39V174H40ZM67 173H68V172H67ZM77 173H78V172H77ZM87 173H88V172H87ZM123 173L126 175V172H125V171H124ZM123 173H121L122 176H123ZM147 173H150V171H149V172L147 171ZM147 173H144V174H146L145 176L148 175ZM157 173H158V174L161 173V174L158 175L157 178H156V179L158 180L157 182H161L160 179H159V176L162 175V172H160V173L157 172ZM157 173H156V174H157ZM178 173H179V172H178ZM178 173H177V174H178ZM192 173H193V172H192ZM194 173H193V175H194ZM198 173L200 174V172H198ZM202 173H203V172H202ZM204 173H205V172H204ZM217 173H218V172H217ZM220 173H218V174H220ZM225 173H227V171H226ZM229 173H230V172H229ZM10 174H9V176H11ZM71 174H72V173H71ZM79 174H80V176H81V173H79ZM83 174H84V173H83ZM96 174H98V173H96ZM133 174H134V173H133ZM133 174H132V175H133ZM190 174H191V173H190ZM241 174H242V173H241ZM41 175H43V174H40V176H41ZM50 175H51V176H50ZM76 175H77V174H76ZM76 175L73 174L72 178L70 177V179H71V180L73 179V181H70V182L67 181V182H69V183H67V184H71V183H72L73 186H74V184L76 185V180H74V178L76 177ZM87 175H88V174H87ZM87 175H86V176H87ZM91 175L94 176V173L91 174ZM135 175H133V176H135ZM169 175H172L171 172H170ZM173 175H172V176H173ZM193 175L191 174V176H193ZM201 175H202V174H201ZM208 175H209V174H208ZM210 175H211V172H210ZM213 175H211V176H213ZM220 175H221V174H220ZM4 176H8V175H4ZM33 176H34V175H33ZM119 176H120V175H119ZM130 176H131V175H130ZM130 176L128 175V179L131 178ZM140 176H138V177L141 178V177L143 176V178H144V175H142L141 177H140ZM148 176H149V175H148ZM177 176L180 177V174H178ZM181 176H182V175H181ZM222 176H224V175H222ZM12 177H13V176H12ZM12 177H9V178L12 179L11 181H10L9 178H8L9 180H8V179H5V182H7V183H5V184L9 185V186L7 187V186H5V184H4L5 188L3 187V184H2V183L4 182V180L1 179L0 181H2V180H3V181L1 182L2 185L0 184V185L2 186V187H0V188H1V189H3V188L6 189V187H7L8 190H9V187H10V186L14 188L15 186H14L13 184H12V185H10V184L13 183L12 181H13V179H15L16 177H15V176H14V178H12ZM43 177H44V176H43ZM46 177H45V178H46ZM107 177H108V176H107ZM123 177H124V176H123ZM175 177H176V176H175ZM186 177H187V175H186ZM189 177H190V176H189ZM197 177H198V176H197ZM199 177H200V176H199ZM199 177H198V178L193 177V178H195L194 180H197V181H198V180H199ZM208 177H209V176H208ZM220 177H221V176H220ZM220 177H219V179H220ZM231 177H232V175H231ZM234 177H236V176L234 175ZM245 177H246V176H245ZM245 177H244V178H245ZM3 178H7V177H3ZM89 178H90V176H89ZM91 178H92V181H93V177H91ZM94 178H95V177H94ZM102 178H103V177H102ZM132 178H133V179H130V181H131V180H133V181L135 180L134 177H132ZM136 178H137V177H136ZM143 178H142V179H143ZM146 178H147V177H146ZM148 178H149V177H148ZM160 178L162 179V178H164V177L161 176ZM177 178H178V177H176V179H177ZM180 178H182V177H180ZM184 178H185V177L183 176L182 179L188 183V181L185 180ZM191 178H192V177H191ZM201 178H202V176L200 177V182H201ZM204 178H205V177H204ZM209 178H210V177H209ZM209 178H206L205 180H207V179H209ZM212 178H213V177H212ZM215 178H216V177H215ZM225 178H226V177H225ZM229 178H230V177H229ZM247 178H248V177H247ZM18 179H19V178H18ZM18 179H17V180H18ZM64 179H65V180H64ZM121 179H123V178L121 177ZM182 179H181V180H182ZM186 179H187V178H186ZM213 179H214V178H213ZM234 179H235V178H234ZM6 180H7V181H6ZM45 180H47V179H45ZM56 180H58L59 182L56 181ZM85 180H86V178H85ZM98 180H99V178H98ZM106 180H107V179H106ZM140 180H141V179H140ZM162 180H163V179H162ZM181 180H179V181H181ZM190 180H191V179H190ZM202 180H203V179H202ZM216 180H217V179H216ZM231 180H232V178H231ZM254 180H255V179H254ZM28 181H29V180H28ZM31 181H32V180H31ZM60 181H61V182H60ZM81 181H82V180H81ZM94 181H95V180H94ZM112 181H113V180H112ZM130 181H128L129 183H128V182H127V183L125 182L126 185H127V184H132V185L135 184V183H133V182L131 183ZM142 181H143V180H142ZM146 181H147V180H146ZM146 181H145V182H146ZM163 181H166V179H164ZM163 181H162V182H163ZM177 181H178V179H177ZM184 181H183V182H184ZM192 181H193V180H192ZM214 181H215V180H214ZM223 181H225V180L223 179ZM233 181H234V180H233ZM240 181H241V180H240ZM8 182H9L10 184H9ZM29 182H30V181H29ZM42 182H43V181H42ZM50 182H52V181H50ZM57 182H58V184H57ZM87 182H88V178H87V181L85 182V184H83V183H84L83 181H82L81 184H83L84 186H85V185L87 186V184H88ZM89 182H91V179L89 180ZM113 182H114V181H113ZM113 182H112V183H113ZM134 182H136V181H134ZM143 182H144V181H143ZM145 182H144V184H143V183L141 184V183L138 181V183H140V184L142 185V186H141V185L139 184V187H140V188H141V187H144V186L147 187V186L150 184V183H145ZM148 182H149V180H148ZM162 182H161V183H162ZM193 182H195V181H193ZM193 182H192V184H193ZM200 182L198 181V182H196V183H197V184L199 183V184L201 185L202 183H200ZM212 182H213V181L211 180V182H210V188H208L209 186L207 187V188L210 189V190H212L211 188L215 189V188L212 186L213 184H211ZM227 182H228V181H227ZM35 183H36V182H35ZM45 183H46V182H45ZM47 183H48V181H47ZM47 183H46V184H47ZM53 183H54V182H53ZM59 183H62V184H59ZM86 183H87V184H86ZM91 183H92V182H91ZM94 183H95V182H94ZM94 183H93V184H94ZM102 183H105V184H101V186L104 185L103 187L99 186V187H101V188L98 187L100 190H103L102 188H105V186H106V187L108 186V185H106V181H105V182H102ZM109 183H110V180H109ZM109 183H108V184H109ZM112 183H111V184H112ZM117 183H118V182H117ZM119 183H120V182H119ZM121 183H122V182H121ZM165 183H166V182H165ZM168 183H170V182H168ZM168 183H167V184H168ZM180 183H182V181H181ZM190 183H191V182H190ZM207 183H208V182H207ZM221 183H222V182H221ZM238 183H239V182H238ZM249 183H250V182H249ZM72 184H71V185H67L68 188H69V187H72ZM115 184H116V183H115ZM123 184H124V183H123ZM145 184H146V185H145ZM162 184H163V183H162ZM167 184H165V186H166ZM172 184H173V183H172ZM172 184H171V185H172ZM174 184H175V183H174ZM177 184H178V183H177ZM194 184H195V183H194ZM223 184H224V183H223ZM239 184H240V183H239ZM254 184H255V183H254ZM257 184H258V183H257ZM30 185H33V183L30 182ZM51 185H52V184H51ZM61 185H62V186H61ZM83 185H82L81 187H78L79 185H78V186L76 185V186L74 187V189L76 190L77 188H79V189L76 190V191L78 192V190H81V188L83 187ZM112 185H114V184H112ZM112 185H110V187L108 186V187H109V191H110V193H109V191L107 190L108 187L105 188V190L108 191V195H107V193H106L105 191H103L104 193L102 194V192H101L99 189L97 190V187L94 186V185H92V184H91V186L88 185V186H90L91 189L87 188V189H89V190H86L84 187H83L82 189H84L85 193H87L88 191H91V190H92V187H95L96 189H95V188H94V189H95L96 191L93 190L94 193H96V192H97V194L99 193L98 195L96 194L95 196H99V197H102V196H103V197H105V196L107 195V197H105V199H107L108 197H109L108 199H111V198H110V194L112 195V191H111V190L115 191V189H116V188L112 187ZM121 185H122V184H121ZM121 185H120V186H121ZM137 185H138V184H137ZM180 185H182V184H180ZM180 185L178 184V186H180ZM203 185H204V184H203ZM206 185H207V184H205L204 187H206ZM33 186H34V185H33ZM38 186L40 187V185H38ZM54 186H53V188H55ZM88 186H87V187H88ZM118 186H119V185H118ZM124 186H125V185H124ZM127 186L129 187V185H127ZM135 186H136V184H135ZM135 186L133 187L134 190H133V189L131 188V186H130L129 189H130V192H131V194H132L133 196L128 195V197H131V198L133 197V198H136V199H137L138 196H140V199H138V202H139V200H140L139 203L141 204V202H142L141 199H142L143 197H144V199H142V200H145V201H146V197L148 198V193H149V192L147 193V191H148L147 189H149V188L151 189V187H147V188L144 187V188H145V192H146V194H147L146 196H144V195L142 194V191H140V190H143V189H140V190H139V195L136 194V191H135V190H137V193H138V189H139V187L136 186V187H137V189H136ZM149 186H150V185H149ZM163 186H164V184H163ZM163 186H160V187L165 188V187H163ZM169 186H170V185H169ZM178 186H176V187H177V188H180V187H178ZM184 186H185V182H184ZM224 186H225V185H224ZM242 186H243V184H242ZM251 186H252V184H251ZM251 186H250V187H251ZM22 187H23V186H22ZM47 187H48V186H47ZM47 187H45V188H47ZM51 187H52V186H51ZM59 187H58V188H59ZM111 187L114 188V189H112ZM115 187H117V185H115ZM192 187H193V186H192ZM192 187H189V188L187 187V189H189V191H190V190L192 189ZM218 187H219V186H218ZM233 187H234V186H233ZM13 188H12V189L10 188V190H12L13 192H18V191H14ZM15 188H16V187H15ZM31 188H32V187H31ZM33 188H34V187H33ZM45 188H44V190H45ZM53 188H50V189H53ZM64 188H65V189H64V192H65V190L68 189V188H66L65 186H64ZM117 188H118V187H117ZM162 188H161V189H162ZM167 188H168V185H167ZM182 188H185V187H182ZM182 188H180V190H181V193H183V196L181 197V195H180V197H181L180 200H182V198L184 197V191H182V190H183ZM190 188H191V189H190ZM193 188H194V187H193ZM202 188H203V187H202ZM207 188H206V189H207ZM223 188H224V187H223ZM227 188H228V187H227ZM1 189H0V190H1ZM7 189L4 190V191L7 192ZM18 189H19V192L22 191V192H21V193H22L21 196L19 195L20 197H22V195L26 194V193H23V189H21V188H18ZM27 189H28V188H27ZM27 189H26V190H27ZM39 189H40V188H39ZM55 189H56V188H55ZM59 189H60V188H59ZM71 189H72V188H71ZM71 189L69 188L68 190L71 191ZM74 189H72L73 192H75ZM131 189L133 190V192L135 191L134 194L136 195V197H134V194L132 193ZM168 189H169V188H168ZM185 189H186V188H185ZM229 189H230V188H229ZM229 189H228V191H229ZM251 189H252V188H251ZM30 190H31V189H30ZM30 190H29V191H30ZM33 190H34V193L37 194V193L35 192L36 189L34 188ZM41 190H43V189L41 188ZM44 190H43V191L38 190V191H39V192H42L43 194H45V193H44ZM166 190H167V189H166ZM166 190H165V192H166ZM173 190H175L174 187H173ZM173 190H171V192H172ZM177 190H179V189H177ZM204 190H205V189H204ZM218 190H220V187L218 188ZM221 190H222V191H225V190H223L222 188H221ZM221 190H220V191H221ZM12 191H11V194H12ZM36 191H37V190H36ZM38 191H37V192H38ZM51 191H52V190H51ZM53 191H55V190L53 189ZM53 191H52V192H53ZM84 191H83V192H84ZM98 191H99V192H98ZM116 191H117V190H116ZM162 191L164 192V190H162ZM162 191H161V192H162ZM187 191H188V190H187ZM206 191H207V190H205V193H206ZM213 191H215V190H213ZM230 191H231V190H230ZM230 191H229V192H230ZM1 192L3 193V190H1ZM1 192H0V196H1V194H2ZM24 192H25V188H24ZM26 192H27V191H26ZM71 192H72V191H71ZM73 192H72V193H73ZM91 192H92V191H91ZM100 192H101V193H100ZM117 192H118V191H117ZM117 192H115L114 195L117 196V198H118L119 200H120L119 195L121 196L122 194H124V195H122L123 197L121 196L123 199H121L122 201L120 202V204H121L122 202H124V201H126V202H125V204H126V203H129V201H132V202H133V200H135V199H133V200L130 199V200H129L128 197H127L128 200H126L127 198H126L125 196H126L127 193L118 192V193H122V194H119V195H118ZM165 192H164V194L161 193V194L159 195V196H161V199H163V200H159V198H157L158 196L155 197V199L157 198L156 202H157L158 200H159V202L162 201V203H166L167 201H169L170 203H169V204H166V205H167V206H168V205L171 206V205H172L171 203H172L174 200H173V198H171V197H169L168 199L171 198V200H173V201L167 200V196H170L171 193H170V191H168V195H167V193H165ZM175 192H176V191H174V193H175ZM209 192H210V191H209ZM209 192H208V193H209ZM237 192H240V191L237 190ZM47 193H48V191H47ZM62 193H63V192H62ZM65 193H66V192H65ZM65 193H63V195H64ZM67 193H68V192H67ZM69 193H70V192H69ZM85 193H84V194H85ZM143 193H144V192H143ZM169 193H170V194H169ZM178 193H179V192H178ZM187 193H188V192H187ZM187 193H185V194H187ZM208 193H206V194L209 195L210 193H209V194H208ZM217 193H218V192H217ZM219 193L222 194L221 192H219ZM225 193H226V192H224V194H225ZM251 193H253V192L251 191ZM3 194L5 195V193H3ZM30 194H32V193H30ZM30 194H29V196H30ZM40 194H41V193H39V195H40ZM43 194H41V195H43ZM49 194H50V193H49ZM53 194H57V193L54 192ZM79 194H81V193H79ZM79 194H76V196H75L74 193H73V194L70 193V195H73V197H76V199L79 201V202H78V201H77L76 199H74V198L71 199V202H74V204H76V205L73 204L75 209L78 208V205H79V207L82 206V205L79 204V203H80V200H81V199L78 198V195H79ZM84 194H81V196H84V198H87L86 195H88V194L90 195L91 193L88 192L87 194H85V195H84ZM101 194H102V195H101ZM105 194H106V195H105ZM149 194H150V193H149ZM162 194H163V196L166 195V196H165L166 199L163 198ZM203 194H204V193H203ZM211 194H212V193H211ZM228 194H230V193L227 192V195H228ZM241 194H242V193H241ZM13 195H15V194H13ZM16 195H17V194H16ZM41 195H40V196H41ZM61 195H62V194H61ZM66 195L68 196V194H66ZM92 195H93V194H91L90 196H88V198H89V199H88V203L90 202V197H91ZM104 195H105V196H104ZM137 195H138V196H137ZM142 195H143V196H142ZM172 195H173V194H172ZM172 195H171V196H172ZM174 195H175V194H174ZM176 195H177V194H176ZM188 195H189V194H188ZM204 195H205V194H204ZM204 195H202V196H204ZM230 195L232 196V194H230ZM2 196H3V195H2ZM2 196H1V197H2ZM6 196H7V193H6ZM25 196H26V195H25ZM27 196H28V194H27ZM27 196H26V197H27ZM32 196L35 197V195H31L30 197H32ZM141 196H142V197H141ZM202 196H201V197H202ZM213 196L215 197V193H213ZM224 196H225V195H224ZM239 196H240V195H239ZM3 197H4V196H3ZM3 197H2V198H3ZM17 197H18V196H17ZM20 197H19V198H20ZM36 197H37V196H36ZM41 197H43V196H41ZM50 197H51V196H50ZM60 197H61V200H62V196H60ZM64 197H65V196H63V198H64ZM79 197H80V195H79ZM180 197H178V199H179ZM186 197H187V196H186ZM189 197H190V195H189ZM214 197H212V198H214ZM221 197H222V196H221ZM227 197H228V196H227ZM227 197H226V198H227ZM229 197H230V196H229ZM229 197H228V198H229ZM235 197H236V196H234V198H235ZM250 197H251V195H250ZM250 197H249V198H250ZM5 198H6V197H5ZM7 198H11V196L9 195V197H7ZM13 198H14V197H13ZM13 198H11V199H13ZM24 198H25V197H24ZM27 198H29V197H27ZM37 198H38V197H37ZM39 198H40V197H39ZM54 198H55V197H54ZM56 198H57V197H56ZM71 198H72V197H71ZM174 198H175V197H174ZM208 198L210 199L211 197H208ZM219 198H220V196H218V198L216 197L215 199L217 200V199H219ZM228 198H227V199H228ZM15 199H16V198H15ZM15 199H14V200H15ZM40 199H41V198H40ZM47 199H49V198H47ZM51 199L53 200L52 197H51ZM94 199H95V198H94ZM98 199H99V198H98ZM100 199H101V198H100ZM100 199H99V201H97V202H99V203L96 202V204H98V206H99V204H100V201H102V200H100ZM124 199H125V200H124ZM184 199H185V198H184ZM187 199H189V198H187ZM201 199H202V198H201ZM204 199H205V198H204ZM204 199H203V201H204ZM215 199H214V201H215ZM224 199H225V198H224ZM250 199H251V198H250ZM0 200H1V199H0ZM5 200H6V199H5ZM8 200H9V199H7L6 201H8ZM18 200H19V199H18ZM44 200H45V199H44ZM49 200H50V199H49ZM66 200H68L67 202H70V199H68V197L66 198ZM72 200H74V201H72ZM85 200H87V199H85ZM91 200H92V199H91ZM96 200H97V199H96ZM96 200H95V201H96ZM123 200H124V201H123ZM164 200H165V202H163ZM166 200H167V201H166ZM176 200H177V199H176ZM176 200H175V202H176ZM190 200H191V199H190ZM234 200H235V199H234ZM237 200H238V199H237ZM1 201H2V203H3L4 205H2ZM1 201H0L1 205H2L4 208H6L5 206L8 204L9 201L7 202V204H6V201H5V203L3 202L4 200H1ZM76 201H77V202H76ZM115 201H116V200H115ZM117 201H118V200H117ZM117 201H116V202H117ZM127 201H128V202H127ZM135 201H136V200H135ZM153 201H154V200H153ZM183 201H184V200H183ZM188 201H189V200H188ZM214 201H212V202H214ZM238 201H239V200H238ZM45 202H46V200H45ZM57 202H58V201H57ZM64 202H65V201H64ZM64 202L62 203V202L60 201V202H58V203H62V204H64ZM67 202H66V205L64 204L65 206L68 207L69 205H72V204H69V203H68V205H67ZM81 202H82V201H81ZM107 202H108V201H107ZM107 202H106V206H107ZM138 202H137V201L134 202L133 205L137 204ZM148 202H149V199H148L147 203H148ZM178 202H179V201H178ZM178 202H177V203H178ZM191 202H192V201H191ZM235 202H236V201H235ZM249 202H250V201H249ZM249 202H248V203H249ZM11 203H12V202H11ZM37 203L40 204V207H41L42 205H44V203L41 205L40 201L37 202ZM54 203H55V202H54ZM58 203H57V204H58ZM83 203H84V204L86 203V205H87L86 210H87L89 204L87 203V201L85 202L84 200H83ZM94 203H95V202H94ZM101 203H102V202H101ZM103 203H104V202H103ZM111 203H112V201H111ZM139 203H138V204H139ZM144 203H145V204H144ZM144 203L142 204V206H135V207H138V208H135L133 205H132V206H133L134 208L131 207V202L129 203V205H125V204L123 203V205H125L126 207L123 206V205L121 204L122 207H125V208L127 209V211H128V209H129V212H130L131 210L133 211V209H135V210H134L135 212L138 211V212H137V213H138L137 215H135V212H133V214H134L135 216H134V217L131 216V217H132V220H131L130 217L128 218V215H127L125 221H126V222L135 221L136 218H138L139 213L142 212V211H139V209L145 211V209L140 208V207H143V208H144V207L146 206V202H144ZM167 203H168V202H167ZM182 203H183V202L181 201V203L179 202L178 204L180 205V204H182ZM185 203H186V202H184L183 207L185 206ZM192 203H193V202H192ZM210 203H211V202H210ZM210 203H209V205H210ZM236 203H237V202H236ZM250 203H251V202H250ZM35 204H36V203H35ZM50 204H51V203H50ZM50 204H48V202H47V203L45 204V206H46V205H50ZM57 204H56V205H57ZM77 204H78V205H77ZM96 204H95V205H96ZM109 204H110V203H109ZM118 204H119V202H118ZM120 204H119V205H120ZM157 204H158V202H157ZM159 204H161V202H160ZM237 204H238V203H237ZM237 204H235V207L237 206V208H238V206H239V208H240L239 210H240V211H238V213H239V215H241L240 213L243 212V211L241 212V209H242V208L240 207L239 204H238V205H237ZM251 204H252V203H251ZM251 204H250V205H251ZM254 204H256V203H254ZM260 204H261V203H260ZM22 205H23V204H22ZM25 205H26V204H25ZM31 205H33V204L30 203V206H31ZM52 205H53V204H51V205L49 206L50 209L53 207ZM59 205H61V204H59ZM64 205H63V206H64ZM73 205H72V206H73ZM86 205H83L82 207H84V206H86ZM101 205H102V204H101ZM114 205H116V203H114ZM119 205H118V206H119ZM150 205H151V204H150ZM161 205H162V204H161ZM174 205H175V203H174ZM186 205H187V203H186ZM192 205H194V204H192ZM212 205H214V203H213ZM215 205H216V204H215ZM242 205H243V204H242ZM252 205H253V204H252ZM257 205H258V203H257ZM9 206H11L10 203L7 205V207L9 208ZM12 206H13V204H12ZM30 206H29V208H30ZM37 206L39 207V205H37ZM63 206L61 205V207H62L61 209H64ZM75 206H77V207H75ZM108 206H110V205H108ZM111 206H112V205H111ZM111 206H110V207H111ZM127 206H130L131 208H127ZM169 206H168V207H169ZM190 206H191V205H190ZM244 206H245V205H244ZM15 207H16V206H14L12 209L15 210V209H14ZM19 207H20V206H19ZM55 207L57 208V207H60V206H55V205H54V208H55ZM70 207H71V206H70ZM102 207H103V206H102ZM110 207H108V209H109ZM164 207H166V206L164 205V206L162 207V210L165 209ZM178 207H179V206H178ZM178 207L176 206L175 210H177ZM186 207H187V206H186ZM193 207L195 208L196 206H193ZM200 207H201V206H200ZM203 207H204V206H203ZM247 207H248V206H247ZM17 208H18V207H17ZM23 208H25V207H23ZM35 208H36V205H35ZM43 208H44V207H43ZM47 208H48V207H47ZM47 208H45V210H46ZM74 208H72V209L74 210ZM98 208L101 209L100 206H99ZM98 208H97V206H96V209H95L96 212H97V211H100V212H101V210H103V209L98 210ZM117 208H118V210H119V209L121 208V206L115 208L114 211H117L116 213H118ZM145 208H146V207H145ZM147 208H148V206H147ZM147 208H146V209H147ZM166 208H167V207H166ZM172 208H174V206H173ZM191 208H192V207H191ZM216 208H218V207H216ZM244 208H246V206H245ZM248 208H249V207H248ZM32 209H33V206H32ZM36 209H37V208H36ZM48 209H49V208H48ZM52 209H53V208H52ZM58 209H59V208H58ZM61 209H60V211L63 212L66 208H65L64 210H61ZM69 209H70V208H69ZM72 209H70V211H72ZM82 209H83V211L85 212V208H82ZM82 209L80 208L79 210H82ZM89 209H90L89 211H91V207H90V206H89ZM111 209H112V207H111ZM130 209H131V210H130ZM136 209H137V210H136ZM167 209H169V208H167ZM167 209H165V210H167ZM180 209H181V211H182V213H183V210H184V209H182V208H180ZM180 209L177 210L178 212L175 211V212H176V213H175L176 215H177V214H180V215L182 214V213L179 212ZM197 209H198V207H197ZM200 209H201V208H200ZM252 209H253V208H252ZM252 209H250L249 212H250V211H254V209H253V210H252ZM2 210H3V209H2ZM6 210H7V209H6ZM28 210H29V209H27L26 211L29 212ZM54 210H56V209H53V216L55 215L54 213L57 212V211L54 212ZM79 210H78V211H79ZM104 210H105V209H104ZM123 210H124V209H123ZM148 210L151 211L152 209H151V210L148 209ZM162 210H161V211L158 210V211L161 212V215H162L163 212H164V211L162 212ZM173 210H174V209H173ZM173 210H172V211H173ZM186 210H187V209H186ZM186 210H185V211H186ZM194 210H195V209H194ZM201 210H202V209H201ZM203 210H205V209H203ZM203 210H202V212H204ZM0 211H1V210H0ZM17 211H18V210H17ZM20 211H21V210L19 209L18 212H20ZM26 211H25V212L21 211V213H25V215L28 216V214H26ZM41 211H42V209H41ZM43 211H44V210H43ZM43 211H42V212H43ZM48 211H49V210H48ZM70 211H69V213H71ZM83 211H81V212H82L81 214H83ZM95 211L92 210V212H94V213H95ZM109 211H112V212H113V209H112V210L109 209ZM127 211H124L125 214H124V212L122 211V215L120 214V213H121V212H120L119 214H120L121 216H119L118 214H117V216H116V214H113V215H115V216H114L115 218L118 217V219H119V218L121 217V219H122V216H123V215L126 216V214H129V212H127ZM132 211H131V213H132ZM144 211L142 212V214L144 213ZM149 211H147V212H149ZM158 211L156 212L155 215L160 214V212H158ZM208 211H209V210H208ZM255 211H256V210H255ZM257 211H258V210H257ZM3 212H4V210H3ZM7 212H8V210H7L4 214H6ZM31 212H33V210H31ZM31 212H30V213H31ZM34 212H35V211H34ZM34 212H33V214H34ZM37 212H38V211H37ZM50 212H51V210H50ZM58 212H59V210H58ZM73 212H74V211H72V214H73ZM76 212H77V209H76ZM92 212H91V213H89V212L86 213V212H85V213H86V214H91L92 216H95L96 214H98V216H101V215H99V214H101V213H95V214L93 213V214H92ZM112 212H111L110 214H112ZM165 212H166V211H165ZM165 212H164V213H165ZM169 212H170V214H171V211H168V213H169ZM195 212H196V211H195ZM206 212H207V210H206ZM218 212H219V211H218ZM234 212H235V211H234ZM246 212H247V211H246ZM39 213H40V212H39ZM43 213H44V212H43ZM65 213H67L68 216H70V217L72 218V216H71L72 214L70 215V214L68 213V208H67V212H65ZM77 213H78V212H77ZM77 213H76V215H77ZM79 213H80V211H79ZM108 213H109V212H108ZM113 213H114V212H113ZM149 213H150V212H149ZM154 213H155V212H153V214H154ZM157 213H158V214H157ZM173 213H174V212H173ZM208 213L211 214L210 212H207V214H208ZM0 214H2V212H1ZM9 214L11 215V213L8 212V216H10ZM15 214H16V213H15ZM37 214H38V213H37ZM37 214H36V215H37ZM40 214H41V213H40ZM49 214H52V213H49V212H48V215H49ZM60 214H62V213H60ZM67 214H66V217H67ZM86 214H85V216H84V215H83V216H84V217H89V215L86 216ZM133 214H130V215H133ZM142 214H140V216H142V219H143V220H144L145 218H147L148 221H151V222L153 221V219L149 220L150 217H151L153 214L148 215V216H150V217H147V216H145V215L147 214L146 211H145L144 218H143V215H142ZM199 214H200V213H199ZM201 214H202V216H203V213H201ZM209 214H208V215H209ZM218 214H219V213H218ZM12 215L14 216L13 213H12ZM16 215H17V214H16ZM16 215H15V216H16ZM25 215H24V216H25ZM42 215H43V216H42ZM56 215H57V213H56ZM62 215H63V214H62ZM78 215H80V214H78ZM78 215H77V216H78ZM91 215H90V217H89L90 219L88 218L89 221L92 219V218H91ZM167 215H168V214H167ZM172 215H173V214H172ZM204 215L206 216V213H205V212H204ZM221 215H222V212L220 213L219 216L217 215V217L215 216L214 218H216V219H217V218H221V219H222L223 216H224V217L226 216L225 214H223V216H221ZM233 215H235V214L233 213ZM2 216H3V215H2ZM2 216H1V217H2ZM4 216H5V215H4ZM6 216H7V215H6ZM6 216H5V217H6ZM17 216H18V215H17ZM17 216H16V218H20V216H19V217H17ZM24 216H23V214H22V218H24ZM26 216H25V218H26ZM29 216L31 217V214H30ZM34 216H35V215H34ZM39 216H40V215H39ZM41 216H42V217H47V216H44V214H41ZM50 216H51V215H50ZM50 216H49V218H50ZM53 216H52V218H53ZM58 216H59V215H58ZM64 216H65V215H64ZM77 216H76V218H78ZM83 216H81V217L83 218ZM98 216H97V217L95 216V219H96V218H98V219L101 218V217L99 218ZM136 216H137V217H136ZM140 216H139V218H140ZM165 216H166V215H165ZM165 216H163V217H165ZM170 216H171V215H170ZM170 216H168V218H169ZM173 216H174V215H173ZM173 216H172L171 218H173ZM177 216L179 217V219L177 220V219H176L177 217H176V218H175V219H176L175 221H173L174 219L172 220L173 222H176V221L179 222L181 216H179V215H177ZM199 216H201V215H199ZM202 216H201V217H202ZM205 216H203V218H204ZM220 216H221V217H220ZM81 217H80V218H81ZM110 217H113V216H110ZM135 217H136V218H135ZM153 217H154V216H153ZM161 217H162V216H161ZM163 217H162V219L165 220V218H163ZM174 217H175V216H174ZM201 217H200V218H201ZM211 217H213V214L211 215ZM241 217H242V216H241ZM249 217H250V216H249ZM22 218H20V220H21ZM35 218H37V216H35ZM35 218H33V219H35ZM47 218H48V217H47ZM47 218H45V219H47ZM49 218H48V220H50ZM56 218H57V216H56L55 219L52 221V222H54L53 224H56V223H57L56 221H57L58 219L56 220ZM58 218H59V217H58ZM71 218H70V219H71ZM82 218H81V219H82ZM115 218H114V219H115ZM133 218H134L135 220H133ZM139 218H138V219H139ZM148 218H149V219H148ZM155 218H156V217H155ZM155 218H154V219H155ZM157 218H158V217H157ZM157 218L155 219L156 221H153V222L158 223L159 220L157 221ZM159 218H160V216H159ZM171 218H170V219H171ZM206 218H207V217H206ZM209 218H210V217H209ZM209 218H208V219H209ZM226 218H227V216H226ZM228 218H229V217H228ZM234 218H235V217H232V218H231L232 220L230 219V222H231V223H235V221H233V220H235ZM243 218H244V217H243ZM1 219H3V218H1ZM4 219H5V218H4ZM6 219H7V218H6ZM30 219H31V218H30ZM30 219H29V222L26 221V224H23V225H26V226L29 225V226H30L32 223H35V225H38V226H39L40 223H39V224H37L38 222H32V223H31ZM42 219H43V218H42ZM62 219H63V218H62ZM67 219H68V218H67ZM93 219H94V217H93ZM98 219L96 220V222L98 221ZM110 219H111V218H110ZM118 219H115V220L118 221ZM123 219H125V218H123ZM123 219H122V220H123ZM127 219H129V220L127 221ZM140 219H141V218H140ZM140 219H139V220H140ZM162 219H161V221H162ZM166 219H167V217H166ZM181 219H182V218H181ZM216 219H215V220H216ZM18 220H19V219H18ZM22 220H24V219H22ZM37 220L39 221V218H38ZM43 220H44V219H43ZM64 220H65V218H64ZM71 220L74 221V219H71ZM78 220H80V219H78ZM112 220H113V218L111 219V221H112ZM122 220H119V221H122ZM139 220H138V221H139ZM167 220H168V219H167ZM198 220H199V219H198ZM210 220H211V219H210ZM210 220H209V221H210ZM3 221H4V220H3ZM5 221H6V222H5ZM5 221H4V223H3L4 226H5V224H7V226H8V224H9V225L12 227L11 230L17 231V230L14 229L15 226H13V224H12V225L10 224V222H9L10 219H9L8 221H7V220H5ZM24 221H25V220H24ZM35 221H36V220H35ZM45 221H46V220H45ZM45 221H43V226H42L43 228H44V226H45L46 223H49V225L51 224V222H50L51 220H50V221H47V222H45ZM58 221H59V220H58ZM76 221H77V219H76ZM83 221H86V219L83 220ZM83 221H82V222H83ZM87 221H88V220H87ZM92 221H94V220H92ZM92 221H90V222L92 223ZM100 221H101V220H100ZM119 221L117 222L118 224H119ZM123 221H124V220H123ZM123 221H122V222H123ZM138 221H137V222H138ZM140 221H141V220H140ZM148 221H147V222L145 221V224H146V223L148 224ZM172 221H171V222H172ZM180 221L183 223L182 220H180ZM209 221H207V222H209ZM211 221H212V220H211ZM223 221H224V220H223ZM223 221H222V222H223ZM19 222H20V221H19ZM22 222H23V221H22ZM39 222H41V224H42V220H41V219H40ZM70 222H71V221H70ZM78 222L81 223L80 221H78ZM96 222H93V223H96ZM162 222H164V221H162ZM166 222H168V221H166ZM166 222H165L164 225L167 224ZM171 222H169V223H171ZM218 222H219V220H218ZM218 222H217V223H218ZM220 222H221V221H220ZM222 222L219 223L220 226H221ZM255 222H256V221H255ZM11 223H12V222H11ZM23 223H25V222H23ZM27 223H29V224H27ZM44 223H45V224H44ZM59 223H60V221H59L56 225H58V226H57L58 228H61L62 225L64 224V222H63V224H61V225H59ZM66 223H67V222H66ZM74 223H76V222L74 221ZM74 223H73V224H74ZM79 223H76V224L74 225L75 227H73V228L77 229V226H76V225H77V224L80 225ZM97 223L101 224V222H97ZM113 223H115V222L113 221L112 224H113ZM117 223H115V225H113L115 228L118 226V225L116 226ZM140 223H142V221H141ZM143 223H144V222H143ZM156 223H154V224H156ZM159 223H161V222H159ZM169 223H168V224H169ZM179 223H180V222H179ZM182 223H181V224H182ZM210 223H211V222H210ZM213 223H214V222H213ZM226 223H228V222L226 221ZM226 223H224V224L226 225ZM83 224H84V223H83ZM103 224H104V223H103ZM122 224L124 225V223H122ZM126 224H130V223H126ZM135 224H136V222H135ZM135 224H134V225H135ZM145 224H144V227L146 226ZM152 224H153V223H152ZM154 224H153L152 226H154ZM162 224H163V223H162ZM172 224H173V223H172ZM224 224H223V225H224ZM239 224H240V223H239ZM56 225H54L55 228H54L52 225H51V227H53V229H56V228H57ZM67 225H68V224H67ZM81 225H82V223H81ZM84 225H85V224H84ZM86 225H87V224H86ZM89 225H90V223H89ZM92 225H93V224H92ZM120 225H121V223H120ZM132 225H133V223H132ZM134 225H133V226H134ZM136 225H137V224H136ZM148 225H150V224H148ZM156 225H157V224H156ZM176 225H177V224H176ZM179 225H180V224H179ZM210 225H211V224H210ZM215 225H217V224H215ZM223 225H222V226H223ZM233 225L235 226V224H232V226H233ZM243 225H244V224H243ZM249 225H251V224H249ZM0 226H1V225H0ZM59 226H61V227H59ZM65 226H66V225H65ZM65 226H64L63 228H65ZM68 226H69V225H68ZM72 226H73V225H72ZM99 226H100V225H99ZM126 226H127V225H126ZM150 226H151V225H150ZM150 226H148V227H150ZM160 226H162V225L160 224ZM169 226H170V225H169ZM169 226H165V227H169ZM183 226H184V225H183ZM245 226H246V225H245ZM247 226H248V225H247ZM1 227H2V226H1ZM23 227L26 228L25 226H23ZM36 227H37V226H36ZM42 227H40V228H42ZM49 227H50V226H49ZM51 227H50V228H51ZM69 227H70V226H69ZM78 227H79V226H78ZM91 227H92V226H91ZM95 227H96V226H95ZM119 227H120V226H119ZM129 227H131V226H129ZM137 227H138V226H137ZM180 227H181V226H180ZM214 227H215V226H214ZM216 227H219V226H216ZM226 227H227V226H226ZM229 227H230V228H229ZM236 227H237V225H236ZM250 227H253V226H250ZM255 227H256V225H255ZM2 228H3V227H2ZM7 228H8V227H7ZM15 228H16V227H15ZM46 228H48V227L46 226L44 229H46ZM73 228L71 227L70 229L72 230ZM79 228H80V227H79ZM79 228H78V229H79ZM81 228H82V227H81ZM100 228H101V227H100ZM103 228H105V227H103ZM122 228H123V227H122ZM124 228H125V227H124ZM124 228H123V229H124ZM133 228H134V227H133ZM145 228H146V227H145ZM152 228L154 229V227H152ZM155 228H156V227H155ZM157 228H158V227H157ZM157 228H156V229H157ZM170 228H171V227H170ZM178 228H179V227H178ZM192 228H193V227H192ZM202 228H203V227H202ZM211 228H213V227H211ZM219 228L221 229V227H219ZM228 228L231 229V228H233V227H231V225L229 226V224H228ZM239 228H241V227H239ZM253 228H254V227H253ZM8 229H9V228H8ZM8 229H7V230H8ZM16 229H17V228H16ZM29 229H30V230L32 229V225H31L30 228L27 227V231H28ZM44 229H43L42 231H44ZM65 229H66V231L70 232L67 228H65ZM75 229H74V230H75ZM92 229H93V228H92ZM92 229H91V230H92ZM95 229H98V228H95ZM101 229H102V228H101ZM127 229H128V226H127ZM127 229L125 228L124 231L126 232ZM171 229H172V228H171ZM181 229H182V228H181ZM184 229H185V228H184ZM217 229H218V228H217ZM217 229H216V231H217ZM220 229H219V231H220ZM223 229H224V228H223ZM1 230H2V229H1ZM1 230H0V232H1V234H0V238L2 237L1 239L4 240L3 237H6V236H5L6 234H5V235H2V231H1ZM3 230H5V229L3 228ZM32 230H33V229H32ZM37 230H38V229H37ZM51 230H52V229H51ZM61 230H62V228H61ZM135 230H137V229H135ZM146 230H148V229L146 228ZM161 230H162V229H161ZM167 230H168V228H167ZM209 230H210V229H209ZM221 230H222V229H221ZM224 230H225V233L228 231L227 228L224 229ZM239 230H243V226H242V228L239 229ZM245 230L247 231L248 228H246ZM14 231H13V232H14ZM18 231H19V229H18ZM18 231L15 232V234H20V233H21V231H20V232H18ZM38 231H39V230H38ZM47 231H48V230L46 229V232H47ZM53 231H54V230H53ZM58 231H59V230H58ZM66 231H65V232H66ZM76 231H77V233H78V232L80 231V229H79V231H78V230H76ZM81 231H82V230H81ZM103 231H104V230H103ZM132 231H134V230H132ZM152 231H153V230H152ZM155 231H156V230H155ZM155 231H153V232L155 233ZM164 231H166V230H164ZM233 231H234V229H233ZM233 231H232V232H233ZM249 231H250V230H249ZM28 232H29V231H28ZM50 232H51V231H50ZM56 232H57V230H56ZM65 232H64V234H65ZM68 232H67L66 234H69ZM71 232H72V231H71ZM97 232H98V235H99V229H98ZM117 232H118V230H117ZM135 232H136V231H135ZM135 232H134V233H135ZM148 232H149V231H148ZM172 232H173V231H172ZM174 232H175V231H174ZM212 232H213V230H212ZM222 232H223V230H222ZM250 232H251V231H250ZM7 233L9 234V232H7ZM11 233H12V232H11ZM33 233H34V232H33ZM38 233H39V232H38ZM51 233H52V232H51ZM60 233H61V232H60ZM85 233H86V232H85ZM127 233H128V231H127ZM127 233H126V235H127ZM150 233H151V232H150ZM181 233L184 234V232H181ZM187 233H188V232H187ZM208 233H209V232H208ZM208 233L206 234V236L209 235ZM218 233H219V232H218ZM15 234H14V235H15ZM47 234H48V233H47ZM58 234H59V233H58ZM64 234H63V235H64ZM66 234H65V236H67V237H69V236L71 235V233L69 234V236L66 235ZM74 234H76V232H75ZM74 234H73L74 238H73V236H71L72 239H71V237H69V239H71V241H74L73 239H75V235H74ZM80 234H81V233H80ZM95 234H96V235H94V236L96 237V236H97V233H95ZM100 234H102V236H104V237L102 238V236L99 235V236H101V237H99V236H98V238L96 237V238H97V241H96V238L93 237V238H95V243H96V244H97V242H98L99 240H102V239L105 238V235H103L102 230H101V233H100ZM120 234H121V233H120ZM130 234H131V233H130ZM135 234H136V233H135ZM146 234H147V233H146ZM151 234H152V233H151ZM157 234H158V233H157ZM174 234H177V233H174ZM183 234H182V235H183ZM199 234H200V233H199ZM199 234H198V235H199ZM201 234H203V233H201ZM201 234H200V235H201ZM219 234H221V232H220ZM228 234H229V232H228ZM38 235H41V234H38ZM38 235H35V234H34L33 236L31 235V236H32V239H33V237L38 236ZM42 235H43V234H42ZM85 235H86V234H84V237L87 239V242H89V241H88V237H86L87 235H86V236H85ZM90 235H92V234L90 233ZM90 235H89V237H90ZM111 235H112V234H111ZM113 235H114V234H113ZM115 235H116V233H115ZM132 235H133V234H132ZM138 235H139V234H138ZM147 235H149V233H148ZM158 235H159V234H158ZM158 235H156V236H158ZM170 235H171V234H170ZM172 235H173V234H172ZM184 235H185V234H184ZM188 235H189V234H188ZM229 235H230V234H229ZM7 236H8V235H7ZM48 236H49V235H48ZM59 236H60V235H58L57 237H59ZM77 236H78V235H77ZM122 236H123V235H122ZM201 236H202V235H201ZM206 236L204 235V238H206ZM249 236H250V235H249ZM61 237H62V235H61ZM63 237H64V236H63ZM63 237H62V238H63ZM107 237H108V234H107ZM109 237L112 238L113 236H110V235H109ZM128 237H129V235H128ZM131 237H132V236H131ZM131 237H129V238H131ZM133 237H134V236H133ZM135 237H136V235H135ZM159 237H160V235H159ZM178 237H179V236H178ZM197 237H200V236H197ZM209 237H210V236H208V238H209ZM244 237H245V236H244ZM253 237H254V236H253ZM37 238H38V237H37ZM45 238H47V237H45ZM49 238H50V237H49ZM53 238H55V237H53ZM53 238H52V239H53ZM59 238H60V237H59ZM59 238H58V239H59ZM76 238H77V237H76ZM82 238H83V237H82ZM85 238H84V239H85ZM91 238H92V237H91ZM99 238H102V239H99ZM153 238H154V237H153ZM162 238H163V237H162ZM164 238H165V237H164ZM201 238H202V237H201ZM211 238H212V236H211ZM228 238H229V237H227V239H228ZM261 238H262V237H261ZM18 239H19V238H18ZM66 239H67V238L65 237V241L67 242L68 239H67V240H66ZM86 239H85V243H84L85 248H87V247H86V244H87V243H86ZM120 239H122V238H120ZM124 239H125V238H124ZM138 239H139V238H138ZM177 239H178V238H177ZM191 239H192V238H191ZM196 239H197V238H195V240H196ZM220 239H221V238H220ZM230 239H231V236H230ZM243 239H244V238H243ZM50 240H51V239H50ZM55 240H56V239H55ZM76 240H77V239H76ZM89 240H91V239L89 238ZM111 240H112V239H110L109 241H111ZM126 240H128V238H126ZM203 240H204V239H203ZM210 240H211V239H210ZM263 240H264V239H263ZM30 241H31V240H30ZM30 241H29V242H30ZM52 241H53V240H52ZM65 241H64V242H61L62 245H63V243H66ZM71 241H70V242H71ZM81 241L84 242L83 240H81ZM114 241H115V240H114ZM130 241H131V240H130ZM132 241H133V240H132ZM139 241H140V239H139ZM154 241H155V240H154ZM187 241H188V240L186 239V242H187ZM190 241H191V240H190ZM196 241H198V239H197ZM225 241H226V239H225ZM70 242H69V243H70ZM74 242H75V241H74ZM79 242H80V241H79ZM93 242H94V241H93ZM118 242H119V241H118ZM120 242H121V241H120ZM134 242H135V239H134L133 243H134ZM137 242H138V241H137ZM148 242H150L151 244L153 243V241L151 242L150 237L148 238ZM158 242H159V241H158ZM191 242H192V241H191ZM193 242H194V240H193ZM193 242H192V243H193ZM220 242H221V240H220ZM220 242H219V243H220ZM226 242H227V241H226ZM49 243H50V242H49ZM51 243H52V242H51ZM90 243H91V242H90ZM95 243H92V244L94 245ZM101 243L104 244V241H101ZM156 243H157V241H156ZM227 243H229V242H227ZM31 244H32V242H31ZM66 244H67V243H66ZM66 244H65V245H66ZM79 244L82 245L83 243H79ZM127 244H128V246L130 245L128 242H127ZM136 244H137V243H136ZM142 244H144V243L142 242ZM142 244H141V245H142ZM159 244H161V243H159ZM170 244H171V243H170ZM183 244H184V243L182 242V245H183ZM195 244H196V242L193 243V245H195ZM262 244H263V243H262ZM1 245H2V244H1ZM68 245H69V244H68ZM73 245L75 246V244H73ZM84 245H83V246H84ZM88 245H89V243H88ZM90 245H91V244H90ZM99 245H102V244H99ZM115 245H116V242H115ZM115 245L113 244L114 247H115ZM132 245H133V244H132ZM134 245H135V244H134ZM148 245H149V244H148ZM152 245H153V244H152ZM154 245H155V243H154ZM154 245H153V246H154ZM190 245H191V244H190ZM190 245H189V246H190ZM198 245H199V244H198ZM221 245H222V244H221ZM223 245H224V244H223ZM225 245H226V243H225ZM246 245H247V244H246ZM97 246H98V245H96V248H97ZM117 246H118V245H117ZM130 246H131V245H130ZM158 246H159V245H158ZM184 246H185V245H184ZM195 246H196V245H195ZM250 246H251V242H250ZM260 246H261V245H260ZM262 246H263V245H262ZM29 247H30V246H29ZM93 247H94V246H93ZM119 247H121V246H119ZM147 247H148V246H147ZM151 247H152V246H151ZM160 247H161V248H159L160 250L162 249V247L164 248V243L161 244ZM166 247H167V246H166ZM169 247H170V246H169ZM172 247H173V246H172ZM185 247H186V246H185ZM192 247H193V246H192ZM197 247H198V246H197ZM207 247H208V246H207ZM252 247H253V245H252ZM252 247H251V248H252ZM41 248H44V247H40V248L38 249V250H40V252H41ZM63 248H64V247H63ZM63 248H62V250H63ZM73 248H74V247H73ZM73 248H72V249H73ZM80 248L82 249L83 247H80ZM89 248H92V247H89ZM101 248H102V247H101ZM104 248H105V247H104ZM125 248H126V247H125ZM131 248H132V247H131ZM142 248H144V247H142ZM142 248H141V250H142ZM157 248H158V247H157V244H156V246L154 247V249H157ZM174 248H175V247H174ZM198 248H199V247H198ZM44 249H45V248H44ZM60 249H61V248H60ZM139 249H140V248H139ZM166 249H167V248H166ZM166 249H163V252H162V250H161V251H160V250H159V251L157 250V251H158L159 254H160V252H162L161 254H163V253H164V250H166ZM182 249H183V248H182ZM186 249H188V251H189V247L186 248ZM201 249H202V248H201ZM262 249H263V248H262ZM0 250H1V249H0ZM4 250H5V248H4ZM6 250H7V249H6ZM35 250H36L37 253H38L37 248H36ZM48 250H49V249H48ZM66 250H68V252H70V250H71V245H70V250H69V249H66ZM77 250H78L77 253H79V249H77ZM77 250H76V251H77ZM85 250H86V249H85ZM88 250H89V249H88ZM90 250H91V249H90ZM92 250H94V249H92ZM92 250H91V251H92ZM98 250H99V249H98ZM98 250H97V253H95V254H97V255H98ZM115 250H116V249H115ZM117 250H118V249H117ZM122 250H123V248H122ZM124 250H125V249H124ZM131 250H132V249H131ZM168 250H169V249H168ZM168 250H167V251H168ZM177 250H178V249H177ZM45 251H47V250H45ZM73 251L75 252L74 249H73ZM73 251L70 252V253H73ZM80 251H81V250H80ZM106 251H107V248H106ZM134 251H135V250H134ZM42 252L45 253L43 250H42ZM87 252H88V251H87ZM89 252H90V251H89ZM89 252H88V254H89ZM101 252H105V251L101 250ZM108 252H109V251H108ZM108 252H106V253H108ZM114 252H115V251H114ZM130 252H131V251H130ZM138 252H139V251H138ZM141 252H142V254H143V251H141ZM145 252H147V251H145ZM178 252H182V251H178ZM185 252H187V251H185ZM35 253H36V252H35ZM37 253H36V255H37ZM47 253L49 254V252H47ZM65 253H66V252H65ZM91 253H92V252H91ZM125 253L127 254L126 251H125ZM131 253H132V252H131ZM152 253H153V252H152ZM182 253H183V252H182ZM237 253H238V252H237ZM21 254H22V253H21ZM38 254H42V253H38ZM48 254H47V255H48ZM63 254H64V253H63ZM81 254H82V253H81ZM81 254H80V255H81ZM84 254H86V252H84L83 255H84ZM99 254H100L99 256H102V257L105 256V255H102L101 253H99ZM66 255H67V254H66ZM76 255H79V254H76ZM76 255H75V256H76ZM80 255H79V256H80ZM83 255H82V256H83ZM119 255H120V254H119ZM119 255H118V256H119ZM127 255H128V254H127ZM135 255H136V252H135L134 256H135ZM143 255H144V254H143ZM4 256H5V255H4ZM4 256H3V257H4ZM7 256H8V255H7V253H6V258H7ZM9 256H10V255H9ZM9 256H8V258H9ZM38 256H39V255H38ZM42 256H43V255H41V257H42ZM62 256H63V255H62ZM64 256H65V255H64ZM82 256H81V257H82ZM89 256H90V254H89ZM106 256H107V254H106ZM124 256H125V255H124ZM129 256H132V255H129ZM138 256H139V255H138ZM145 256H146V255H145ZM147 256H148V254H147ZM147 256H146V257H147ZM158 256H159V255H158ZM22 257H23V256H22ZM41 257H40V258H41ZM44 257H45V256H44ZM76 257H78V256H76ZM76 257H73V258L75 259ZM90 257H91V256H90ZM96 257H98V256H96ZM108 257H109V256H108ZM108 257H107V258H108ZM136 257H137V256H136ZM150 257H151V259H152V256H151V255H150ZM150 257H148L147 259H149ZM162 257H163V256H162ZM221 257H223V256H221ZM35 258H36V257H35ZM65 258H67V257H65ZM65 258H63V261H64ZM83 258H84V257H83ZM98 258H99V257H98ZM104 258H105V257H104ZM114 258H115V257H114ZM130 258H131V261H133V260H132V259H133L132 257H129L128 259H130ZM153 258H154V256H153ZM156 258H157V257H156ZM166 258H167V257H166ZM215 258H216V257H215ZM3 259H4V258H3ZM24 259H25V258H24ZM41 259H42V258H41ZM41 259H40V261H41ZM78 259H79V257H78ZM100 259H101V257H100ZM108 259H110V257H109ZM115 259H116V258H115ZM117 259H118V258H117ZM125 259H126V256H125ZM144 259H145V258H144ZM160 259H161V258H160ZM164 259H165V257H164ZM217 259H218V258H217ZM217 259H216V260H217ZM31 260H32V258H31ZM35 260H38V259H35ZM42 260H44V259H42ZM51 260H52V259H51ZM84 260H85V259H81V261H83V262H84ZM88 260H89V259H87V261H88ZM90 260H91V258H90ZM102 260H107V259H103V258H102ZM102 260H100V261H102ZM111 260H112V259H111ZM149 260H150V259H149ZM162 260H163V259H162ZM181 260H182V258H181ZM219 260H220V259H219ZM1 261H2V260H0V262H1ZM6 261H7V259H6ZM8 261H9V259H8ZM44 261H46V260H44ZM60 261H61V260H60ZM63 261H62V264H63ZM65 261H66V260H65ZM87 261H86V262H87ZM97 261H98V260H97ZM122 261H123V260H122ZM129 261H130V260H129ZM159 261L161 262V260H159ZM165 261H166V260H165ZM221 261H222V260H221ZM13 262H14V261H13ZM71 262H73V261H71ZM86 262H85V264H86ZM95 262H96V260H95ZM143 262H145V260H144ZM151 262H153V261H151ZM155 262H156V261H155ZM155 262H153V263H155ZM172 262H173V260H172ZM182 262H183V261H182ZM1 263H2V262H1ZM3 263H4V260H3ZM14 263H15V262H14ZM14 263H13V264H14ZM20 263H21V261H20ZM35 263H36V262H35ZM35 263H34V264H35ZM37 263H38V262H37ZM41 263H43V262H41ZM64 263H65V262H64ZM88 263H91V264H92V261H91V262H88ZM119 263H120V262H119ZM126 263H127V262H126ZM128 263H129V262H128ZM128 263H127V264H128ZM135 263L137 264L136 260H135ZM141 263H142V262H141ZM153 263H152V264H153ZM162 263H163V262H162ZM169 263H170V262H169ZM169 263H168V264H169ZM4 264H5V263H4ZM11 264H12V262H11ZM31 264H33V262H32ZM60 264H61V262H60ZM79 264H81V263H79ZM82 264H83V263H82ZM94 264H96V263H94ZM106 264H107V263H106ZM111 264H112V263H111ZM133 264H134V263H133ZM142 264H143V263H142ZM147 264H148V263H147ZM150 264H151V263H150ZM157 264H158V262H157ZM164 264H165V263H164ZM172 264H174V263H172ZM183 264H184V262H183Z\"/></svg>", "mask_w": 264, "mask_h": 264}]
</instances>
